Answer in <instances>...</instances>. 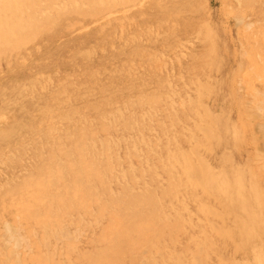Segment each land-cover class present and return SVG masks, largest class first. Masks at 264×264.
<instances>
[{
  "label": "rangeland",
  "instance_id": "1",
  "mask_svg": "<svg viewBox=\"0 0 264 264\" xmlns=\"http://www.w3.org/2000/svg\"><path fill=\"white\" fill-rule=\"evenodd\" d=\"M117 1V2H116ZM140 1V2H138ZM152 1V2H151ZM160 1V2H159ZM236 1V2H235ZM239 1V2H238ZM101 0V6L96 8V4L87 2L85 0H75L77 9H67L63 6V14L60 20L61 28L56 27L50 30V33L38 37L32 41H27L22 44V47L16 51H9L0 57V131H2L0 136V210L3 209V213L0 211V264H264V117L262 115L258 116L260 108L264 107V97H260L258 94H254L260 91L264 94V72H260L258 75L254 74L252 88L249 87L248 77H246L244 70L248 66V61L245 57V53L251 52L254 49H258L259 45L253 41L259 39V44L264 47V0ZM260 1V2H259ZM226 2V3H225ZM228 2V3H227ZM231 2V3H230ZM245 2V3H244ZM249 2V3H248ZM263 2V3H262ZM174 3V4H173ZM240 3V4H239ZM247 3V4H246ZM171 4L173 6H171ZM193 6H192V5ZM203 4V6H201ZM234 4V5H233ZM263 4V5H261ZM133 5V6H132ZM140 5V6H139ZM152 5V6H151ZM240 5V6H239ZM259 5V7H257ZM131 8L130 10L128 8ZM132 6V7H131ZM157 6V7H156ZM183 6V7H182ZM200 6V8H199ZM230 6V9L228 7ZM146 7V8H145ZM205 7V8H204ZM250 7V8H249ZM256 10H254V8ZM57 8H62L61 6ZM193 8V9H192ZM239 8V10H238ZM241 8V9H240ZM67 9V10H66ZM123 9V10H122ZM160 9V10H159ZM194 11H192V10ZM204 9V10H203ZM76 10V12H74ZM116 10V11H115ZM124 10L128 12H123ZM190 10V11H188ZM196 10V11H195ZM247 10V11H246ZM261 10V11H260ZM118 11V12H117ZM174 12V13H173ZM185 12V13H183ZM212 12V13H211ZM248 12V13H246ZM258 12V13H257ZM110 13V14H109ZM113 13V14H112ZM123 13V14H122ZM187 13V15H186ZM193 13V14H191ZM229 13V14H228ZM231 13V14H230ZM237 13V14H236ZM257 13V14H256ZM71 14V15H70ZM107 14V15H106ZM253 14V15H252ZM109 15V16H108ZM114 15V16H113ZM168 15V16H167ZM238 15V16H237ZM258 16V18L256 17ZM64 16V17H63ZM69 18L66 19V17ZM158 16V17H157ZM231 16V17H230ZM78 17V18H77ZM103 17V18H102ZM108 17V18H107ZM111 17V18H110ZM120 17V18H119ZM132 17V18H131ZM143 17V18H142ZM235 19H234V18ZM249 17V18H248ZM156 18V19H155ZM193 18V19H192ZM195 18V19H194ZM263 18V19H262ZM73 19V20H72ZM75 19V20H74ZM88 19V21H87ZM97 22H94V20ZM102 19V21H101ZM110 19V20H109ZM132 19V20H131ZM159 19V20H158ZM169 19V20H168ZM237 19V20H236ZM262 19V20H261ZM88 22H86V21ZM92 21L91 23L89 21ZM95 20V21H96ZM156 20V21H155ZM168 20V21H167ZM239 20V21H238ZM240 20L241 23H240ZM248 20V21H247ZM63 21V23H62ZM99 21V22H98ZM104 21V23H103ZM128 23H127V22ZM166 21V22H165ZM238 21L240 24L238 25ZM255 21V22H254ZM118 22V23H117ZM130 22V23H129ZM132 22V23H131ZM157 24H156V23ZM163 22V23H162ZM205 22V23H204ZM259 22V23H258ZM65 23V25H63ZM84 23V24H83ZM96 23V24H95ZM102 23V24H101ZM125 23V24H122ZM167 23V24H166ZM253 23V24H252ZM59 24V26H60ZM86 24V25H85ZM114 24V25H113ZM121 24V25H120ZM127 24V25H126ZM149 24V25H148ZM206 24V25H204ZM209 24V26L207 25ZM211 24V25H210ZM225 24V25H224ZM237 24V25H236ZM244 24V25H243ZM246 24V25H245ZM85 25V26H84ZM88 25V26H87ZM96 27H94V26ZM112 25V26H111ZM119 25V27H118ZM157 25V26H156ZM160 25V26H159ZM165 25V26H164ZM169 25L171 27H169ZM91 26V27H90ZM105 26V27H104ZM114 26V27H113ZM128 26V27H127ZM80 27V28H79ZM85 27V30H83ZM87 27V29H86ZM108 29H107V28ZM125 27V28H124ZM152 27V28H151ZM168 27V28H167ZM178 27V28H176ZM183 27V28H182ZM207 27V29H206ZM212 27V28H211ZM235 27V28H234ZM245 27V28H244ZM250 27V28H249ZM59 28V29H58ZM83 28V29H82ZM91 28V29H90ZM100 29L98 31L97 29ZM114 28V29H113ZM116 28V29H115ZM128 28V29H127ZM57 29V30H56ZM63 29V30H62ZM80 29V30H78ZM96 29V30H94ZM112 29V30H111ZM137 29V30H136ZM140 29V30H139ZM177 29V30H176ZM216 29V30H215ZM248 29V30H247ZM56 30V31H55ZM61 30V31H60ZM78 30V31H76ZM106 30V31H105ZM121 30V32H120ZM136 30V31H135ZM139 30V31H138ZM199 30V31H198ZM203 30V31H201ZM207 33H206V31ZM214 30V31H213ZM245 30V31H244ZM54 31V32H53ZM73 31V32H71ZM76 31V32H75ZM117 31V32H116ZM124 31V33H123ZM135 31V33H133ZM178 31V32H176ZM184 31V32H182ZM186 31V32H185ZM49 32V31H48ZM58 32V33H57ZM60 32V33H59ZM64 34H63V33ZM78 32V33H77ZM93 32V33H90ZM109 32V34H108ZM111 32V33H110ZM114 32V33H113ZM116 32V33H115ZM119 32V33H118ZM162 32V33H161ZM164 32V33H163ZM176 32V34H175ZM197 32V34H196ZM204 32V33H203ZM67 33V34H66ZM73 33V34H72ZM76 33V34H75ZM85 33V34H84ZM87 33H89L87 35ZM98 33V34H97ZM101 33V34H100ZM144 33V34H143ZM148 33V35H147ZM152 33V34H150ZM167 33V34H166ZM172 33V34H170ZM178 33V34H177ZM191 33V34H190ZM198 33H201L198 35ZM207 35H206V34ZM214 33V34H213ZM51 34V36H49ZM53 34V35H52ZM56 34V35H55ZM60 34V35H59ZM75 34V35H74ZM80 34V36H79ZM108 34V35H107ZM114 34V35H113ZM120 34V37H119ZM143 34V35H142ZM74 35V37H73ZM114 37H112V36ZM127 35V36H126ZM135 35V36H134ZM140 35V37H138ZM160 38H158L159 36ZM170 35V36H169ZM180 35V36H179ZM189 35V37H188ZM216 38H214V36ZM68 36V37H67ZM84 36V37H83ZM92 36V37H91ZM116 36V38H115ZM129 36V37H128ZM132 36V37H131ZM148 36V37H147ZM176 38H175V37ZM205 36H209L207 39ZM57 37V38H56ZM71 37V38H69ZM101 37V38H100ZM105 37V38H104ZM119 37V38H118ZM131 37V38H130ZM134 37V38H133ZM146 37V39H145ZM239 37V38H238ZM43 38V39H42ZM87 38V40L85 39ZM128 38V40H127ZM130 38V39H129ZM140 40H139V39ZM148 38V39H147ZM186 38V39H185ZM219 38V39H218ZM42 39V40H41ZM60 39V40H59ZM68 39V40H67ZM81 39V40H80ZM101 39V40H100ZM122 39V40H121ZM137 39V40H135ZM183 41H181V40ZM209 39V40H208ZM241 39V41H240ZM42 41L41 42H39ZM47 40V41H45ZM50 40V41H48ZM76 40V41H75ZM113 40V42H112ZM165 40V41H164ZM189 40V41H188ZM193 40V41H192ZM197 40V41H196ZM19 41V40H18ZM38 41V42H36ZM45 41V42H44ZM67 41V42H66ZM86 41V42H85ZM96 41V42H95ZM119 41V42H118ZM124 41V42H123ZM127 41V42H126ZM145 41V42H143ZM177 41V42H176ZM52 42V43H51ZM61 42V43H60ZM107 44H106V43ZM110 42V43H109ZM148 42V43H147ZM153 42V43H152ZM244 42V43H242ZM46 43V45H44ZM50 45H49V44ZM68 43V44H67ZM76 43V45H75ZM83 43V44H82ZM99 43V44H98ZM116 43V44H114ZM119 43V44H118ZM152 43V44H151ZM38 44V45H37ZM55 44V45H53ZM57 44V45H56ZM60 44V45H59ZM67 44V45H66ZM113 44V45H111ZM143 44V45H141ZM179 44V45H178ZM181 44V46H180ZM253 44V47H250ZM74 45V46H73ZM81 45V46H80ZM101 47H100V46ZM125 46L122 48V46ZM137 45V47H136ZM148 45V46H147ZM154 45V46H153ZM192 45V47L190 46ZM243 45V46H242ZM33 46V48H32ZM42 46V48H41ZM47 46V47H46ZM51 48H49V47ZM58 46V47H57ZM109 46V47H108ZM127 46V47H126ZM134 46V47H132ZM36 47V49H35ZM40 47V49H39ZM97 47V48H96ZM118 47V49H117ZM186 47V48H184ZM196 47V48H195ZM244 47V48H243ZM249 47V48H248ZM27 48V49H26ZM31 48V49H29ZM54 48V50H53ZM57 48V49H56ZM93 48V49H92ZM108 48V49H107ZM114 48V49H113ZM126 48V49H125ZM128 48V49H127ZM254 48V49H252ZM34 49V50H33ZM42 49V50H41ZM63 49V50H62ZM71 51H70V50ZM123 49H125L123 51ZM167 49V50H166ZM179 49V50H178ZM27 50L26 52H24ZM33 50V51H32ZM49 50V52L47 51ZM54 52H53V51ZM57 50V51H56ZM79 50V51H78ZM92 50V51H91ZM117 50V52L115 51ZM120 50V51H118ZM131 52H130V51ZM142 50V51H141ZM148 50V51H146ZM186 50V51H185ZM29 51V52H28ZM44 51V52H43ZM47 51V52H46ZM56 51V52H55ZM68 51V52H67ZM87 51V52H86ZM109 51V52H108ZM134 51V53H132ZM146 51L147 53H144ZM176 51V53H175ZM178 51V52H177ZM19 52V53H18ZM32 52V53H31ZM36 52V53H34ZM38 52V53H37ZM51 52V53H50ZM54 54H53V53ZM72 52V53H71ZM125 52L127 53L125 55ZM130 52V53H129ZM137 52V53H136ZM143 52V53H138ZM161 52V53H160ZM194 52V53H193ZM40 53V54H39ZM49 53V54H48ZM83 53V54H82ZM169 53V55L167 54ZM190 53V54H189ZM244 53V56H243ZM13 54V55H12ZM16 54V55H15ZM24 54V56L20 55ZM53 54V55H52ZM88 54V55H87ZM100 54V55H99ZM108 54V55H107ZM121 54V55H120ZM124 56H123V55ZM134 54V56H133ZM138 54V55H137ZM159 54V55H158ZM172 54V55H171ZM174 54V55H173ZM8 55L7 59L5 57ZM30 55V56H29ZM35 55V56H34ZM75 55V56H74ZM80 55V56H79ZM83 55V56H82ZM92 55V56H91ZM129 55V56H128ZM184 55V56H183ZM15 56V57H14ZM20 56V57H19ZM43 56V57H42ZM74 56V57H73ZM96 56V57H95ZM116 56V57H115ZM142 56V57H141ZM153 56V57H152ZM159 56V57H158ZM162 56V57H161ZM172 56V57H171ZM190 56V57H189ZM13 59L16 61H12ZM27 57V58H26ZM86 57V58H85ZM104 57V58H103ZM110 57V58H109ZM114 57V58H112ZM134 57V58H131ZM144 57V58H143ZM150 57V58H149ZM157 57V58H156ZM175 57V58H174ZM242 59H241V58ZM23 58V59H19ZM25 58V61H24ZM40 58V60H39ZM61 58V59H60ZM81 58V59H80ZM139 58V59H138ZM163 58V59H161ZM194 58V59H193ZM243 58H245L243 60ZM3 59V60H2ZM19 59V60H18ZM28 59V60H27ZM42 59V61H41ZM46 59V61H45ZM65 59V60H64ZM69 59V60H67ZM119 59V60H117ZM122 59V60H121ZM135 59V60H134ZM166 59V61H164ZM175 59V60H174ZM190 59V60H189ZM9 60V61H8ZM22 60V61H21ZM75 60V61H74ZM110 60V61H109ZM112 60V61H111ZM126 60V61H125ZM145 60V62H144ZM154 60V61H152ZM159 60V61H158ZM161 60V61H160ZM4 61V62H3ZM11 61V63H10ZM27 64L28 67L24 65ZM68 61H70L68 63ZM122 61V62H121ZM141 63H140V62ZM148 65H147V63ZM241 61V62H240ZM3 62V63H2ZM15 62V64H14ZM31 62H36L32 65ZM40 62V63H39ZM131 64H130V63ZM152 62V63H151ZM165 66H164V63ZM243 62V63H242ZM2 63V64H1ZM75 63V64H74ZM123 63V64H122ZM128 63V65H127ZM133 63V64H132ZM157 63V64H156ZM159 63V64H158ZM162 63V64H161ZM264 64V61H262ZM65 64V65H64ZM67 64V65H66ZM126 64V65H125ZM39 65V66H38ZM49 65V66H48ZM77 65V67H76ZM80 65V66H79ZM87 65V66H86ZM109 65V66H108ZM156 65V66H155ZM159 65V66H158ZM175 65V66H174ZM240 65V66H239ZM17 66V67H16ZM67 66V67H66ZM86 66V67H85ZM113 66V68H112ZM125 66V67H124ZM132 66V67H131ZM142 66V68L140 67ZM8 67V68H7ZM22 69H20V68ZM26 67V68H22ZM40 67H43L39 69ZM48 67V68H45ZM72 67V68H70ZM77 69H76V68ZM157 67V68H156ZM241 67V68H240ZM29 68V71H28ZM34 68V69H33ZM52 68V69H51ZM54 68V70H53ZM60 68V69H59ZM79 68V69H78ZM99 68V69H98ZM112 68V69H111ZM123 68V69H122ZM135 68V69H133ZM196 68V69H195ZM240 68V69H239ZM264 68V67H263ZM33 69V70H31ZM36 69V70H35ZM43 69V70H42ZM47 69V71H46ZM51 69V70H50ZM119 69V70H118ZM133 69V70H132ZM157 69V70H156ZM164 69V70H163ZM170 69V70H169ZM181 69V70H180ZM2 70V71H1ZM13 70V71H12ZM39 70L37 73L36 71ZM42 70V71H41ZM49 70V71H48ZM58 70V71H57ZM65 70V71H63ZM74 72H72V71ZM168 70V71H167ZM240 70V71H239ZM45 71V72H43ZM62 71V72H61ZM71 72L69 74V72ZM136 71V72H135ZM53 72V73H52ZM105 74H104V73ZM110 72V74H109ZM134 72V73H133ZM143 72V73H142ZM207 76H206V73ZM17 73V74H16ZM34 74H38L33 75ZM44 73L46 75H44ZM52 73V74H47ZM57 73V74H56ZM63 73V74H62ZM78 73V74H77ZM128 73V74H127ZM131 73V74H130ZM149 75H148V74ZM205 73V74H204ZM42 74V75H41ZM109 74V75H108ZM127 74V75H126ZM133 74V75H132ZM135 74V75H134ZM168 74V75H167ZM190 74V75H189ZM198 74V75H197ZM263 74V75H262ZM19 75V76H18ZM56 75V76H55ZM59 75V76H58ZM64 75V76H63ZM66 75V76H65ZM75 75V76H74ZM81 75V76H80ZM103 75V76H102ZM158 75V76H157ZM167 75V76H166ZM192 75V76H191ZM260 75V76H259ZM35 76V77H34ZM93 76V77H92ZM101 76V77H99ZM173 76V77H172ZM200 78H199V77ZM259 76V77H258ZM50 77V78H49ZM55 77V78H54ZM61 77V78H59ZM88 77V78H87ZM99 77V78H98ZM106 77V78H105ZM116 77V78H115ZM130 77V79H129ZM137 77V78H136ZM153 77V78H152ZM159 79H158V78ZM169 77V78H168ZM176 77V78H175ZM178 77V78H177ZM25 78V79H24ZM29 78V79H28ZM32 78V79H30ZM48 78V79H47ZM54 78V79H53ZM64 78V79H62ZM73 79L70 81L69 79ZM96 78V79H95ZM103 78V79H102ZM115 78V79H114ZM149 78V79H148ZM155 78V79H154ZM240 78V79H239ZM262 78V79H261ZM13 79V80H12ZM38 82H32L34 81ZM53 82L52 84L50 81ZM56 79V80H55ZM67 79V81H66ZM142 79V80H141ZM165 79V80H164ZM172 79V80H171ZM198 79V80H197ZM208 79V80H207ZM29 80V81H28ZM46 80V81H45ZM63 80V81H62ZM99 80V82H98ZM102 80V81H101ZM115 80V81H114ZM144 80V81H143ZM171 80V81H170ZM183 80V81H182ZM263 80V82L261 81ZM24 81V82H23ZM31 81V82H30ZM41 81V82H40ZM61 81V82H59ZM66 81V82H65ZM105 81V82H104ZM169 81V82H168ZM173 81V82H172ZM180 81V82H179ZM192 81V82H191ZM194 81V82H193ZM197 81V82H195ZM19 82V83H18ZM27 82V83H26ZM30 82V83H29ZM59 82V83H57ZM69 84H68V83ZM98 82V83H97ZM104 82V83H102ZM108 82V83H107ZM134 82V83H132ZM171 82V83H170ZM176 84H175V83ZM188 82L195 83L189 84ZM207 82V83H206ZM25 83V84H24ZM37 83V86H36ZM47 83V84H46ZM71 83V84H70ZM111 83V84H110ZM113 83V84H112ZM129 83V84H128ZM132 83V84H131ZM180 83V85L178 84ZM189 85H188V84ZM202 83V84H200ZM259 83V84H258ZM3 84V85H2ZM31 84V85H29ZM33 84V87H32ZM51 84V86H49ZM101 84V85H100ZM115 84V85H114ZM169 84L171 85L169 88ZM174 86H173V85ZM183 86H182V85ZM187 84V85H186ZM242 85V86H239ZM261 84V85H260ZM103 85V89H100ZM193 85V86H192ZM205 85V86H204ZM208 85V86H207ZM4 86V87H3ZM8 86V88H7ZM15 86V87H14ZM21 86V87H20ZM23 86V87H22ZM26 86V87H25ZM35 86V87H34ZM43 86V88H42ZM46 88H45V87ZM51 89L49 91V89ZM67 86V88H65ZM105 86V87H104ZM111 86V87H110ZM115 86V87H112ZM136 86V88H134ZM158 86V87H157ZM210 86V87H209ZM214 86V89H213ZM248 86V87H247ZM17 87V88H16ZM29 87V88H28ZM32 87V88H31ZM58 87V88H57ZM60 87V88H59ZM83 87V88H82ZM109 87V88H108ZM139 87V88H138ZM183 87V88H182ZM256 87V88H255ZM262 87V88H261ZM6 88V89H5ZM16 88V89H14ZM19 88V89H18ZM35 88V89H34ZM37 88V89H36ZM39 88V89H38ZM122 88V89H121ZM132 92L130 94V90ZM158 88V89H157ZM175 88V89H174ZM177 88V89H176ZM195 88V89H193ZM32 89V90H31ZM55 89V90H54ZM72 89V90H71ZM76 89V91H75ZM100 89V90H99ZM105 89V90H104ZM136 89V90H134ZM170 89V90H169ZM189 89V91H188ZM203 89V90H202ZM212 89V92L210 93ZM253 89V90H252ZM5 90V91H4ZM9 90H13L9 92ZM22 92H21V91ZM42 90V92H41ZM48 90V92H47ZM53 90V91H52ZM57 90V91H56ZM63 93H58L59 91ZM79 90V91H78ZM98 90L100 93H98ZM109 90V91H108ZM114 90V91H111ZM126 92H125V91ZM129 90V91H127ZM239 90V91H238ZM241 90V91H240ZM17 91V92H16ZM20 91V92H19ZM29 91H33L29 93ZM44 91V93H43ZM88 91V92H87ZM103 91H107L103 93ZM116 91V92H115ZM173 91V92H172ZM179 91V92H178ZM183 91V92H182ZM205 91V92H204ZM208 91V92H207ZM215 91V92H213ZM19 96L16 95V93ZM25 92V93H23ZM37 92V96L34 94ZM50 92V93H49ZM52 92V93H51ZM56 92V94H55ZM73 95H72V93ZM160 92V93H159ZM169 92V93H168ZM177 92V93H175ZM182 92V93H181ZM198 92V93H197ZM11 95H10V94ZM22 93V95L20 94ZM27 93V94H26ZM49 95H48V94ZM71 93V94H70ZM77 93V95H76ZM119 93L120 96H119ZM129 93V94H128ZM143 96L140 97L139 95ZM156 93V94H155ZM163 93V94H162ZM173 93V94H172ZM179 93V94H178ZM185 93V94H184ZM207 93V94H206ZM218 93V95H217ZM220 93V94H219ZM237 93V95H236ZM37 97L39 100L33 99L32 95ZM39 94V95H38ZM45 94V95H44ZM47 94V95H46ZM52 95V97L50 96ZM101 94V96H100ZM104 94V95H103ZM123 94V96H122ZM125 94V95H124ZM135 94V95H134ZM144 94V95H143ZM148 94V96H147ZM183 94V96H182ZM192 94V95H191ZM215 94V95H212ZM16 95V96H15ZM21 95V96H20ZM28 98H26L27 96ZM43 97H42V96ZM58 95V96H57ZM60 95V96H59ZM62 95V96H61ZM67 95V96H66ZM110 95V96H107ZM130 97H129V96ZM137 95V96H136ZM146 95V96H145ZM188 95V96H187ZM6 96V97H5ZM10 96V97H9ZM15 96V97H14ZM23 96V97H22ZM45 99H42L44 98ZM71 96V97H70ZM74 96V97H73ZM89 96V98L87 97ZM98 96V97H97ZM112 96V97H111ZM128 96V97H125ZM136 96V97H135ZM139 96V97H138ZM150 96V98H149ZM168 96V97H166ZM170 96V97H169ZM172 96V97H171ZM180 96V97H177ZM190 96V97H189ZM204 96V97H203ZM5 97V98H4ZM30 97V98H29ZM32 97V98H31ZM42 97V98H41ZM55 97V99H54ZM63 97V98H62ZM91 97V99H90ZM103 97V99H102ZM107 97V100H106ZM110 97V98H109ZM115 97V98H114ZM163 97V98H162ZM166 97V98H165ZM190 99H189V98ZM256 97V98H255ZM10 98V100H9ZM15 100H13V99ZM24 98V99H23ZM51 98V99H50ZM78 98V99H77ZM83 98V100H82ZM88 98L87 100H85ZM94 101H93V99ZM112 98V100H110ZM128 98V99H126ZM135 98V99H134ZM149 98V99H148ZM153 100H152V99ZM156 98V99H155ZM161 98V99H160ZM174 98V99H173ZM192 98V99H191ZM259 98V99H258ZM12 99V100H11ZM20 101H18V100ZM109 99V100H108ZM120 99V100H119ZM148 99V100H147ZM160 101H157L159 100ZM167 99V100H164ZM184 99V100H183ZM200 99V100H199ZM202 99V100H201ZM9 100V101H8ZM17 100V101H16ZM27 100V101H26ZM30 102H29V101ZM48 100V102H47ZM58 100V101H57ZM65 100V101H64ZM67 100V103H66ZM72 100V101H71ZM86 102H85V101ZM106 100V101H105ZM131 100V101H130ZM139 100V101H138ZM142 100V101H141ZM170 100L171 103H170ZM252 100V101H251ZM258 100V103L256 101ZM14 101V102H13ZM32 101V102H31ZM38 103H35V102ZM44 101V102H43ZM91 103H89V102ZM105 101V102H104ZM109 103H108V102ZM111 101V102H110ZM113 101V102H112ZM128 101V102H127ZM183 103H182V102ZM192 101V102H191ZM200 101V102H199ZM249 101V102H248ZM11 102V103H9ZM25 102V104H24ZM28 102V103H27ZM142 102V106L141 103ZM164 102V104H163ZM180 102V103H179ZM203 102V103H202ZM213 102V103H212ZM245 102V103H244ZM256 102V103H255ZM17 105H16V104ZM27 103V104H26ZM37 106L36 110V105ZM60 103V104H59ZM65 103V104H63ZM69 103L72 105L69 106ZM93 103V104H92ZM108 103V104H106ZM112 103V104H111ZM157 103V104H156ZM162 103V105H161ZM166 103V104H165ZM185 104V105H181ZM188 103L190 105H188ZM222 103V104H221ZM252 103V104H251ZM16 105L17 107L13 106ZM23 104V106H21ZM92 104V105H90ZM101 104V105H100ZM110 104V105H109ZM139 104V105H138ZM152 104V105H151ZM154 104V105H153ZM168 104V105H167ZM178 104V105H177ZM202 104V106H200ZM213 104V105H212ZM259 104V105H257ZM263 104V105H262ZM12 105V106H10ZM27 107H24V106ZM29 105V106H28ZM45 105V106H44ZM47 105V106H46ZM50 105V107H49ZM57 107H56V106ZM60 105V106H59ZM150 107H149V106ZM158 105V106H157ZM161 105V106H160ZM9 108H6V107ZM19 106V108H18ZM64 106V107H61ZM87 108H86V107ZM90 106V107H89ZM99 106V107H98ZM113 106V108H112ZM115 106V107H114ZM151 109V107H153ZM170 106V108H169ZM176 106L177 108L175 109ZM180 108H179V107ZM206 106V107H205ZM213 106V107H212ZM258 106V107H256ZM22 107V109H21ZM24 107V108H23ZM34 107V108H33ZM54 107V108H53ZM73 107V108H72ZM89 107V108H88ZM128 109H126V108ZM202 107V108H201ZM216 107V108H215ZM256 107V108H255ZM4 110H2V109ZM13 108V111H11ZM33 108V109H32ZM49 108V110H48ZM70 108V109H68ZM104 108V110H103ZM146 108V109H145ZM150 108L149 110H147ZM180 110H179V109ZM183 108V109H182ZM190 108V109H189ZM207 108V109H206ZM6 109V110H5ZM11 111L9 112L8 111ZM18 109H20L18 111ZM24 109V110H23ZM53 109V110H52ZM55 109V110H54ZM77 109V110H76ZM81 109V110H80ZM84 109V110H83ZM98 109V110H94ZM126 109V110H124ZM139 109V110H138ZM145 109V110H144ZM163 109V110H162ZM168 109V110H167ZM173 109V110H172ZM182 109V110H181ZM186 109V111H185ZM189 109V110H188ZM197 109V110H196ZM239 109V111H238ZM253 109V110H252ZM256 109V110H254ZM30 110L32 112H30ZM35 110V111H34ZM41 110V111H40ZM51 110V112H49ZM64 110V111H63ZM79 110V111H78ZM86 110V111H85ZM106 110V111H105ZM121 110V111H120ZM134 110V111H133ZM156 110V111H155ZM163 111V114L161 113ZM171 110V112H169ZM176 112H175V111ZM241 110V111H240ZM248 110V111H245ZM6 111V112H4ZM23 111H26L23 117ZM40 112V114L38 112ZM48 111V112H46ZM74 111V113H73ZM119 111V112H118ZM139 113H138V112ZM151 111V112H149ZM158 111V112H157ZM165 111V112H164ZM173 111V112H172ZM182 112V113H179ZM188 111V113H187ZM205 114H204V112ZM257 111V112H256ZM264 111V109H263ZM21 112V113H17ZM30 115H29V113ZM34 112V113H33ZM36 112L38 114H36ZM54 112V113H53ZM76 112V113H75ZM101 114H98V113ZM105 112V113H104ZM146 112V113H145ZM155 112L157 114H155ZM160 112V113H159ZM240 112V113H239ZM256 112V113H255ZM4 113V114H3ZM17 113V114H16ZM32 113V114H31ZM45 113V114H43ZM64 113V114H63ZM85 113H87L85 115ZM92 113V114H91ZM117 113V114H116ZM151 113V114H150ZM167 113H170L167 115ZM173 113V114H172ZM176 113V114H175ZM197 113V114H196ZM242 113V114H241ZM249 113V114H248ZM42 114V115H41ZM47 114V115H46ZM56 114V115H55ZM63 114V115H62ZM95 114V115H93ZM110 114V115H109ZM115 114V115H114ZM123 114V115H122ZM172 114V115H171ZM183 114V116H181ZM189 114V116H187ZM221 114V115H220ZM22 115V116H21ZM30 117H29V116ZM46 115V116H45ZM62 115V116H61ZM68 115V116H66ZM77 115V116H76ZM89 115V116H88ZM101 117H99V116ZM143 115L145 116L143 118ZM148 115V116H146ZM157 115V116H156ZM160 115V116H159ZM163 115V116H162ZM166 115V116H165ZM180 115V116H179ZM198 115V116H197ZM240 115V117H239ZM251 115H256L255 117ZM5 116V117H4ZM20 119V120H15ZM32 116V118H31ZM43 116V117H42ZM56 116V117H55ZM60 116V118H59ZM64 116V117H63ZM103 116V117H102ZM109 116V117H108ZM142 116V118H141ZM159 116V117H158ZM171 116V117H170ZM179 116V117H178ZM184 116H186L184 118ZM251 116V117H250ZM264 116V115H263ZM13 117V118H12ZM34 117H36L34 119ZM42 117V118H41ZM52 117L55 122L52 121ZM67 117V118H66ZM72 117V118H70ZM78 117V118H77ZM85 117V118H84ZM97 117L100 121L97 120ZM140 117V118H139ZM164 117V118H163ZM190 117V118H189ZM250 117V118H248ZM22 118V119H21ZM29 118L31 122L27 123ZM52 120H49V119ZM84 120H82V119ZM88 118V119H87ZM94 118V119H93ZM106 118V121H105ZM153 118V119H152ZM160 118V119H159ZM163 118V119H162ZM172 118V119H171ZM175 118V120H173ZM193 118V119H191ZM32 119H34L32 122ZM43 121H42V120ZM61 119V120H58ZM65 121H64V120ZM71 120L68 122V120ZM87 119V120H86ZM134 119V120H133ZM151 119V120H150ZM159 121H158V120ZM181 119V120H180ZM195 119V120H194ZM210 119V120H209ZM250 119V120H248ZM12 120V122H11ZM15 120V121H14ZM58 120V121H56ZM81 120L82 124L81 125ZM86 120V122H85ZM97 120V121H96ZM110 120V121H109ZM148 120V121H147ZM156 120V121H155ZM163 120V121H162ZM169 120V121H167ZM174 122H173V121ZM181 122H180V121ZM247 122H246V121ZM252 120V121H251ZM255 120V121H253ZM15 123H14V122ZM17 121V122H16ZM73 121V122H72ZM147 121V122H146ZM241 121V122H240ZM21 122V123H20ZM27 125L22 128V124ZM95 122V123H94ZM153 122V123H152ZM157 122V123H156ZM161 122V123H160ZM166 122V123H165ZM173 122V123H172ZM198 122V126L196 124ZM206 122L208 125H206ZM212 122V123H211ZM245 122V123H244ZM259 122V123H258ZM14 123V124H13ZM17 123V126L15 124ZM25 123V124H24ZM27 123V124H26ZM32 123V125H31ZM33 129L28 128V124ZM46 123V124H44ZM48 123V124H47ZM51 123V124H50ZM74 123V124H73ZM94 123V124H93ZM185 123V124H183ZM187 123V124H186ZM194 123V124H193ZM210 123V124H209ZM7 124V125H6ZM12 127H10L11 125ZM54 124V125H52ZM58 124V126H57ZM68 126H67V125ZM80 124V125H79ZM112 124V125H111ZM142 124V125H141ZM147 124V125H146ZM166 124V125H165ZM173 124V125H171ZM184 126H183V125ZM237 124H239L237 126ZM243 124V125H242ZM253 124V125H250ZM259 124V125H258ZM20 131L15 134L18 135L12 137V131ZM48 125V126H46ZM52 125V126H51ZM63 125V126H62ZM72 125V126H70ZM95 125V126H94ZM100 125V126H99ZM102 125V126H101ZM158 125V126H157ZM180 125V126H179ZM190 125V126H189ZM214 125V126H211ZM245 125V126H244ZM21 126V128H17ZM29 126V127H30ZM61 126V128H59ZM65 126L67 128H65ZM77 126L81 129H78ZM97 126V129H96ZM155 128H154V127ZM165 126V127H164ZM167 126V127H166ZM187 126V127H186ZM196 126V128H195ZM203 127L201 130L197 128ZM207 128H206V127ZM211 126V127H210ZM250 126V127H249ZM30 127V128H31ZM54 127V128H53ZM56 127V128H55ZM84 127V128H83ZM89 127V129H88ZM101 128V129H98ZM183 127V128H182ZM193 127V128H191ZM200 127V128H201ZM216 127V128H215ZM240 127V128H239ZM254 127H257V131ZM259 127V128H258ZM3 128V129H2ZM7 128V129H6ZM52 130L54 132H60L52 134L48 131L41 129ZM50 128V129H49ZM52 128V129H51ZM59 128V130H58ZM179 128V129H178ZM246 128V129H245ZM54 129V132H53ZM73 129V131H72ZM95 129V132H94ZM139 129V130H138ZM150 130L148 132V130ZM167 131L164 132L163 131ZM184 129V130H183ZM218 131H216V130ZM7 130V131H5ZM32 132H31V131ZM37 130H40L38 133ZM80 130V131H79ZM83 130V131H82ZM98 130L100 132H98ZM155 132H154V131ZM170 130V131H169ZM191 130V131H190ZM195 130V131H194ZM204 131V133L202 132ZM250 130V132H249ZM4 131V132H3ZM9 131V132H8ZM13 131V132H14ZM37 131V132H36ZM62 131V132H61ZM94 133H93V132ZM176 132L175 135L172 132ZM189 131V132H188ZM194 131V132H193ZM215 131V132H214ZM235 131V132H234ZM242 131V132H241ZM262 131V132H261ZM8 134L6 136V133ZM11 132V134H10ZM25 132V133H24ZM27 132V134H26ZM29 132V133H28ZM33 132H35L33 134ZM91 132V133H90ZM142 132V133H141ZM152 132V133H151ZM158 132V133H157ZM193 132V133H191ZM208 132V133H207ZM210 132V133H209ZM220 132V133H219ZM258 132V133H257ZM260 132V133H259ZM4 133V135L2 134ZM24 133V134H22ZM114 133V134H113ZM126 133V134H125ZM150 133V135H149ZM169 133V134H168ZM190 133V134H189ZM246 133V134H244ZM249 133V134H248ZM252 133V134H251ZM29 134V135H28ZM32 134V135H30ZM37 134V135H36ZM60 134V135H58ZM63 136H62V135ZM74 134V135H73ZM93 134V136L91 135ZM105 134V135H104ZM148 136H146V135ZM155 134V135H154ZM172 134V135H171ZM199 134V136H198ZM209 134V135H208ZM263 134V136H262ZM20 135L21 138H20ZM28 138H27V136ZM39 139L46 140H34L36 137ZM57 137H54V136ZM68 135V136H67ZM82 135V136H81ZM87 135V136H85ZM116 135V136H115ZM140 135V136H139ZM159 135V136H158ZM167 135V136H166ZM175 135V136H174ZM188 135V136H187ZM192 135V136H191ZM197 135V136H196ZM248 135V136H247ZM5 136L8 138H5ZM46 136V137H45ZM50 138H49V137ZM62 136V137H61ZM66 136V137H65ZM71 136V138H69ZM77 138H76V137ZM88 136H91L88 137ZM113 138H111V137ZM128 136V137H127ZM133 136V137H131ZM144 136V137H142ZM190 136V137H189ZM214 136V137H213ZM243 136V137H241ZM12 137V138H11ZM30 137V138H29ZM48 137V138H47ZM65 137V138H64ZM76 139H75V138ZM83 137V139H82ZM88 137V138H86ZM100 137V138H99ZM139 141H138V139ZM161 137V138H160ZM170 137V139H169ZM178 137V138H176ZM198 137V138H197ZM218 137V138H217ZM241 137V138H240ZM246 137V138H245ZM1 138V137H0ZM12 140H11V139ZM33 138V139H32ZM52 138V139H51ZM74 138V139H72ZM79 138L82 140H79ZM117 138V139H116ZM129 138V140H128ZM144 138V139H143ZM147 138V139H146ZM156 138V139H155ZM161 141H160V139ZM167 138V139H166ZM176 138V139H175ZM191 138V139H190ZM217 138V139H216ZM240 138V139H239ZM243 138V139H242ZM249 138V139H248ZM251 138V139H250ZM255 138V139H254ZM262 138V139H261ZM15 139V140H14ZM17 139V140H16ZM19 139L24 142L19 141ZM28 139V140H27ZM31 142H30V140ZM49 139V140H47ZM63 139V140H62ZM149 139V140H148ZM155 142L156 140H158ZM163 139V140H162ZM174 139V140H173ZM189 139V140H188ZM208 139V140H207ZM215 139V140H213ZM242 139V140H241ZM254 139V140H253ZM257 139V141H256ZM35 143H34V141ZM51 140V144L49 141ZM53 140H57L54 143L56 147L52 144ZM74 140V141H73ZM85 140V142L83 141ZM98 140V141H97ZM119 140V141H118ZM155 140V141H154ZM170 140V141H169ZM195 140V141H193ZM246 140V141H245ZM263 142L261 143L260 142ZM8 141V142H7ZM13 141L18 142L14 144ZM27 141H29L28 144ZM33 141V142H32ZM39 141L41 143H39ZM69 141V142H67ZM103 141V142H102ZM110 141V142H109ZM135 141V142H134ZM141 141V142H140ZM216 141V142H215ZM220 141V143H219ZM26 142V143H25ZM37 142V144H36ZM48 142V143H47ZM61 142L62 143L61 145ZM66 142V143H65ZM71 142V144H69ZM78 144H76V143ZM87 142V143H86ZM95 146H94V144ZM102 142V143H101ZM108 142V143H107ZM121 142V143H120ZM152 142V143H151ZM167 142H170L167 143ZM202 142V144H200ZM240 142V143H239ZM249 142V144H248ZM257 142V143H256ZM258 142L261 144L258 145ZM22 143V145H21ZM24 143V144H23ZM45 143V144H43ZM74 145H73V144ZM86 143V144H85ZM92 143V144H90ZM131 143V144H130ZM133 143H136L133 145ZM139 143V144H138ZM146 143V144H145ZM159 143V145H157ZM165 143V144H164ZM177 143V144H175ZM182 143V144H181ZM196 143V144H195ZM199 143V144H198ZM240 145H239V144ZM258 145L255 147L254 145ZM3 144V146H2ZM9 144V145H8ZM11 144V145H10ZM19 147H16V145ZM27 148L25 149L26 145ZM48 144V145H47ZM59 144V146H58ZM82 144V145H81ZM104 144V145H103ZM116 144V145H115ZM151 144V145H150ZM163 144V145H162ZM168 144V147H167ZM185 144V145H184ZM8 145V147H4ZM41 151H40V148ZM44 145V146H43ZM52 145V146H51ZM69 145V146H68ZM93 145V147H92ZM98 145V146H96ZM101 145V146H100ZM148 145V146H147ZM165 145V146H164ZM179 145V146H178ZM200 145H204L203 147ZM217 145V146H215ZM263 145V146H262ZM2 146V148H1ZM13 146V150L12 147ZM38 146L37 150L35 149ZM48 146V147H46ZM76 146V148H75ZM85 146V147H84ZM108 146V147H107ZM110 146V147H109ZM136 146V147H135ZM138 146V147H137ZM143 146V147H142ZM152 148H151V147ZM155 146V147H154ZM158 146V147H157ZM192 146V147H191ZM11 147V148H10ZM21 147V148H20ZM35 147V148H34ZM46 147V148H45ZM54 149H53V148ZM61 147V148H60ZM81 147L84 152L83 161L79 157L77 149ZM83 147V148H82ZM100 147V148H99ZM104 147V148H103ZM117 147V148H116ZM142 147V148H141ZM178 149H177V148ZM188 147V148H187ZM207 147V148H206ZM262 147V148H261ZM43 148V150H42ZM45 148V151H44ZM70 148V149H69ZM88 148V149H87ZM111 148V149H110ZM128 148V149H127ZM130 148V149H129ZM133 151H132V149ZM135 148V149H134ZM140 148V150H139ZM147 148V151H146ZM150 148V149H149ZM156 148V149H154ZM160 148V149H159ZM170 148V149H169ZM175 148V149H174ZM192 150H191V149ZM211 148V149H209ZM217 148V149H216ZM219 148V149H218ZM225 148V149H224ZM236 148V149H235ZM4 149V151H3ZM5 149H7V154ZM11 149V150H10ZM20 149V150H19ZM23 152L25 155L21 153ZM32 149V152H30ZM34 149V150H33ZM72 149V150H71ZM126 149V150H125ZM149 149V151H148ZM154 149V150H153ZM187 150V152L185 151ZM204 149L206 151H204ZM17 152H16V151ZM30 150V151H29ZM37 154L40 152L42 154H36L34 158L33 153ZM39 150V151H38ZM50 150V152H47ZM55 150V151H54ZM68 150V152H67ZM103 150V151H102ZM106 150V151H105ZM109 150V151H108ZM125 150V151H124ZM130 152H129V151ZM153 150V151H151ZM170 150V151H167ZM182 150V151H181ZM213 150V151H211ZM236 150V151H235ZM247 150V151H246ZM251 150V151H250ZM11 152V155L9 153ZM26 151V153H25ZM28 151V152H27ZM59 151V152H58ZM100 151V152H99ZM122 153H120V152ZM126 154H123L124 152ZM136 151V152H134ZM175 151V152H174ZM182 153H181V152ZM184 151V152H183ZM210 151V152H209ZM224 151V152H223ZM227 151V152H226ZM256 151V152H254ZM5 152V154H4ZM45 152V154H44ZM47 152V153H46ZM56 152V153H54ZM64 152V155L63 153ZM70 152V153H69ZM90 152V153H89ZM99 152V153H98ZM110 152V153H109ZM139 152V153H137ZM158 154H157V153ZM170 152V153H169ZM174 152V153H173ZM191 152H194L193 154ZM236 152V153H235ZM262 154H260V153ZM31 153V155H30ZM62 153V154H61ZM103 153V154H102ZM135 155H133V154ZM150 153V154H149ZM156 153V154H154ZM185 153V154H184ZM227 153V154H226ZM231 153V154H230ZM20 154H22V159ZM29 154V155H28ZM76 154V155H75ZM93 154V155H92ZM98 154V155H97ZM107 154V155H106ZM128 154V156H127ZM160 154V155H159ZM174 154V156L172 155ZM179 156H177V155ZM182 154V155H180ZM188 154V155H187ZM226 154V155H225ZM14 155H19L14 156ZM41 155V157H39ZM44 155V156H42ZM46 155V156H45ZM55 155V156H53ZM72 155V156H71ZM103 155V157H102ZM109 155V157H108ZM116 155V156H115ZM131 155V156H130ZM158 155V156H157ZM164 155V157H163ZM176 155V156H175ZM200 155V156H199ZM202 155V156H201ZM230 155V156H229ZM232 155V156H231ZM14 156V157H13ZM26 156V158H24ZM31 156V159H30ZM49 156V157H47ZM53 156V157H52ZM97 156V157H96ZM107 156V157H105ZM129 158H127V157ZM160 158H156V157ZM173 156V157H170ZM183 156V157H182ZM193 159L191 163L196 166L197 169L201 167V164L209 166L211 169L200 168V170L194 169L192 178L185 175L183 162L184 157ZM191 156V157H190ZM196 158H195V157ZM213 156V157H210ZM229 156V157H228ZM249 156V158H248ZM250 156L252 158H250ZM257 156V157H256ZM260 158H259V157ZM20 157V158H19ZM47 159H46V158ZM51 157V159H50ZM66 159H63V158ZM182 157V158H181ZM204 157V158H203ZM223 157V158H222ZM225 157V158H224ZM234 157V158H233ZM254 157V158H253ZM256 157V160H255ZM263 157V158H262ZM7 158V159H6ZM28 158V159H27ZM43 158L45 160H43ZM51 161H46V160ZM59 158V159H58ZM77 158V159H76ZM97 158V160H96ZM99 158V160H98ZM105 158V159H104ZM108 158V159H107ZM125 158V159H124ZM133 158V160L131 159ZM146 158V159H145ZM153 158V159H152ZM155 158V159H154ZM169 160H168V159ZM198 158V159H197ZM206 158V159H205ZM231 158V159H229ZM25 159V160H24ZM34 159L40 160L36 161ZM54 159V160H52ZM56 159V160H55ZM63 159V161H62ZM68 159H70L75 165H68ZM76 159V160H75ZM101 159V160H100ZM110 159H113L112 161ZM137 159H141L140 162ZM152 159V161H151ZM160 159V160H159ZM176 159L178 162H176ZM194 159H196L194 161ZM203 159V160H202ZM220 159V160H219ZM222 159V160H221ZM247 159V160H246ZM260 159V160H259ZM12 162H11V161ZM17 160V161H16ZM28 160V161H27ZM30 160V162H29ZM58 160V161H57ZM60 160V161H59ZM116 160V161H115ZM128 160V162L126 161ZM132 160V162H131ZM136 160V161H135ZM148 160V161H147ZM165 160V161H164ZM205 160V161H204ZM233 160V161H230ZM252 160V161H251ZM9 161V162H8ZM14 161V162H13ZM23 161V163H22ZM65 161V162H64ZM67 161V162H66ZM76 161V162H74ZM107 161V162H105ZM130 161V162H129ZM158 161V162H156ZM197 161H200L197 162ZM230 161V162H229ZM254 161V162H253ZM255 161H257L255 163ZM2 162V163H1ZM19 164H17V163ZM35 163L26 164L25 163ZM39 162V163H37ZM49 162V163H47ZM59 164H58V163ZM63 162V163H61ZM114 164H113V163ZM155 162V163H154ZM174 162V163H171ZM207 162L210 164L207 165ZM220 162V163H218ZM252 162V163H251ZM259 162V163H258ZM262 162V163H261ZM11 163V166H10ZM17 166H15L16 164ZM21 163V164H20ZM45 166H43L44 164ZM55 163V164H54ZM76 163V164H75ZM93 163V164H92ZM97 163V164H96ZM101 163V164H100ZM106 163V165L104 164ZM109 163V164H108ZM117 163V164H116ZM130 163V164H129ZM142 163V164H141ZM163 163V164H162ZM180 163V165L178 164ZM232 163V164H231ZM251 163V164H250ZM8 164V165H7ZM38 164V168L35 167ZM43 164V165H42ZM116 164V165H115ZM122 164V166H121ZM129 164V165H128ZM152 164V165H151ZM174 164V166H173ZM5 165V166H4ZM24 166V168L22 166ZM33 167H30V166ZM35 165V166H34ZM55 167H54V166ZM62 165V166H61ZM67 165V166H66ZM78 165V166H77ZM98 165V166H97ZM111 165V166H110ZM132 165V166H131ZM138 165V166H137ZM141 165V166H140ZM148 167H147V166ZM153 171H152V167ZM155 165V167H154ZM163 165V166H162ZM169 165V167H168ZM171 165V166H170ZM189 165V164H188ZM199 165V166H197ZM233 165V166H232ZM250 165V166H248ZM7 166L8 169L6 168ZM16 168H15V167ZM28 167L25 168V167ZM53 166V167H52ZM59 166V167H58ZM80 166V167H79ZM103 166V167H102ZM105 166V167H104ZM116 166V167H115ZM129 169H127L126 167ZM135 168H134V167ZM143 166V167H142ZM161 166V167H160ZM164 166H166L164 169ZM176 166V167H175ZM180 166V167H179ZM224 168H223V167ZM4 167L6 172H4ZM20 168V169H17ZM42 167H46L44 170ZM49 167V168H47ZM58 167V168H56ZM64 167V168H62ZM66 167V168H65ZM93 167V170H92ZM115 167V168H113ZM123 167V168H122ZM125 167V168H124ZM141 167V169L139 168ZM145 167V168H144ZM150 167V168H149ZM160 169H159V168ZM191 167V166H190ZM232 167V169H231ZM239 167V168H237ZM254 167V168H253ZM14 168V170H13ZM34 168V170H33ZM60 168V169H59ZM69 168V169H68ZM109 170H107V169ZM111 168V169H110ZM113 168V170H112ZM119 168V169H118ZM148 168V169H147ZM172 170H171V169ZM175 168V169H174ZM218 168V169H217ZM230 168V169H229ZM250 168V169H249ZM260 168V169H259ZM23 169V170H22ZM39 169V170H38ZM54 169V170H53ZM137 169H140L138 171ZM145 173H143V170ZM157 169V171L155 170ZM163 169V171H162ZM205 169V170H204ZM228 169V170H227ZM257 169V170H256ZM17 170V171H16ZM19 170H22L20 172ZM26 170V172H24ZM28 170V171H27ZM33 170V171H32ZM50 170H61L57 178H51ZM90 170V171H89ZM115 170V171H114ZM142 170V171H141ZM150 170V171H149ZM164 170L166 172H164ZM179 170V171H176ZM211 170L213 176H211L207 171ZM234 170V172H233ZM251 170V171H250ZM260 170V171H258ZM11 171V172H10ZM35 174L38 176H34ZM41 171V172H40ZM66 171V172H65ZM107 171L109 173H107ZM113 171V172H112ZM124 171V172H123ZM149 171V172H148ZM152 171V173H151ZM167 171L169 172L167 174ZM181 171V176L180 175ZM229 171V172H228ZM262 171V172H261ZM3 172V174H2ZM17 174H15V173ZM33 172V173H32ZM40 172V173H38ZM45 172L44 178L43 174ZM65 172V173H64ZM78 172V173H77ZM95 172V173H94ZM122 172V173H121ZM126 172V173H125ZM135 172V173H133ZM153 172H156L154 175ZM207 172V173H206ZM249 172V173H248ZM4 173L7 174L4 176ZM11 175H10V174ZM14 173V174H13ZM22 175H21V174ZM30 173V174H29ZM72 173V175H71ZM197 173V174H196ZM200 173V174H199ZM204 173V175H203ZM206 173V174H205ZM2 174V175H1ZM26 176L24 177L23 175ZM42 176H41V175ZM74 174V175H73ZM109 174V175H108ZM112 176H111V175ZM125 174L126 176H124ZM140 174V175H139ZM153 174V175H152ZM165 174V176H164ZM171 174V176H167ZM179 174V175H178ZM185 176H183V175ZM202 174V175H201ZM219 174L224 175L222 177L223 182L226 186L223 190L221 186L216 184L214 181L215 176L219 177ZM231 174V176H230ZM234 174V175H233ZM13 175V176H12ZM49 175V176H48ZM107 175V176H106ZM137 175V177H136ZM152 175V176H151ZM159 175V176H158ZM253 175V176H252ZM257 175V176H256ZM14 176H19L14 177ZM20 176H23L20 179ZM64 176V177H63ZM69 176V177H68ZM74 176V177H73ZM95 176V177H94ZM120 176V177H119ZM133 176V177H132ZM145 176V177H144ZM151 178H146L150 177ZM164 176V177H162ZM167 176V177H166ZM76 177V178H75ZM100 177V178H99ZM111 177V178H110ZM127 177V179H126ZM161 177V178H160ZM173 177V179H171ZM177 177V178H176ZM184 177V178H183ZM186 177V178H185ZM233 177V179H232ZM238 177V178H237ZM255 177V181L253 178ZM6 178V179H5ZM12 178V179H9ZM16 180H15V179ZM51 178V179H49ZM72 178V180H71ZM106 180H105V179ZM169 178V179H168ZM180 178H183L180 181ZM195 178V179H194ZM200 178H202L200 180ZM212 178V179H211ZM244 178V179H243ZM251 178V179H250ZM9 179V180H8ZM54 179H57L54 180ZM100 179V180H99ZM119 179V180H118ZM187 179V180H185ZM206 179V180H204ZM235 179V180H234ZM240 179V180H238ZM4 180V182H3ZM8 182H7V181ZM18 183L14 181H17ZM20 180V181H19ZM36 180V181H35ZM48 180V181H47ZM51 180V181H49ZM70 180V181H69ZM74 180V181H73ZM87 180V181H86ZM97 180V181H96ZM99 180V181H98ZM137 180V181H136ZM149 180V182H148ZM155 180V181H153ZM189 180V181H188ZM200 184L199 185V181ZM209 180L210 182L206 184ZM252 182H251V181ZM7 183H6V182ZM13 181L12 183H10ZM22 181V182H21ZM24 181V182H23ZM29 181V182H28ZM35 181V182H33ZM42 181V182H41ZM115 181V183L113 182ZM152 181V182H151ZM165 181V182H163ZM191 181V182H190ZM196 181V182H194ZM226 181V182H225ZM244 181V182H241ZM33 182V183H32ZM41 182V183H40ZM53 182V183H52ZM56 182V183H55ZM59 182L60 184H58ZM63 182V183H61ZM85 182V183H84ZM97 182V183H96ZM102 182V183H101ZM107 182L110 183L107 185ZM174 185L171 186L168 184ZM241 182V183H240ZM6 183V184H5ZM23 183V187L20 185ZM28 183V184H27ZM49 183V184H48ZM55 183V185H54ZM89 183V185H88ZM100 183V185H99ZM131 185H130V184ZM149 183V184H148ZM167 183V184H165ZM187 183V184H186ZM194 183V185H193ZM205 183V184H204ZM241 184V186L239 185ZM243 183V184H242ZM10 184V185H9ZM27 184V185H26ZM36 184V185H35ZM59 186H58V185ZM74 184H78L77 189L74 188ZM80 184V185H79ZM103 184V185H102ZM140 184V185H139ZM156 184V185H155ZM158 184V185H157ZM178 184V185H177ZM180 184V185H179ZM229 184V185H227ZM232 184V186H231ZM236 184V185H235ZM257 184V185H256ZM5 185V188H4ZM7 185V187H6ZM17 185V187H16ZM50 185V187H49ZM61 185V186H60ZM68 185V186H67ZM82 185V186H81ZM118 185V186H117ZM145 185V186H144ZM149 185V186H148ZM176 185V187H175ZM188 185V186H186ZM193 185V186H192ZM196 185V186H195ZM198 185V186H197ZM203 185L202 187H200ZM239 186V189L237 187ZM253 185V186H252ZM256 185V186H255ZM20 186V187H19ZM63 188V193L67 194L65 202L52 201L51 193L53 192L52 187ZM72 188H71V187ZM100 186V187H99ZM116 186V187H115ZM151 186V187H150ZM160 186V187H159ZM180 188H179V187ZM191 186V188H189ZM256 188H255V187ZM9 187V188H8ZM43 187V188H42ZM88 187V188H87ZM123 189H121V188ZM169 187V189L164 188ZM178 187V188H177ZM187 187V188H185ZM194 189H193V188ZM232 187L233 189L229 188ZM260 187V188H259ZM9 190H8V189ZM21 188V189H20ZM37 190H34V189ZM54 188V189H55ZM70 188V190H69ZM87 188V189H86ZM91 188V189H90ZM101 188V189H100ZM119 188V189H118ZM135 188V189H134ZM137 188V189H136ZM141 188V190L139 189ZM146 188V189H145ZM160 188V189H158ZM196 188V189H195ZM203 188H205L203 190ZM258 188V189H257ZM7 189V190H6ZM12 189V190H11ZM15 189V191H14ZM25 189V191L23 190ZM43 189V190H42ZM110 189V190H109ZM115 189V190H114ZM134 189V190H132ZM143 189V190H142ZM157 189V190H156ZM161 189L163 191H161ZM171 189V190H170ZM183 189V190H181ZM222 189V190H221ZM257 189V190H256ZM16 190H19L16 192ZM31 190L32 195L27 193ZM34 190V191H33ZM43 193L45 196L44 205H39L34 202L36 195ZM50 190V191H49ZM68 190V191H67ZM103 190V192H102ZM156 190V191H155ZM165 190V192H164ZM187 190V192H186ZM198 192H197V191ZM239 190V191H238ZM253 192H252V191ZM256 190V191H255ZM5 191H8L5 193ZM14 191V192H13ZM22 191V192H21ZM24 191V192H23ZM39 191V192H38ZM74 191V193H73ZM101 191V193H100ZM168 191V192H167ZM172 191V192H171ZM180 191V192H179ZM208 191V192H207ZM221 191V192H220ZM223 191V193H222ZM228 191V192H227ZM234 191V193H233ZM244 191V192H243ZM20 192V193H19ZM27 194H26V193ZM35 194H34V193ZM47 192V193H46ZM78 192V193H77ZM110 192V193H107ZM146 192V193H144ZM150 192V193H149ZM155 192V194H154ZM179 192V193H177ZM190 192V195H189ZM193 192V193H192ZM201 192V193H200ZM24 193V194H22ZM72 195H71V194ZM90 193V194H89ZM157 193V194H156ZM176 193V194H175ZM192 193V194H191ZM199 193V194H198ZM210 193V195L208 194ZM222 193V194H221ZM228 193V194H226ZM255 193V194H254ZM260 195H258V194ZM262 193V194H261ZM3 194V195H2ZM15 194V195H14ZM20 194V195H18ZM30 196H29V195ZM40 194V196H41ZM70 194V195H69ZM80 196H79V195ZM107 194V195H106ZM112 194V195H111ZM18 195V196H17ZM25 195V196H24ZM50 195V197L48 196ZM77 195V196H76ZM96 195V196H95ZM111 195V196H110ZM142 195V196H141ZM144 195V196H143ZM174 195V196H173ZM178 195V196H177ZM182 195V196H181ZM200 195V197L198 196ZM209 195V196H208ZM213 195V196H212ZM255 195V196H254ZM261 201L259 197H262ZM20 196V197H19ZM31 197L30 200L28 197ZM39 196V197H40ZM100 196V197H99ZM107 196H109L107 198ZM141 196V197H140ZM165 196V197H163ZM171 196V197H170ZM189 196V198H188ZM245 196V197H244ZM254 198H253V197ZM6 197V198H5ZM16 197V198H15ZM22 201H19L18 198ZM24 197V198H22ZM27 197V198H26ZM47 197V198H46ZM71 200V204L67 202V198ZM80 199L79 202L77 198ZM98 199H97V198ZM120 197V201H118ZM162 197V198H161ZM204 197V202H203ZM217 197V198H216ZM12 198V199H11ZM50 198V199H49ZM136 198V199H135ZM171 201H170V199ZM187 198V199H186ZM2 199V201H1ZM4 199V200H3ZM27 199H29V202ZM34 199V201H33ZM39 199V198H37ZM144 199V200H142ZM173 199V200H172ZM189 199V200H188ZM209 199V201L207 200ZM13 200V201H12ZM27 200L26 202H24ZM73 200V201H72ZM100 200V201H98ZM124 200V201H123ZM185 200V201H184ZM192 200V201H191ZM207 200V201H206ZM213 202H212V201ZM218 203H217V201ZM224 200V202H223ZM15 201V202H14ZM19 204H18V202ZM33 201V202H32ZM98 203H97V202ZM110 201V202H109ZM169 201V202H168ZM181 201V202H180ZM183 201V202H182ZM188 201V202H187ZM202 201V202H201ZM236 201V202H235ZM49 202V203H48ZM54 202V204H53ZM83 202V203H82ZM133 202L136 204L133 205ZM140 202V203H139ZM142 202L144 204H142ZM160 202V203H158ZM171 202V203H170ZM192 202V203H191ZM195 202V203H194ZM197 202V203H196ZM203 204H199V203ZM250 202V203H249ZM258 202V203H257ZM262 202V204H261ZM15 206L13 209L11 207ZM17 205H16V204ZM29 204L32 209H35V214L25 213L24 209H21L22 205ZM33 203V204H32ZM35 203V204H34ZM48 203V204H47ZM66 203V204H65ZM105 203V204H103ZM114 203V204H112ZM117 203L119 204L117 206ZM167 203V204H166ZM184 203V204H183ZM209 203V204H208ZM212 203V204H211ZM217 203V204H216ZM223 206H222V204ZM248 203V204H247ZM15 204V205H13ZM21 204V207L19 206ZM52 207H51V205ZM56 204V205H55ZM70 204V205H69ZM74 204V205H73ZM79 204V205H78ZM86 204V205H85ZM141 204L140 206H138ZM183 204V205H182ZM196 204V206H195ZM206 207H204L205 205ZM35 205V206H34ZM55 205V207H53ZM67 205H69L67 207ZM86 207H85V206ZM97 205V206H96ZM112 205V206H111ZM114 205V206H113ZM163 205V206H162ZM167 205V206H166ZM206 213L201 210L200 207ZM215 205V206H214ZM236 210L234 209V207ZM238 205V206H237ZM34 206V207H33ZM37 206V207H36ZM47 208V210L44 208ZM71 206V207H70ZM78 210H77V207ZM84 206V207H83ZM92 206V207H91ZM132 206V207H131ZM137 206V209L134 207ZM142 206V207H141ZM162 209H161V207ZM189 206V207H188ZM226 206V207H225ZM259 206V207H258ZM19 207V208H18ZM39 207V209H38ZM51 207V208H50ZM82 207V208H81ZM111 210H107L108 208ZM134 207V208H133ZM141 207V209H139ZM150 207V208H149ZM172 207V208H170ZM174 207V208H173ZM179 207V208H178ZM181 207V208H180ZM185 207V208H184ZM213 209H212V208ZM5 208V211H4ZM8 208V209H7ZM44 208V210H43ZM50 208V209H49ZM53 208V209H52ZM67 210H63V209ZM73 208V209H72ZM77 210H75V209ZM94 210H93V209ZM98 208V209H97ZM133 208V209H132ZM142 208H144L142 210ZM149 208V209H148ZM187 208V209H186ZM208 208V209H207ZM211 208V209H210ZM223 208V209H221ZM251 208V209H250ZM259 208V211H258ZM262 208V209H261ZM19 209V212L17 210ZM42 209V210H41ZM92 209V210H91ZM105 209V210H104ZM129 209H131L129 211ZM174 209V210H173ZM195 209V210H194ZM217 209V210H216ZM246 209V210H245ZM250 209V210H249ZM7 210V211H6ZM10 210V211H9ZM46 210V211H45ZM49 210V211H48ZM73 211L72 212H70ZM85 210V211H84ZM128 210V211H126ZM152 210V211H151ZM164 212H163V211ZM191 210V212H190ZM197 210V212H196ZM221 210V212H220ZM233 210V211H232ZM238 210V211H237ZM16 212V214H14ZM22 211V212H21ZM27 211V210H26ZM41 211V212H40ZM45 211V212H44ZM48 211V214H47ZM65 211V212H64ZM98 211V213H97ZM106 211V213H105ZM109 211V212H108ZM141 212L142 218L148 223L147 240H140L136 248H129L125 251L116 254H107L108 258L104 257L106 251L112 250L114 247L119 248V236L123 233L124 228L129 225L134 226L137 222L134 220L135 212ZM143 211H145L143 214ZM195 211V212H194ZM201 211L203 213H201ZM212 211V212H211ZM258 211V213H257ZM263 211V212H261ZM11 213V216L9 215ZM45 214H44V213ZM70 212V213H69ZM79 214H78V213ZM90 212V213H89ZM94 212V213H91ZM133 212V213H132ZM156 212V213H155ZM180 212V213H178ZM218 212V213H217ZM223 212V213H222ZM261 212V214H259ZM9 213V214H5ZM24 213V214H23ZM37 213V214H36ZM50 213V215H49ZM54 213V214H53ZM61 213V214H60ZM69 213V214H66ZM87 213V214H86ZM104 216H102V214ZM111 213V214H110ZM127 213V215H126ZM151 213V215H149ZM190 213V214H189ZM218 215H217V214ZM230 213V214H229ZM18 214V215H17ZM47 214V215H46ZM74 214V215H72ZM90 214V215H89ZM95 214V215H94ZM110 216H109V215ZM148 214V215H146ZM159 217H158V215ZM180 214V216H179ZM189 214V216L187 215ZM201 214V215H199ZM205 214V215H204ZM208 214L207 217H204ZM224 214V216L222 215ZM241 214V215H240ZM250 214V215H249ZM3 215V218H1ZM52 215V216H51ZM62 215V216H61ZM66 215V216H65ZM67 215H70L67 217ZM81 217L79 218V216ZM101 215V216H100ZM131 215V217H130ZM165 215V216H164ZM194 215V216H193ZM227 215V216H226ZM8 216V217H7ZM18 216V217H17ZM21 216V217H19ZM39 216V217H38ZM42 216V217H41ZM46 216V217H45ZM64 216V217H63ZM93 216V217H90ZM108 216V217H107ZM127 216V217H126ZM152 216V217H151ZM161 216V217H160ZM185 216V217H184ZM197 216V217H196ZM247 216V217H246ZM262 216V217H261ZM7 217V218H6ZM11 217V219H10ZM14 220H13V218ZM51 217V218H50ZM58 217V218H57ZM63 217V218H62ZM71 217V218H70ZM78 217V218H77ZM103 217V219H102ZM154 217V218H153ZM164 217V218H163ZM168 217V219H167ZM171 217V218H170ZM178 217V218H177ZM184 217V218H183ZM203 217V219H202ZM221 217V221L220 218ZM228 217V218H227ZM236 217V218H235ZM23 218L21 221L20 219ZM44 218V219H43ZM47 218V219H46ZM166 218V219H165ZM183 218V220L181 219ZM191 218V219H190ZM193 218V220H192ZM225 218V219H224ZM233 218V219H232ZM4 222L7 224H4ZM19 219V220H18ZM25 219V220H24ZM43 219V220H42ZM49 219V220H48ZM65 219V220H64ZM83 219V221H82ZM87 219V220H86ZM104 219L106 221H104ZM110 219V220H109ZM165 219L164 221H162ZM178 219V220H177ZM181 219V220H179ZM188 219L192 220L189 221ZM200 219V220H199ZM207 221H206V220ZM231 219V221H230ZM257 219V220H256ZM17 220V221H16ZM54 220V222H53ZM59 220V221H58ZM62 220V221H61ZM72 220V222H71ZM85 220V222H84ZM97 220V221H96ZM99 220V221H98ZM130 220V221H129ZM160 222H159V221ZM177 220V221H176ZM202 220V221H201ZM210 220V221H209ZM223 220V221H222ZM233 220V221H232ZM11 221V222H8ZM39 223H38V222ZM43 221V222H42ZM46 221V222H45ZM52 221V222H51ZM79 221V222H77ZM89 221V222H88ZM93 223H92V222ZM95 221V222H94ZM171 221V222H170ZM175 223H173V222ZM183 221V222H182ZM186 221V223H185ZM188 221V222H187ZM194 221V222H193ZM254 221V222H253ZM260 221V222H259ZM2 222V223H1ZM18 222V223H17ZM26 224H24V223ZM28 222V223H27ZM34 222V223H32ZM51 222V223H50ZM64 222V223H63ZM71 224H70V223ZM81 222V223H80ZM98 222V223H97ZM107 222V223H106ZM151 222V223H150ZM158 222V223H157ZM163 222V223H162ZM171 223L170 226L167 225ZM192 222V223H191ZM203 222L207 224H203ZM232 222V224H231ZM31 223V224H29ZM48 225H47V224ZM68 226H67V224ZM87 223V224H86ZM91 223V226L90 224ZM105 223V224H104ZM129 223V224H128ZM150 223V224H149ZM156 223V224H155ZM180 223V224H178ZM216 223V224H215ZM220 225H219V224ZM239 223V224H238ZM2 224V225H1ZM16 226H15V225ZM29 224V225H27ZM41 224V225H40ZM78 224V226H76ZM83 224V225H82ZM101 227L96 228V225ZM112 224V225H111ZM114 224V225H113ZM178 224V225H176ZM183 224V225H182ZM191 224V225H190ZM198 224V226H197ZM218 224V225H217ZM230 224V225H229ZM242 224L244 226H242ZM4 225V226H3ZM19 225V226H18ZM21 225V226H20ZM56 225V226H55ZM70 225V226H69ZM75 225V226H74ZM85 225V226H84ZM87 225V226H86ZM185 225V226H184ZM206 228H204L203 227ZM229 225V226H227ZM233 225V226H232ZM3 226V227H2ZM19 228H18V227ZM41 226V227H40ZM54 226V227H53ZM59 226V227H58ZM67 226V228H66ZM73 226V227H72ZM95 228H94V227ZM154 226V227H153ZM210 226V229H209ZM212 226V227H211ZM228 228H227V227ZM253 229H252V227ZM262 226V227H261ZM40 227V228H39ZM45 227V228H43ZM78 227V228H76ZM81 227V229H79ZM84 227V228H83ZM173 227V228H172ZM177 227V228H176ZM194 227V228H193ZM196 227V228H195ZM201 227V228H200ZM219 227V228H218ZM230 227V228H229ZM238 227V229H237ZM245 227V228H244ZM250 227V228H249ZM2 228V229H1ZM11 228L23 237L22 245L19 249L12 242L9 243V233L7 230ZM27 228V229H26ZM37 228V229H36ZM54 228V229H53ZM64 228V229H63ZM90 228V230H89ZM118 228V229H117ZM153 228V229H152ZM176 228V229H175ZM185 228V229H184ZM192 228V229H191ZM208 228V229H207ZM216 228V229H215ZM223 228V229H222ZM225 228V229H224ZM262 228V229H261ZM21 229V230H15ZM47 229V230H46ZM50 230V232L48 231ZM57 230L54 231V230ZM71 229V230H70ZM77 229L78 232H77ZM87 229V230H86ZM96 229V230H95ZM98 229V230H97ZM100 229V230H99ZM103 229V231H102ZM110 229L112 231H110ZM117 229V230H116ZM172 229V230H171ZM212 229V230H211ZM231 229V231H230ZM234 231H233V230ZM240 229V230H239ZM249 229V230H248ZM5 232H4V231ZM46 230V231H44ZM61 230V232H60ZM68 230L67 232H62ZM75 230V231H74ZM116 230V232H115ZM170 230V231H169ZM185 230V231H184ZM204 230V231H203ZM237 230L241 233H238ZM34 231V233L32 232ZM39 231V232H38ZM52 231V232H51ZM58 231L60 233H58ZM71 231V232H70ZM73 231V232H72ZM84 231V232H82ZM92 231V232H91ZM94 231V232H93ZM100 231V232H99ZM102 231V233H101ZM107 231H110V235L107 236ZM183 231V232H182ZM193 231V232H192ZM198 231V233H197ZM227 231V232H226ZM247 233H246V232ZM250 231V232H249ZM256 231V232H255ZM4 232V233H2ZM21 232V233H20ZM28 232V233H26ZM32 232V233H31ZM38 232V233H37ZM47 232V233H45ZM80 232V234H79ZM82 232V233H81ZM91 234H90V233ZM99 232V233H98ZM155 232V233H154ZM173 232V233H172ZM221 232V233H219ZM229 232V233H228ZM231 232V233H230ZM255 232V233H254ZM8 233V234H7ZM44 233V235H43ZM52 233V234H51ZM54 233V235H53ZM68 233V234H67ZM76 233V234H75ZM115 233V234H114ZM117 233V234H116ZM119 233V234H118ZM166 233H168L166 235ZM187 233V234H186ZM208 233V235H207ZM214 233V234H213ZM251 233V234H250ZM260 235H258V234ZM5 234V235H3ZM33 234V235H32ZM39 234V236H38ZM47 234V235H46ZM66 236L63 237L60 236ZM74 234V237L72 236ZM99 234V236H98ZM157 234V235H156ZM171 234V235H170ZM177 234V235H176ZM199 236H198V235ZM206 234V235H205ZM226 234V235H225ZM237 234V235H236ZM240 234V235H239ZM255 234V235H254ZM3 235V236H2ZM46 235V237H45ZM58 235V236H57ZM80 235V236H79ZM103 235V236H102ZM113 235L115 237H113ZM152 235V236H151ZM170 235V236H169ZM195 237H194V236ZM201 235V237H200ZM230 238H229V236ZM249 235V236H248ZM257 235V236H256ZM8 236V237H7ZM34 236V237H33ZM55 238H53V237ZM69 237H73L69 240ZM76 236L78 238H76ZM90 238H89V237ZM98 236V237H97ZM207 236V237H206ZM216 236V237H215ZM222 236V237H221ZM255 236V237H254ZM259 236V237H258ZM45 237V238H44ZM48 237V238H47ZM58 237V238H56ZM104 237L103 239H101ZM204 237V238H203ZM228 239H227V238ZM241 237V238H240ZM4 240H2V239ZM40 238V239H39ZM53 238V240H52ZM67 238V239H65ZM75 238V239H74ZM93 238V239H92ZM99 238V239H98ZM193 238V239H192ZM208 238V239H207ZM212 241H210L211 239ZM217 238V239H216ZM258 238V239H256ZM25 239V240H24ZM27 239V241H26ZM30 239V240H29ZM38 242H36L37 240ZM43 239L45 243L43 242ZM56 239V241H55ZM58 239V240H57ZM74 239V240H73ZM80 239V240H78ZM113 241H112V240ZM118 239V240H117ZM166 239V240H165ZM176 239V240H175ZM192 239V240H191ZM205 239V241H204ZM230 239V240H229ZM262 239V240H261ZM29 240V241H28ZM48 240V241H47ZM49 240H52L51 243ZM78 240V241H77ZM84 240V241H83ZM89 244H88V241ZM103 240V241H102ZM105 240V241H104ZM116 242H115V241ZM199 240V241H198ZM201 240V241H200ZM242 240V241H241ZM255 240V241H254ZM5 243H4V242ZM24 241V242H23ZM58 241V242H57ZM70 241V243H69ZM76 241V242H75ZM98 241V243H97ZM102 241V242H101ZM178 241V242H177ZM180 241V242H179ZM215 241V242H214ZM220 241V242H219ZM231 241V242H230ZM244 241V242H243ZM248 241V243H247ZM250 241V242H249ZM15 242V241H14ZM29 244H27V243ZM50 244H49V243ZM56 242V244H55ZM66 242V247L64 243ZM78 242V243H77ZM80 242V243H79ZM93 242V243H92ZM101 242V243H99ZM166 242V243H165ZM177 242V243H176ZM190 242V243H189ZM202 242V243H201ZM205 242V243H203ZM242 242V244H241ZM26 246H24L25 244ZM39 243V244H37ZM43 243V244H42ZM49 245H48V244ZM87 243V245H86ZM95 243V244H94ZM107 243V244H106ZM117 243V244H115ZM143 245H142V244ZM181 243V244H180ZM193 243V247L192 246ZM198 244V246L196 244ZM55 244V245H54ZM62 244V245H61ZM70 244L72 246H70ZM76 244V245H75ZM81 244V245H80ZM83 244V245H82ZM215 244V245H214ZM218 244V245H217ZM241 244V246H240ZM252 244V245H251ZM6 245V246H4ZM41 245V246H40ZM44 245V246H43ZM48 247L50 248H47ZM86 245V246H85ZM102 245V247H100ZM110 245V246H109ZM145 245V246H144ZM154 247H153V246ZM162 245V246H161ZM203 245H205L203 247ZM211 245V246H210ZM221 245V246H220ZM3 246V247H2ZM28 246L30 248H28ZM54 246V248L52 247ZM56 246V247H55ZM79 248H77V247ZM98 246V247H96ZM107 247V248H104ZM161 246V247H160ZM169 246V247H168ZM202 246L203 250L198 247ZM213 246V247H212ZM215 246V247H214ZM217 246V247H216ZM237 246V247H236ZM243 246V248H242ZM246 246V247H245ZM252 246V247H251ZM6 247V248H5ZM12 247V251L11 248ZM14 247V249H13ZM27 249H24L26 248ZM34 247V248H33ZM36 247V248H35ZM40 247V248H39ZM46 247V248H44ZM61 247V248H60ZM144 247V248H143ZM174 247V248H173ZM206 247V248H205ZM210 247V248H208ZM221 247V248H220ZM229 247V248H228ZM2 248H5L4 250ZM22 248V249H21ZM42 248V249H41ZM44 248V249H43ZM63 248V249H62ZM95 248V250H94ZM99 248V249H96ZM102 250H101V249ZM137 248L139 250H137ZM169 248V249H168ZM217 248V249H216ZM220 248V249H219ZM228 248V249H227ZM231 248V249H230ZM247 248V249H246ZM252 248V249H251ZM2 249V250H1ZM40 249V250H39ZM45 249H48L45 250ZM51 249V250H50ZM75 249V250H74ZM77 249V250H76ZM85 249V250H84ZM105 249V250H104ZM124 249V248H123ZM132 249V250H131ZM143 249V250H142ZM146 249V250H144ZM167 249V250H166ZM192 249V250H191ZM198 249V250H197ZM240 249V250H239ZM6 250V251H5ZM21 250H25L24 252ZM55 250L54 254L53 251ZM58 250V251H57ZM69 250V251H68ZM80 250L83 252H80ZM88 250V251H87ZM93 250V251H91ZM142 250V251H141ZM176 250V251H175ZM184 250V252H183ZM207 250V251H206ZM214 250V251H213ZM232 250V251H231ZM245 250V252H244ZM14 251V252H13ZM40 251V252H39ZM48 252V253H45ZM62 251V253H61ZM70 251H72L70 253ZM141 251V252H139ZM171 253H169V252ZM189 251V252H188ZM193 251V253H192ZM194 251L196 253H194ZM199 251V252H198ZM200 251L203 255H200ZM224 251V252H223ZM228 251V252H227ZM239 251V252H238ZM241 251V252H240ZM243 251V252H242ZM254 251V252H253ZM33 252V253H32ZM36 252V253H35ZM38 252V253H37ZM78 252V253H77ZM89 252V253H88ZM208 252V255L207 253ZM215 252V253H214ZM221 252V253H220ZM237 252V253H236ZM10 253V255H9ZM20 253V254H19ZM51 253V254H50ZM56 253V254H55ZM74 253V255H72ZM103 253V257L101 256ZM159 253V255H158ZM176 253V254H175ZM205 253V254H204ZM210 253V254H209ZM217 253V254H216ZM2 254V255H1ZM6 254V255H5ZM44 254V255H43ZM90 254V255H88ZM97 254V256H96ZM113 254V255H112ZM130 254V255H128ZM132 254V255H131ZM134 254V255H133ZM163 254V255H162ZM166 254V255H165ZM193 254V255H192ZM197 255V256H194ZM214 254V255H213ZM219 254V255H218ZM9 255V257H8ZM52 255V256H51ZM62 260H59L57 258ZM63 255V257H62ZM70 255V257H69ZM72 255V256H71ZM79 255V257H78ZM94 257H93V256ZM136 255V256H135ZM156 255V256H155ZM162 255V256H161ZM200 255V258H199ZM216 255V256H215ZM230 255V256H228ZM260 255V257H259ZM6 256V257H4ZM15 256V257H14ZM24 256V257H23ZM28 256V257H27ZM42 256V257H41ZM54 256V257H53ZM68 256V257H67ZM77 256V257H76ZM83 256V257H82ZM164 256V257H163ZM172 256V257H171ZM180 256V257H179ZM191 256V257H190ZM211 256V257H210ZM226 256V257H225ZM26 257V258H25ZM35 257V258H34ZM52 257V260H51ZM74 257V258H73ZM113 257V258H112ZM160 257V258H159ZM185 257V258H183ZM195 257L196 261L192 262L191 259ZM219 257V258H217ZM231 257V258H230ZM6 258V259H5ZM12 258V259H11ZM54 258V259H53ZM65 258V259H64ZM87 262H85L86 260ZM112 258V259H110ZM158 258V259H157ZM172 258V259H171ZM209 258V259H207ZM212 258V259H211ZM215 260H214V259ZM224 258V259H222ZM2 259V260H1ZM5 259V260H4ZM17 262H15L14 261ZM18 259V260H16ZM28 259V260H26ZM58 259V260H57ZM102 259V260H101ZM145 259V260H144ZM152 259V260H151ZM163 259V260H162ZM172 261H171V260ZM176 259V260H175ZM201 259V260H200ZM55 260V261H54ZM68 260V261H67ZM83 260V261H82ZM92 260V262H91ZM106 260V261H105ZM134 260V261H133ZM178 260V261H177ZM187 260V261H186ZM212 260V261H210ZM220 260V261H219ZM222 260V261H221ZM247 260V261H246ZM13 261V262H12ZM46 261V262H45ZM59 261V262H58ZM62 261V262H61ZM82 261V262H81ZM143 261V262H142ZM156 261V262H155ZM163 261V262H162ZM184 261V262H183ZM198 261V262H197ZM231 261V262H230ZM246 261V263H244ZM263 261V262H262ZM29 262V263H28ZM32 262V263H31ZM182 262V263H181ZM201 262V263H200ZM215 262V263H214ZM218 262V263H217ZM224 262V263H222ZM227 262V263H225ZM254 262V263H253Z\"/></svg>",
  "mask_w": 264,
  "mask_h": 264
},
{
  "label": "bare ground",
  "instance_id": "2",
  "mask_svg": "<svg viewBox=\"0 0 264 264\" xmlns=\"http://www.w3.org/2000/svg\"><path fill=\"white\" fill-rule=\"evenodd\" d=\"M85 1H87L88 3L91 2L92 4H96V8H98V9H99V7L101 6V0H85ZM147 1H148V0H147ZM203 1H204V0H203ZM207 1H208V0H207ZM224 1H225V0H224ZM230 1H231V0H230ZM237 1H238V0H237ZM242 1H243V0H242ZM116 2H117V1H116ZM138 2H140V1H138ZM151 2H152V1H151ZM159 2H160V1H159ZM235 2H236V1H235ZM238 2H239V1H238ZM259 2H260V1H259ZM263 2H264V1H263ZM263 2H262V3H263ZM225 3H226V2H225ZM227 3H228V2H227ZM230 3H231V2H230ZM244 3H245V2H244ZM248 3H249V2H248ZM173 4H174V3H173ZM239 4H240V3H239ZM246 4H247V3H246ZM191 5H192V4H191ZM233 5H234V4H233ZM261 5H263V4H261ZM58 6H59V7L61 6L62 8H61V9H60V8H57ZM63 6H64L65 8H67V9H73V10H74V9H77V10H78V8H77V6H76V2H75V0H0V57H1L2 55L6 54V53L9 52V51H16V50L20 49V48L22 47V44L26 43L27 41L30 42V41H32V40H34V39H37L38 37L43 36V35H45L44 38H46V34H47V33H50V30L55 29L56 27H60V28H61V24H60L61 22H60V20H61V18H62V14H63V12H64V10H63ZM132 6H133V5H132ZM132 6H131V7H132ZM139 6H140V5H139ZM151 6H152V5H151ZM171 6H173V5L171 4ZM192 6H193V5H192ZM201 6H203V4H202ZM239 6H240V5H239ZM263 6H264V5H263ZM156 7H157V6H156ZM182 7H183V6H182ZM257 7H259V5H258ZM257 7H255L254 10H256ZM128 8H129V6H128ZM145 8H146V7H145ZM199 8H200V6H199ZM204 8H205V7H204ZM249 8H250V7H249ZM259 8H260V7H259ZM67 9H66V10H67ZM130 9H131V8H129V9H127V10H130ZM192 9H193V8H192ZM192 9H191V10H192ZM228 9H230V6L228 7ZM240 9H241V8H240ZM122 10H123V9H122ZM159 10H160V9H159ZM203 10H204V9H203ZM238 10H239V8H238ZM115 11H116V10H115ZM188 11H190V10H188ZM192 11H193V10H192ZM195 11H196V10H195ZM246 11H247V10H246ZM260 11H261V10H260ZM74 12H76V10H75ZM117 12H118V11H117ZM123 12L125 13V12H128V11L124 10ZM193 12H194V11H193ZM173 13H174V12H173ZM183 13H185V12H183ZM211 13H212V12H211ZM246 13H248V12H246ZM257 13H258V12H257ZM257 13H256V14H257ZM109 14H110V13H109ZM112 14H113V13H112ZM122 14H123V13H122ZM191 14H193V13H191ZM228 14H229V13H228ZM230 14H231V13H230ZM236 14H237V13H236ZM70 15H71V14H70ZM106 15H107V14H106ZM186 15H187V13H186ZM252 15H253V14H252ZM108 16H109V15H108ZM113 16H114V15H113ZM167 16H168V15H167ZM237 16H238V15H237ZM263 16H264V15H263ZM63 17H64V16H63ZM65 17H66V16H65ZM157 17H158V16H157ZM230 17H231V16H230ZM256 17L258 18L257 15H256ZM68 18H69V17H68ZM68 18L66 17V19H68ZM77 18H78V17H77ZM102 18H103V17H102ZM107 18H108V17H107ZM110 18H111V17H110ZM119 18H120V17H119ZM131 18H132V17H131ZM142 18H143V17H142ZM233 18H234V17H233ZM248 18H249V17H248ZM155 19H156V18H155ZM192 19H193V18H192ZM194 19H195V18H194ZM234 19H235V18H234ZM262 19H263V18H262ZM262 19H261V20H262ZM69 20H70V18H69ZM72 20H73V19H72ZM74 20H75V19H74ZM95 20H96V19H95ZM95 20H94V22H97V20H96V21H95ZM109 20H110V19H109ZM131 20H132V19H131ZM158 20H159V19H158ZM168 20H169V19H168ZM168 20H167V21H168ZM236 20H237V19H236ZM85 21H86V20H85ZM87 21H88V19H87ZM87 21H86V22H87ZM101 21H102V19H101ZM155 21H156V20H155ZM238 21H239V20H238ZM238 21H236V22H238ZM241 21H242V20H240V23H241ZM247 21H248V20H247ZM89 22L91 23L92 21L90 20ZM98 22H99V21H98ZM126 22H127V21H126ZM165 22H166V21H165ZM242 22H243V21H242ZM254 22H255V21H254ZM62 23H63V21H62ZM87 23H88V22H87ZM103 23H104V21H103ZM117 23H118V22H117ZM127 23H128V22H127ZM129 23H130V22H129ZM131 23H132V22H131ZM155 23H156V22H155ZM162 23H163V22H162ZM204 23H205V22H204ZM240 23L238 22V25H239ZM258 23H259V22H258ZM59 24H60V26H59ZM83 24H84V23H83ZM95 24H96V23H95ZM101 24H102V23H101ZM122 24H125V23H122ZM156 24H157V23H156ZM166 24H167V23H166ZM252 24H253V23H252ZM63 25H65V23H64ZM85 25H86V24H85ZM85 25H84V26H85ZM113 25H114V24H113ZM120 25H121V24H120ZM126 25H127V24H126ZM148 25H149V24H148ZM204 25H206V24H204ZM207 25L209 26V24H207ZM210 25H211V24H210ZM224 25H225V24H224ZM236 25H237V24H236ZM243 25H244V24H243ZM245 25H246V24H245ZM87 26H88V25H87ZM93 26H94V25H93ZM111 26H112V25H111ZM156 26H157V25H156ZM159 26H160V25H159ZM164 26H165V25H164ZM90 27H91V26H90ZM94 27H95V26H94ZM104 27H105V26H104ZM113 27H114V26H113ZM118 27H119V25H118ZM127 27H128V26H127ZM169 27H171V26L169 25ZM79 28H80V27H79ZM95 28H96V27H95ZM106 28H107V27H106ZM124 28H125V27H124ZM151 28H152V27H151ZM167 28H168V27H167ZM176 28H178V27H176ZM182 28H183V27H182ZM211 28H212V27H211ZM234 28H235V27H234ZM244 28H245V27H244ZM249 28H250V27H249ZM58 29H59V28H58ZM82 29H83V28H82ZM86 29H87V27H86ZM90 29H91V28H90ZM100 29H101V28H99V29H97V30L100 31ZM107 29H108V28H107ZM113 29H114V28H113ZM115 29H116V28H115ZM127 29H128V28H127ZM206 29H207V27H206ZM56 30H57V29H56ZM56 30H55V31H56ZM62 30H63V29H62ZM78 30H80V29H78ZM78 30H76V31H78ZM83 30H85V27H84ZM94 30H96V29H94ZM97 30H96V31H97ZM111 30H112V29H111ZM136 30H137V29H136ZM136 30H135V31H136ZM139 30H140V29H139ZM139 30H138V31H139ZM176 30H177V29H176ZM215 30H216V29H215ZM247 30H248V29H247ZM48 31H49V32H48ZM60 31H61V30H60ZM76 31H75V32H76ZM105 31H106V30H105ZM135 31H134L133 33H135ZM198 31H199V30H198ZM201 31H203V30H201ZM205 31H206V30H205ZM213 31H214V30H213ZM244 31H245V30H244ZM53 32H54V31H53ZM71 32H73V31H71ZM78 32H79V31H78ZM78 32H77V33H78ZM80 32H81V30H80ZM116 32H117V31H116ZM116 32H115V33H116ZM120 32H121V30H120ZM176 32H178V31H176ZM176 32H175V34H176ZM182 32H184V31H182ZM185 32H186V31H185ZM57 33H58V32H57ZM59 33H60V32H59ZM62 33H63V32H62ZM90 33H93V32H90ZM110 33H111V32H110ZM113 33H114V32H113ZM118 33H119V32H118ZM123 33H124V31H123ZM161 33H162V32H161ZM163 33H164V32H163ZM203 33H204V32H203ZM206 33H207V31H206ZM206 33H205V34H206ZM63 34H64V33H63ZM66 34H67V33H66ZM72 34H73V33H72ZM75 34H76V33H75ZM75 34H74V35H75ZM81 34H82V32H81ZM84 34H85V33H84ZM88 34H89V33H87V35H88ZM97 34H98V33H97ZM100 34H101V33H100ZM108 34H109V32H108ZM108 34H107V35H108ZM124 34H125V33H124ZM143 34H144V33H143ZM143 34H142V35H143ZM150 34H152V33H150ZM166 34H167V33H166ZM170 34H172V33H170ZM177 34H178V33H177ZM190 34H191V33H190ZM196 34H197V32H196ZM199 34H201V33H198V35H199ZM213 34H214V33H213ZM263 34H264V33H263ZM52 35H53V34H52ZM55 35H56V34H55ZM59 35H60V34H59ZM74 35H73V37H74ZM113 35H114V34H113ZM147 35H148V33H147ZM201 35H202V34H201ZM206 35H207V34H206ZM49 36H51V34H50ZM79 36H80V34H79ZM111 36H112V35H111ZM126 36H127V35H126ZM134 36H135V35H134ZM158 36H159V35H158ZM169 36H170V35H169ZM172 36H173V34H172ZM179 36H180V35H179ZM213 36H214V35H213ZM216 36H217V35H216ZM216 36H214V38H216ZM67 37H68V36H67ZM83 37H84V36H83ZM91 37H92V36H91ZM112 37H113V36H112ZM119 37H120V34H119ZM119 37H118V38H119ZM128 37H129V36H128ZM131 37H132V36H131ZM131 37H130V38H131ZM138 37H140V35H139ZM147 37H148V36H147ZM174 37H175V36H174ZM188 37H189V35H188ZM205 37H206V39H207L209 36H208V37L205 36ZM47 38H48V37H47ZM47 38H46V39H47ZM56 38H57V37H56ZM69 38H71V37H69ZM100 38H101V37H100ZM104 38H105V37H104ZM113 38H114V37H113ZM115 38H116V36H115ZM130 38H129V39H130ZM133 38H134V37H133ZM158 38H160V36H159ZM175 38H176V37H175ZM238 38H239V37H238ZM42 39H43V38H42ZM42 39H41V40H42ZM48 39H49V38H48ZM85 39L87 40V38H85ZM138 39H139V38H138ZM145 39H146V37H145ZM147 39H148V38H147ZM185 39H186V38H185ZM218 39H219V38H218ZM18 40H19V41H18ZM59 40H60V39H59ZM67 40H68V39H67ZM80 40H81V39H80ZM100 40H101V39H100ZM121 40H122V39H121ZM127 40H128V38H127ZM135 40H137V39H135ZM139 40H140V39H139ZM180 40H181V39H180ZM208 40H209V39H208ZM45 41H47V40H45ZM45 41H44V42H45ZM48 41H50V40H48ZM75 41H76V40H75ZM164 41H165V40H164ZM181 41H183V40H181ZM188 41H189V40H188ZM192 41H193V40H192ZM196 41H197V40H196ZM240 41H241V39H240ZM259 41H260L259 39H256V40L253 41L254 43H256V44L259 45L258 49H254V48H252V49H254L253 51L248 52V53H245V57H246V59H247V61H248V66L245 68L244 73H245L246 77H248V79H250V81H249V87H250V88H252L253 81H254V82L258 81V79H257V80H256V79H255V80H252L254 77H256V76H254V74H257V75H258L260 72H264V68H263V67H264V64L262 63V61H264V47H261V46H260ZM36 42H38V41H36ZM39 42L42 43V41H40V40H39ZM66 42H67V41H66ZM85 42H86V41H85ZM87 42H88V40H87ZM95 42H96V41H95ZM112 42H113V40H112ZM118 42H119V41H118ZM123 42H124V41H123ZM126 42H127V41H126ZM143 42H145V41H143ZM176 42H177V41H176ZM51 43H52V42H51ZM60 43H61V42H60ZM105 43H106V42H105ZM109 43H110V42H109ZM147 43H148V42H147ZM152 43H153V42H152ZM152 43H151V44H152ZM242 43H244V42H242ZM48 44H49V43H48ZM67 44H68V43H67ZM67 44H66V45H67ZM82 44H83V43H82ZM98 44H99V43H98ZM106 44H107V43H106ZM114 44H116V43H114ZM118 44H119V43H118ZM37 45H38V44H37ZM44 45H46V43H44ZM49 45H50V44H49ZM53 45H55V44H53ZM56 45H57V44H56ZM59 45H60V44H59ZM75 45H76V43H75ZM111 45H113V44H111ZM141 45H143V44H141ZM178 45H179V44H178ZM73 46H74V45H73ZM80 46H81V45H80ZM99 46H100V45H99ZM147 46H148V45H147ZM153 46H154V45H153ZM180 46H181V44H180ZM190 46L192 47V45H190ZM242 46H243V45H242ZM46 47H47V46H46ZM48 47H49V46H48ZM50 47H51V46H50ZM50 47H49V48H50ZM57 47H58V46H57ZM100 47H101V46H100ZM108 47H109V46H108ZM124 47H125V46L123 45L122 48H124ZM126 47H127V46H126ZM132 47H134V46H132ZM136 47H137V45H136ZM250 47H253V44H252ZM32 48H33V46H32ZM41 48H42V46H41ZM96 48H97V47H96ZM184 48H186V47H184ZM195 48H196V47H195ZM243 48H244V47H243ZM248 48H249V47H248ZM26 49H27V48H26ZM29 49H31V48H29ZM35 49H36V47H35ZM39 49H40V47H39ZM50 49H51V48H50ZM56 49H57V48H56ZM92 49H93V48H92ZM107 49H108V48H107ZM113 49H114V48H113ZM117 49H118V47H117ZM125 49H126V48H125ZM125 49H123V51H124ZM127 49H128V48H127ZM33 50H34V49H33ZM33 50H32V51H33ZM41 50H42V49H41ZM53 50H54V48H53ZM53 50H52V51H53ZM62 50H63V49H62ZM69 50H70V49H69ZM166 50H167V49H166ZM178 50H179V49H178ZM26 51H27V50H25L24 52H26ZM47 51L49 52V50H47ZM47 51H46V52H47ZM56 51H57V50H56ZM56 51H55V52H56ZM70 51H71V50H70ZM78 51H79V50H78ZM91 51H92V50H91ZM115 51L117 52V50H115ZM118 51H120V50H118ZM125 51H126V50H125ZM129 51H130V50H129ZM141 51H142V50H141ZM146 51H148V50H146ZM146 51H145V52L143 51V52H144V53H147ZM185 51H186V50H185ZM28 52H29V51H28ZM43 52H44V51H43ZM53 52H54V51H53ZM53 52H52V53H53ZM67 52H68V51H67ZM86 52H87V51H86ZM108 52H109V51H108ZM130 52H131V51H130ZM130 52H129V53H130ZM143 52H141V53H143ZM177 52H178V51H177ZM18 53H19V52H18ZM31 53H32V52H31ZM34 53H36V52H34ZM37 53H38V52H37ZM50 53H51V52H50ZM71 53H72V52H71ZM132 53H134V51H133ZM136 53H137V52H136ZM138 53H140V52H138ZM141 53H140V54H141ZM160 53H161V52H160ZM175 53H176V51H175ZM193 53H194V52H193ZM26 54H27V52H26ZM39 54H40V53H39ZM48 54H49V53H48ZM53 54H54V53H53ZM53 54H52V55H53ZM82 54H83V53H82ZM126 54H127V53L125 52V55H126ZM167 54L169 55V53H167ZM189 54H190V53H189ZM12 55H13V54H12ZM15 55H16V54H15ZM20 55H21V56H22V55L24 56V54H20ZM87 55H88V54H87ZM99 55H100V54H99ZM107 55H108V54H107ZM120 55H121V54H120ZM122 55H123V54H122ZM137 55H138V54H137ZM158 55H159V54H158ZM171 55H172V54H171ZM173 55H174V54H173ZM27 56H28V54H27ZM29 56H30V55H29ZM34 56H35V55H34ZM74 56H75V55H74ZM74 56H73V57H74ZM79 56H80V55H79ZM82 56H83V55H82ZM91 56H92V55H91ZM123 56H124V55H123ZM128 56H129V55H128ZM133 56H134V54H133ZM183 56H184V55H183ZM243 56H244V53H243ZM7 57H8V55L5 57V59H7ZM14 57H15V56H14ZM14 57H12V59H13ZM19 57H20V56H19ZM42 57H43V56H42ZM95 57H96V56H95ZM115 57H116V56H115ZM141 57H142V56H141ZM152 57H153V56H152ZM158 57H159V56H158ZM161 57H162V56H161ZM171 57H172V56H171ZM189 57H190V56H189ZM26 58H27V57H26ZM85 58H86V57H85ZM103 58H104V57H103ZM109 58H110V57H109ZM112 58H114V57H112ZM131 58H134V57H131ZM143 58H144V57H143ZM149 58H150V57H149ZM156 58H157V57H156ZM174 58H175V57H174ZM240 58H241V57H240ZM19 59H23V58H19ZM19 59H18V60H19ZM60 59H61V58H60ZM80 59H81V58H80ZM114 59H115V58H114ZM138 59H139V58H138ZM161 59H163V58H161ZM193 59H194V58H193ZM241 59H242V58H241ZM244 59H245V58H243V60H244ZM246 59H245V60H246ZM2 60H3V59H2ZM27 60H28V59H27ZM39 60H40V58H39ZM64 60H65V59H64ZM67 60H69V59H67ZM117 60H119V59H117ZM121 60H122V59H121ZM134 60H135V59H134ZM174 60H175V59H174ZM189 60H190V59H189ZM8 61H9V60H8ZM12 61H15V60L13 59ZM16 61H17V60H16ZM16 61H15V62H16ZM21 61H22V60H21ZM24 61H25V58H24ZM24 61H23V63H24ZM41 61H42V59H41ZM45 61H46V59H45ZM74 61H75V60H74ZM109 61H110V60H109ZM111 61H112V60H111ZM125 61H126V60H125ZM152 61H154V60H152ZM158 61H159V60H158ZM160 61H161V60H160ZM164 61H166V59H165ZM3 62H4V61H3ZM3 62H2V63H3ZM15 62H14V64H15ZM69 62H70V61H68V63H69ZM121 62H122V61H121ZM139 62H140V61H139ZM144 62H145V60H144ZM240 62H241V61H240ZM2 63H1V64H2ZM10 63H11V61H10ZM31 63H32V65H33L34 63L36 64V62H34V63L31 62ZM39 63H40V62H39ZM129 63H130V62H129ZM140 63H141V62H140ZM146 63H147V61H146ZM151 63H152V62H151ZM162 63H164V62H162ZM162 63H161V64H162ZM242 63H243V62H242ZM27 64H28V63H27ZM27 64L25 65V63H24V65H25L26 67H28ZM69 64H70V63H69ZM74 64H75V63H74ZM122 64H123V63H122ZM130 64H131V63H130ZM132 64H133V63H132ZM156 64H157V63H156ZM158 64H159V63H158ZM165 64H166V63H164V66H165ZM28 65H30V64H28ZM64 65H65V64H64ZM66 65H67V64H66ZM125 65H126V64H125ZM127 65H128V63H127ZM147 65H148V63H147ZM38 66H39V65H38ZM48 66H49V65H48ZM79 66H80V65H79ZM86 66H87V65H86ZM86 66H85V67H86ZM108 66H109V65H108ZM155 66H156V65H155ZM158 66H159V65H158ZM174 66H175V65H174ZM239 66H240V65H239ZM16 67H17V66H16ZM26 67H22V68H26ZM66 67H67V66H66ZM76 67H77V65H76ZM76 67H75V68H76ZM124 67H125V66H124ZM131 67H132V66H131ZM140 67L142 68V66H140ZM7 68H8V67H7ZM19 68H20V67H19ZM41 68H43V67H40L39 69H41ZM45 68H48V67H45ZM70 68H72V67H70ZM112 68H113V66H112ZM112 68H111V69H112ZM156 68H157V67H156ZM240 68H241V67H240ZM240 68H239V69H240ZM20 69H21V68H20ZM33 69H34V68H33ZM33 69H31V70H33ZM43 69H44V68H43ZM43 69H42V70H43ZM51 69H52V68H51ZM51 69H50V70H51ZM59 69H60V68H59ZM76 69H77V68H76ZM78 69H79V68H78ZM98 69H99V68H98ZM122 69H123V68H122ZM133 69H135V68H133ZM133 69H132V70H133ZM195 69H196V68H195ZM21 70H22V69H21ZM35 70H36V69H35ZM42 70H41V71H42ZM53 70H54V68H53ZM118 70H119V69H118ZM156 70H157V69H156ZM163 70H164V69H163ZM169 70H170V69H169ZM180 70H181V69H180ZM1 71H2V70H1ZM12 71H13V70H12ZM28 71H29V68H28ZM38 71H39V70H37L36 72L39 73ZM46 71H47V69H46ZM48 71H49V70H48ZM57 71H58V70H57ZM63 71H65V70H63ZM71 71H72V70H71ZM167 71H168V70H167ZM239 71H240V70H239ZM43 72H45V71H43ZM61 72H62V71H61ZM68 72H69V71H68ZM72 72H73V71H72ZM135 72H136V71H135ZM52 73H53V72H52ZM52 73H47V74H52ZM70 73H71V72H69V74H70ZM73 73H74V72H73ZM103 73H104V72H103ZM133 73H134V72H133ZM142 73H143V72H142ZM205 73H206V72H205ZM205 73H204V74H205ZM207 73H208V72H207ZM207 73H206V76H207ZM16 74H17V73H16ZM39 74H40V73H39ZM56 74H57V73H56ZM62 74H63V73H62ZM77 74H78V73H77ZM104 74H105V73H104ZM109 74H110V72H109ZM109 74H108V75H109ZM127 74H128V73H127ZM127 74H126V75H127ZM130 74H131V73H130ZM147 74H148V73H147ZM33 75H36V74L33 73ZM37 75H38V74H37ZM37 75H36V76H37ZM41 75H42V74H41ZM44 75H46V74L44 73ZM132 75H133V74H132ZM134 75H135V74H134ZM148 75H149V74H148ZM167 75H168V74H167ZM167 75H166V76H167ZM189 75H190V74H189ZM197 75H198V74H197ZM262 75H263V74H262ZM18 76H19V75H18ZM55 76H56V75H55ZM58 76H59V75H58ZM63 76H64V75H63ZM65 76H66V75H65ZM74 76H75V75H74ZM80 76H81V75H80ZM102 76H103V75H102ZM157 76H158V75H157ZM191 76H192V75H191ZM259 76H260V75H259ZM259 76H258V77H259ZM34 77H35V76H34ZM92 77H93V76H92ZM99 77H101V76H99ZM99 77H98V78H99ZM172 77H173V76H172ZM198 77H199V76H198ZM263 77H264V75H263ZM49 78H50V77H49ZM54 78H55V77H54ZM54 78H53V79H54ZM59 78H61V77H59ZM87 78H88V77H87ZM105 78H106V77H105ZM115 78H116V77H115ZM115 78H114V79H115ZM136 78H137V77H136ZM152 78H153V77H152ZM157 78H158V77H157ZM159 78H160V77H159ZM159 78H158V79H159ZM168 78H169V77H168ZM175 78H176V77H175ZM177 78H178V77H177ZM199 78H200V77H199ZM24 79H25V78H24ZM28 79H29V78H28ZM30 79H32V78H30ZM47 79H48V78H47ZM62 79H64V78H62ZM95 79H96V78H95ZM102 79H103V78H102ZM129 79H130V77H129ZM148 79H149V78H148ZM154 79H155V78H154ZM160 79H161V78H160ZM239 79H240V78H239ZM261 79H262V78H261ZM12 80H13V79H12ZM32 80H33V79H32ZM35 80H36V79H34V81H32V82H38V81H35ZM55 80H56V79H55ZM64 80H65V79H64ZM69 80L72 81L73 79L71 78V79H69ZM141 80H142V79H141ZM164 80H165V79H164ZM171 80H172V79H171ZM171 80H170V81H171ZM197 80H198V79H197ZM207 80H208V79H207ZM263 80H264V79H263ZM263 80H261V81L263 82ZM28 81H29V80H28ZM45 81H46V80H45ZM48 81H50L51 84L53 83V82H51L50 79H49ZM62 81H63V80H62ZM66 81H67V79H66ZM66 81H65V82H66ZM101 81H102V80H101ZM114 81H115V80H114ZM143 81H144V80H143ZM182 81H183V80H182ZM23 82H24V81H23ZM30 82H31V81H30ZM30 82H29V83H30ZM40 82H41V81H40ZM59 82H61V81H59ZM59 82H57V83H59ZM72 82H73V81H72ZM98 82H99V80H98ZM98 82H97V83H98ZM104 82H105V81H104ZM104 82H102V83H104ZM168 82H169V81H168ZM172 82H173V81H172ZM179 82H180V81H179ZM191 82H192V81H191ZM191 82H188V83L190 84ZM193 82H194V81H193ZM195 82H197V81H195ZM18 83H19V82H18ZM26 83H27V82H26ZM38 83H39V82H38ZM67 83H68V82H67ZM99 83H100V82H99ZM107 83H108V82H107ZM132 83H134V82H132ZM132 83H131V84H132ZM170 83H171V82H170ZM174 83H175V82H174ZM188 83H187V84H188ZM206 83H207V82H206ZM263 83H264V82H263ZM24 84H25V83H24ZM46 84H47V83H46ZM51 84H50L49 86H51ZM68 84H69V83H68ZM70 84H71V83H70ZM110 84H111V83H110ZM112 84H113V83H112ZM128 84H129V83H128ZM175 84H176V83H175ZM178 84L180 85V83H178ZM187 84H186V85H187ZM189 84H188V85H189ZM191 84H195V83H191ZM200 84H202V83H200ZM258 84H259V83H258ZM2 85H3V84H2ZM29 85H31V84H29ZM100 85H101V84H100ZM114 85H115V84H114ZM172 85H173V84H172ZM181 85H182V84H181ZM195 85H196V84H195ZM260 85H261V84H260ZM36 86H37V83H36ZM38 86H39V85H38ZM38 86H37V87H38ZM173 86H174V85H173ZM182 86H183V85H182ZM192 86H193V85H192ZM204 86H205V85H204ZM207 86H208V85H207ZM239 86H242V85L239 84ZM3 87H4V86H3ZM14 87H15V86H14ZM20 87H21V86H20ZM22 87H23V86H22ZM25 87H26V86H25ZM32 87H33V84H32ZM32 87H31V88H32ZM34 87H35V86H34ZM44 87H45V86H44ZM104 87H105V86H104ZM110 87H111V86H110ZM112 87H115V86H112ZM157 87H158V86H157ZM170 87H171V85L169 84V88H170ZM209 87H210V86H209ZM247 87H248V86H247ZM7 88H8V86H7ZM16 88H17V87H16ZM16 88H14V89H16ZM28 88H29V87H28ZM42 88H43V86H42ZM45 88H46V87H45ZM47 88H48V86H47ZM49 88H51V87H49ZM49 88H48V89H49ZM57 88H58V87H57ZM59 88H60V87H59ZM65 88H67V86H66ZM82 88H83V87H82ZM108 88H109V87H108ZM134 88H136V86H135ZM138 88H139V87H138ZM182 88H183V87H182ZM255 88H256V87H255ZM261 88H262V87H261ZM5 89H6V88H5ZM18 89H19V88H18ZM34 89H35V88H34ZM36 89H37V88H36ZM38 89H39V88H38ZM51 89H52V88H51ZM51 89H49V91H50ZM100 89H103V85H102V87H101ZM100 89H99V90H100ZM121 89H122V88H121ZM128 89H129V88H128ZM157 89H158V88H157ZM170 89L172 90V88H170ZM170 89H169V90H170ZM174 89H175V88H174ZM176 89H177V88H176ZM193 89H195V88H193ZM213 89H214V86H213ZM16 90H17V89H16ZM31 90H32V89H31ZM54 90H55V89H54ZM67 90H68V88H67ZM71 90H72V89H71ZM99 90H98V93H100ZM104 90H105V89H104ZM129 90H130V89H129ZM129 90H127V91H129ZM134 90H136V89H134ZM202 90H203V89H202ZM252 90H253V89H252ZM257 90H258V88H257ZM257 90H255L256 92H255L254 94H258L260 97H264V94H262L260 91H257ZM263 90H264V88H263ZM4 91H5V90H4ZM11 91H13V90H9V92H11ZM17 91H18V90H17ZM17 91H16V92H17ZM20 91H21V90H20ZM20 91H19V92H20ZM52 91H53V90H52ZM56 91H57V90H56ZM58 91H59V90H58ZM75 91H76V89H75ZM78 91H79V90H78ZM108 91H109V90H108ZM111 91H114V90H111ZM124 91H125V90H124ZM131 91H132V89L130 90V94H131L132 92H134V91H132V92H131ZM136 91H137V90H136ZM188 91H189V89H188ZM238 91H239V90H238ZM240 91H241V90H240ZM16 92H15V93H16ZM21 92H22V91H21ZM32 92H33V91H32ZM32 92L29 91V93H32ZM41 92H42V90H41ZM47 92H48V90H47ZM87 92H88V91H87ZM105 92H107V91H103V93H105ZM115 92H116V91H115ZM125 92H126V91H125ZM172 92H173V91H172ZM178 92H179V91H178ZM182 92H183V91H182ZM182 92H181V93H182ZM204 92H205V91H204ZM207 92H208V91H207ZM211 92H212V89H211L210 93H211ZM213 92H215V91H213ZM11 93H12V92H11ZM23 93H25V92H23ZM43 93H44V91H43ZM49 93H50V92H49ZM51 93H52V92H51ZM58 93H62V92L59 91ZM71 93H72V92H71ZM71 93H70V94H71ZM134 93H135V92H134ZM159 93H160V92H159ZM168 93H169V92H168ZM175 93H177V92H175ZM197 93H198V92H197ZM9 94H10V93H9ZM20 94L22 95V93H20ZM26 94H27V93H26ZM36 94H37V92H36L34 95L37 96ZM47 94H48V93H47ZM47 94H46V95H47ZM55 94H56V92H55ZM120 94H121V93H119V96H120ZM128 94H129V93H128ZM155 94H156V93H155ZM162 94H163V93H162ZM172 94H173V93H172ZM178 94H179V93H178ZM184 94H185V93H184ZM206 94H207V93H206ZM219 94H220V93H219ZM0 95H1V93H0ZM10 95H11V94H10ZM16 95L19 96L18 93H16ZM16 95H15V96H16ZM21 95H20V96H21ZM38 95H39V94H38ZM44 95H45V94H44ZM48 95H49V94H48ZM52 95H53V94H52ZM52 95L50 94L51 97H52ZM62 95H63V93H62ZM62 95H61V96H62ZM72 95H73V93H72ZM76 95H77V93H76ZM103 95H104V94H103ZM124 95H125V94H124ZM134 95H135V94H134ZM138 95H139V93H138ZM143 95H144V94H143ZM191 95H192V94H191ZM212 95H215V94H212ZM217 95H218V93H217ZM236 95H237V93H236ZM15 96H14V97H15ZM25 96H27V95H25ZM30 96H33V94L30 95ZM35 96H33V98L31 97L32 100L35 99V98H36V99L39 98V96H38V98L35 97ZM41 96H42V95H41ZM57 96H58V95H57ZM59 96H60V95H59ZM66 96H67V95H66ZM100 96H101V94H100ZM107 96H110V95H107ZM122 96H123V94H122ZM128 96H129V95H128ZM128 96H125V97H128ZM136 96H137V95H136ZM136 96H135V97H136ZM139 96H140V97H143V96H141V95H139ZM139 96H138V97H139ZM145 96H146V95H145ZM147 96H148V94H147ZM182 96H183V94H182ZM187 96H188V95H187ZM5 97H6V96H5ZM5 97H4V98H5ZM9 97H10V96H9ZM22 97H23V96H22ZM34 97H35V98H34ZM42 97H43V96H42ZM42 97H41V98H42ZM70 97H71V96H70ZM73 97H74V96H73ZM87 97L89 98V96H87ZM97 97H98V96H97ZM111 97H112V96H111ZM129 97H130V96H129ZM166 97H168V96H166ZM166 97H165V98H166ZM169 97H170V96H169ZM171 97H172V96H171ZM176 97H177V96H176ZM178 97H180V96H178ZM178 97H177V98H178ZM189 97H190V96H189ZM189 97H188V98H189ZM203 97H204V96H203ZM26 98H28V96H27ZM29 98H30V97H29ZM52 98H53V97H52ZM62 98H63V97H62ZM88 98H86L85 100H87ZM109 98H110V97H109ZM114 98H115V97H114ZM149 98H150V96H149ZM149 98H148V99H149ZM162 98H163V97H162ZM180 98H181V97H180ZM255 98H256V97H255ZM12 99H13V98H12ZM12 99H11V100H12ZM23 99H24V98H23ZM36 99H35V100H36ZM39 99H40V98H39ZM39 99H38V100H39ZM42 99H45V96H44V98H42ZM50 99H51V98H50ZM54 99H55V97H54ZM77 99H78V98H77ZM90 99H91V97H90ZM92 99H93V98H92ZM94 99H95V98H94ZM94 99H93V101H94ZM102 99H103V97H102ZM126 99H128V98H126ZM134 99H135V98H134ZM143 99H144V97H143ZM148 99H147V100H148ZM151 99H152V98H151ZM153 99H154V98H153ZM153 99H152V100H153ZM155 99H156V98H155ZM160 99H161V98H160ZM160 99L157 100V101H160ZM173 99H174V98H173ZM189 99H190V98H189ZM191 99H192V98H191ZM258 99H259V98H258ZM9 100H10V98H9ZM9 100H8V101H9ZM13 100H15V99H13ZM17 100H18V99H17ZM17 100H16V101H17ZM20 100H21V99H20ZM20 100H18V101H20ZM82 100H83V98H82ZM85 100H84V101H85ZM106 100H107V97H106ZM106 100H105V101H106ZM108 100H109V99H108ZM110 100H112V98H111ZM119 100H120V99H119ZM144 100H145V99H144ZM164 100H167V99H164ZM183 100H184V99H183ZM199 100H200V99H199ZM201 100H202V99H201ZM0 101H1V100H0ZM26 101H27V100H26ZM28 101H29V100H28ZM57 101H58V100H57ZM64 101H65V100H64ZM71 101H72V100H71ZM105 101H104V102H105ZM130 101H131V100H130ZM138 101H139V100H138ZM141 101H142V100H141ZM171 101H172V100H170V103H171ZM251 101H252V100H251ZM255 101H256V100H255ZM263 101H264V98H263ZM13 102H14V101H13ZM20 102H21V101H20ZM29 102H30V101H29ZM31 102H32V101H31ZM38 102H39V101H38ZM38 102L36 101L35 103H38ZM43 102H44V101H43ZM47 102H48V100H47ZM85 102H86V101H85ZM88 102H89V101H88ZM107 102H108V101H107ZM110 102H111V101H110ZM112 102H113V101H112ZM127 102H128V101H127ZM145 102H146V100H145ZM181 102H182V101H181ZM191 102H192V101H191ZM199 102H200V101H199ZM248 102H249V101H248ZM256 102L258 103V100H257ZM256 102H255V103H256ZM9 103H11V102H9ZM27 103H28V102H27ZM27 103H26V104H27ZM35 103H34V107H35V105H36V110H37V106H38L39 104H35ZM66 103H67V100H66ZM89 103H91V102H89ZM108 103H109V102H108ZM108 103H106V104H108ZM179 103H180V102H179ZM182 103H183V102H182ZM182 103H181V105H185V104H182ZM202 103H203V102H202ZM212 103H213V102H212ZM244 103H245V102H244ZM15 104H16V103H15ZM24 104H25V102H24ZM59 104H60V103H59ZM63 104H65V103H63ZM67 104H68V103H67ZM92 104H93V103H92ZM92 104H90V105H92ZM111 104H112V103H111ZM140 104H141V106H142V102H141ZM156 104H157V103H156ZM163 104H164V102H163ZM165 104H166V103H165ZM171 104H172V103H171ZM221 104H222V103H221ZM251 104H252V103H251ZM12 105H13V104H12ZM12 105H10V106H12ZM16 105H17V104H16ZM16 105H13V106L17 107ZM70 105H71V104L69 103V106H67V107H70ZM100 105H101V104H100ZM109 105H110V104H109ZM138 105H139V104H138ZM151 105H152V104H151ZM153 105H154V104H153ZM161 105H162V103H161ZM161 105H160V106H161ZM167 105H168V104H167ZM177 105H178V104H177ZM188 105H190V104L188 103ZM212 105H213V104H212ZM257 105H259V104H257ZM262 105H263V104H262ZM21 106H23V104H22ZM28 106H29V105H28ZM44 106H45V105H44ZM46 106H47V105H46ZM55 106H56V105H55ZM59 106H60V105H59ZM71 106H72V105H71ZM148 106H149V105H148ZM157 106H158V105H157ZM200 106H202V104H201ZM24 107H27V106L25 105ZM24 107H23V108H24ZM34 107H33V108H34ZM49 107H50V105H49ZM56 107H57V106H56ZM61 107H64V106H61ZM85 107H86V106H85ZM89 107H90V106H89ZM89 107H88V108H89ZM98 107H99V106H98ZM114 107H115V106H114ZM149 107H150V106H149ZM174 107H175V109L177 108L176 106H174ZM178 107H179V106H178ZM205 107H206V106H205ZM212 107H213V106H212ZM256 107H258V106H256ZM256 107H255V108H256ZM6 108H9V107L7 106ZM18 108H19V106H18ZM27 108H28V107H27ZM33 108H32V109H33ZM53 108H54V107H53ZM72 108H73V107H72ZM86 108H87V107H86ZM112 108H113V106H112ZM125 108H126V107H125ZM152 108H154V106L151 107V109H152ZM169 108H170V106H169ZM179 108H180V107H179ZM179 108H178V109H179ZM201 108H202V107H201ZM215 108H216V107H215ZM258 108H259V111H260V112H259V113H256V112H257V111H256L255 113H256L258 116H260L261 113H262V114L264 113V111H263L264 107H263V109H262V108H260V105H259ZM1 109H2V108H1ZM11 109H12L11 111H13V108H11ZM21 109H22V107H21ZM68 109H70V108H68ZM126 109H127V108H126ZM126 109H124V110H126ZM145 109H146V108H145ZM145 109H144V110H145ZM149 109H150V108H148L147 110H149ZM182 109H183V108H182ZM182 109H181V110H182ZM189 109H190V108H189ZM189 109H188V110H189ZM206 109H207V108H206ZM2 110H4V109H2ZM5 110H6V109H5ZM19 110H20V109H18V111H19ZM23 110H24V109H23ZM48 110H49V108H48ZM52 110H53V109H52ZM54 110H55V109H54ZM76 110H77V109H76ZM80 110H81V109H80ZM83 110H84V109H83ZM94 110H98V109H94ZM103 110H104V108H103ZM127 110H128V109H127ZM138 110H139V109H138ZM162 110H163V109H162ZM162 110H161V111H162ZM167 110H168V109H167ZM172 110H173V109H172ZM179 110H180V109H179ZM196 110H197V109H196ZM252 110H253V109H252ZM254 110H256V109H254ZM8 111H9V109H8ZM11 111H9V112H11ZM20 111H21V110H20ZM34 111H35V110H34ZM40 111H41V110H40ZM63 111H64V110H63ZM78 111H79V110H78ZM85 111H86V110H85ZM105 111H106V110H105ZM120 111H121V110H120ZM133 111H134V110H133ZM155 111H156V110H155ZM174 111H175V110H174ZM176 111H177V110H176ZM176 111H175V112H176ZM185 111H186V109H185ZM238 111H239V109H238ZM240 111H241V110H240ZM245 111H248V110H245ZM4 112H6V111H4ZM23 112H24V113H23V117H24V115H25L27 112H26V111H23ZM25 112H26V113H25ZM30 112H32V111L30 110ZM37 112H38V111H37ZM37 112H36V114H38V113L40 114V112H38V113H37ZM46 112H48V111H46ZM49 112H51V110H50ZM49 112H48V113H49ZM118 112H119V111H118ZM137 112H138V111H137ZM149 112H151V111H149ZM157 112H158V111H157ZM164 112H165V111H164ZM169 112H171V110H170ZM172 112H173V111H172ZM182 112H183V111H182ZM182 112L179 111V113H182ZM203 112H204V111H203ZM17 113H21V112H17ZM17 113H16V114H17ZM28 113H29V112H28ZM33 113H34V112H33ZM51 113H52V112H51ZM53 113H54V112H53ZM73 113H74V111H73ZM75 113H76V112H75ZM97 113H98V112H97ZM101 113H102V112H101ZM101 113H98V114H101ZM104 113H105V112H104ZM138 113H139V112H138ZM145 113H146V112H145ZM159 113H160V112H159ZM161 113L163 114V111H162ZM187 113H188V111H187ZM239 113H240V112H239ZM3 114H4V113H3ZM31 114H32V113H31ZM43 114H45V113H43ZM63 114H64V113H63ZM63 114H62V115H63ZM86 114H87V113H85V115H86ZM91 114H92V113H91ZM116 114H117V113H116ZM150 114H151V113H150ZM155 114H157V113L155 112ZM168 114H170V113H167V115H168ZM172 114H173V113H172ZM172 114H171V115H172ZM175 114H176V113H175ZM196 114H197V113H196ZM204 114H205V112H204ZM241 114H242V113H241ZM248 114H249V113H248ZM29 115H30V113H29ZM29 115H28V116H29ZM41 115H42V114H41ZM46 115H47V114H46ZM46 115H45V116H46ZM55 115H56V114H55ZM62 115H61V116H62ZM93 115H95V114H93ZM101 115H102V114H101ZM109 115H110V114H109ZM114 115H115V114H114ZM122 115H123V114H122ZM220 115H221V114H220ZM263 115H264V114H263ZM263 115H262V118L264 117ZM0 116H1V115H0ZM21 116H22V115H21ZM66 116H68V115H66ZM76 116H77V115H76ZM88 116H89V115H88ZM98 116H99V115H98ZM146 116H148V115H146ZM156 116H157V115H156ZM159 116H160V115H159ZM159 116H158V117H159ZM162 116H163V115H162ZM165 116H166V115H165ZM179 116H180V115H179ZM179 116H178V117H179ZM181 116H183V114H182ZM187 116H189V114H188ZM197 116H198V115H197ZM251 116H253V115H251ZM251 116H250V117H251ZM255 116H256V115H254L253 117H255ZM4 117H5V116H4ZM13 117H14V116H13ZM13 117H12V118H13ZM29 117H30V116H29ZM42 117H43V116H42ZM42 117H41V118H42ZM55 117H56V116H55ZM55 117H52L53 120H52V119H49V118H48V119L54 121V118H55ZM63 117H64V116H63ZM99 117H101V116H99ZM102 117H103V116H102ZM108 117H109V116H108ZM144 117H145V116L143 115V118H144ZM170 117H171V116H170ZM185 117H186V116H184V118H185ZM239 117H240V115H239ZM250 117H248V118H250ZM14 118H15V117H14ZM31 118H32V116H31ZM31 118H29V121L31 120ZM35 118H36V117H34V119H35ZM59 118H60V116H59ZM66 118H67V117H66ZM70 118H72V117H70ZM77 118H78V117H77ZM84 118H85V117H84ZM139 118H140V117H139ZM141 118H142V116H141ZM163 118H164V117H163ZM163 118H162V119H163ZM189 118H190V117H189ZM240 118H241V117H240ZM260 118H261V116H260ZM21 119H22V118H21ZM23 119H24V118H23ZM25 119H26V118H25ZM25 119H24V120H25ZM34 119H32V122H34V121H33ZM80 119H82V118H80ZM87 119H88V118H87ZM87 119H86V120H87ZM93 119H94V118H93ZM152 119H153V118H152ZM159 119H160V118H159ZM171 119H172V118H171ZM191 119H193V118H191ZM15 120H20V119H19V118H18V119L15 118ZM15 120H14V121H15ZM41 120H42V119H41ZM58 120H61V119H58ZM58 120H56V121H58ZM63 120H64V119H63ZM71 120H72V119H71ZM71 120L69 119L68 122L71 121ZM82 120H84V119H82ZM82 120H81V125L83 124V123H82ZM86 120H85V122H86ZM97 120L100 121V120L98 119V117H97ZM97 120H96V121H97ZM133 120H134V119H133ZM150 120H151V119H150ZM157 120H158V119H157ZM173 120H175V118H173ZM173 120H172V121H173ZM180 120H181V119H180ZM180 120H179V121H180ZM194 120H195V119H194ZM209 120H210V119H209ZM248 120H250V119H248ZM14 121H13V122H14ZM25 121H28V120H25ZM29 121H28L27 123H30V122H31V121H30V122H29ZM42 121H43V120H42ZM64 121H65V120H64ZM105 121H106V118H105ZM109 121H110V120H109ZM147 121H148V120H147ZM147 121H146V122H147ZM155 121H156V120H155ZM158 121H159V120H158ZM162 121H163V120H162ZM167 121H169V120H167ZM245 121H246V120H245ZM251 121H252V120H251ZM253 121H255V120H253ZM11 122H12V120H11ZM16 122H17V121H16ZM72 122H73V121H72ZM173 122H174V121H173ZM173 122H172V123H173ZM180 122H181V121H180ZM240 122H241V121H240ZM246 122H247V121H246ZM14 123H15V122H14ZM14 123H13V124H14ZM20 123H21V122H20ZM27 123H26V124H27ZM54 123H58V122H55V121H54ZM94 123H95V122H94ZM94 123H93V124H94ZM152 123H153V122H152ZM156 123H157V122H156ZM160 123H161V122H160ZM165 123H166V122H165ZM197 123H198V122H196V124H197ZM211 123H212V122H211ZM244 123H245V122H244ZM258 123H259V122H258ZM263 123H264V122H263ZM24 124H25V123H24ZM44 124H46V123H44ZM47 124H48V123H47ZM50 124H51V123H50ZM73 124H74V123H73ZM183 124H185V123H183ZM183 124H182V125H183ZM186 124H187V123H186ZM193 124H194V123H193ZM209 124H210V123H209ZM6 125H7V124H6ZM10 125H11V124H10ZM18 125H23V122H22V124H19V123H18ZM31 125H32V123H31ZM52 125H54V124H52ZM52 125H51V126H52ZM66 125H67V124H66ZM79 125H80V124H79ZM83 125H84V124H83ZM83 125H82V126H83ZM111 125H112V124H111ZM141 125H142V124H141ZM146 125H147V124H146ZM165 125H166V124H165ZM171 125H173V124H171ZM206 125H208L207 122H206ZM238 125H239V124H237V126H238ZM242 125H243V124H242ZM250 125H253V124H250ZM258 125H259V124H258ZM12 126H13V125H11L10 127H12ZM15 126H17V123L15 124ZM24 126H25V125H23L22 128H25L27 125H26L25 127H24ZM29 126H30V124H28V128H29V129H33V130H36V129H37V128L35 127L36 125L34 126V123H33L34 128H32L31 126H30V127H31V128H30ZM46 126H48V125H46ZM54 126H55V125H54ZM57 126H58V124H57ZM62 126H63V125H62ZM67 126H68V125H67ZM70 126H72V125H70ZM94 126H95V125H94ZM99 126H100V125H99ZM101 126H102V125H101ZM157 126H158V125H157ZM179 126H180V125H179ZM183 126H184V125H183ZM189 126H190V125H189ZM197 126H198V124H197ZM211 126H214V125H211ZM211 126H210V127H211ZM244 126H245V125H244ZM19 127L21 128V126H18L17 128H19ZM153 127H154V126H153ZM164 127H165V126H164ZM166 127H167V126H166ZM186 127H187V126H186ZM200 127H201V126H200ZM200 127L197 128V130H198V129L201 130V129L203 128V127H201V128H200ZM205 127H206V126H205ZM249 127H250V126H249ZM261 127H264V126H261ZM7 128L9 129V125H8ZM7 128H6V129H7ZM35 128H36V129H35ZM53 128H54V127H53ZM55 128H56V127H55ZM59 128H61V126H59ZM59 128H58V130H59ZM65 128H67V127L65 126ZM77 128H78V129H81V128H79L78 126H77ZM83 128H84V127H83ZM154 128H155V127H154ZM182 128H183V127H182ZM191 128H193V127H191ZM195 128H196V126H195ZM206 128H207V127H206ZM215 128H216V127H215ZM239 128H240V127H239ZM254 128H255V130L257 131V129H256L257 127H254ZM258 128H259V127H258ZM2 129H3V128H2ZM49 129H50V128H49ZM51 129H52V128H51ZM88 129H89V127H88ZM96 129H97V126H96ZM98 129H101V128L98 127ZM178 129H179V128H178ZM245 129H246V128H245ZM9 130L12 131L11 129H9ZM14 130H15V128H14ZM14 130H13V131H14ZM22 130H23V129L19 130V132L22 131ZM41 130L44 131L45 128H44V129H41ZM46 130H47V129H46ZM46 130H45V131H46ZM138 130H139V129H138ZM147 130H148V129H147ZM183 130H184V129H183ZM215 130H216V129H215ZM5 131H7V130H5ZM13 131H12V133L15 134L16 131H14V132H13ZM23 131H24V130H23ZM30 131H31V130H30ZM37 131H38V133H39L40 130H37ZM37 131H36V132H37ZM47 131H48V130H47ZM50 131H51V133H52V130H49V131L47 132V133H48L47 135H49V132H50ZM72 131H73V129H72ZM79 131H80V130H79ZM82 131H83V130H82ZM149 131H150V130H148V132H149ZM153 131H154V130H153ZM163 131H164V129H163ZM169 131H170V130H169ZM190 131H191V130H190ZM194 131H195V130H194ZM194 131H193V132H194ZM216 131H218V130H216ZM1 132H2V131H0V133H1ZM3 132H4V131H3ZM8 132H9V131H8ZM8 132L6 133V136L9 135ZM19 132L17 131L16 134L19 133ZM31 132H32V131H31ZM53 132H54V129H53ZM56 132H57V131H56ZM56 132H54V133H52V134H55ZM61 132H62V131H61ZM92 132H93V131H92ZM94 132H95V129H94ZM94 132H93V133H94ZM98 132H100V131L98 130ZM154 132H155V131H154ZM164 132L167 133L166 129H165ZM171 132H172V131H171ZM188 132H189V131H188ZM193 132H191V133H193ZM202 132L204 133L203 130H202ZM214 132H215V131H214ZM234 132H235V131H234ZM241 132H242V131H241ZM249 132H250V130H249ZM261 132H262V131H261ZM24 133H25V132H24ZM24 133H22V134H24ZM28 133H29V132H28ZM34 133H35V132H33V134H34ZM51 133H50V135H51ZM57 133H60V132H57ZM57 133H56V134H57ZM90 133H91V132H90ZM141 133H142V132H141ZM151 133H152V132H151ZM157 133H158V132H157ZM172 133H174L175 135L177 134L176 132H172ZM207 133H208V132H207ZM209 133H210V132H209ZM219 133H220V132H219ZM257 133H258V132H257ZM259 133H260V132H259ZM263 133H264V132H263ZM2 134L4 135V133H2ZM10 134H11V132H10ZM16 134L13 135L12 137H15V138H16V136L19 135V134H18V135H16ZM26 134H27V132H26ZM113 134H114V133H113ZM125 134H126V133H125ZM168 134H169V133H168ZM189 134H190V133H189ZM204 134H205V133H204ZM244 134H246V133H244ZM248 134H249V133H248ZM251 134H252V133H251ZM0 135H1V134H0ZM24 135H25V134H24ZM28 135H29V134H28ZM30 135H32V134H30ZM36 135H37V134H36ZM36 135H34V136L36 137ZM40 135L42 136L41 131H40ZM50 135H49V136H50ZM58 135H60V134H58ZM61 135H62V134H61ZM73 135H74V134H73ZM91 135L93 136V134H91ZM104 135H105V134H104ZM145 135H146V134H145ZM149 135H150V133H149ZM149 135H148V136H149ZM154 135H155V134H154ZM171 135H172V134H171ZM175 135H174V136H175ZM208 135H209V134H208ZM6 136H5V138H7ZM21 136H22V135H20V138H21ZM26 136H27V135H26ZM32 136H33V135H32ZM49 136H48V137H49ZM51 136H53V135H51ZM62 136H63V135H62ZM62 136H61V137H62ZM67 136H68V135H67ZM81 136H82V135H81ZM85 136H87V135H85ZM115 136H116V135H115ZM139 136H140V135H139ZM146 136H147V135H146ZM148 136H147V137H148ZM158 136H159V135H158ZM166 136H167V135H166ZM187 136H188V135H187ZM191 136H192V135H191ZM196 136H197V135H196ZM198 136H199V134H198ZM247 136H248V135H247ZM262 136H263V134H262ZM0 137H1L0 139H2V143H3V142H4V141H3V138H4V137H3V138H2V136H0ZM9 137H10V135H9ZM12 137H11V138H12ZM18 137H19V136H18ZM22 137H23V136H22ZM45 137H46V136H45ZM48 137H47V138H48ZM54 137H57V136L55 135ZM65 137H66V136H65ZM65 137H64V138H65ZM75 137H76V136H75ZM75 137H74V138H75ZM88 137L91 138V136H88ZM88 137H86V138H88ZM110 137H111V136H110ZM127 137H128V136H127ZM131 137H133V136H131ZM142 137H144V136H142ZM189 137H190V136H189ZM213 137H214V136H213ZM241 137H243V136H241ZM241 137H240V138H241ZM11 138H10V139H11ZM23 138H25V137H23ZM27 138H28V136H27ZM29 138H30V137H29ZM37 138L39 139L40 137H36V139L34 138V140H35V141H36V140L38 141ZM49 138H50V137H49ZM69 138H71V136H70ZM74 138H72V139H74ZM76 138H77V137H76ZM76 138H75V139H76ZM99 138H100V137H99ZM111 138H112V137H111ZM160 138H161V137H160ZM160 138H159V139H160ZM176 138H178V137H176ZM176 138H175V139H176ZM197 138H198V137H197ZM217 138H218V137H217ZM217 138H216V139H217ZM240 138H239V139H240ZM245 138H246V137H245ZM25 139H26V138H25ZM32 139H33V138H32ZM41 139H42V138H41ZM41 139H39V140H41ZM43 139H44V138H43ZM43 139H42V140H43ZM51 139H52V138H51ZM82 139H83V137H82ZM112 139H113V138H112ZM116 139H117V138H116ZM137 139H138V137H137ZM143 139H144V138H143ZM146 139H147V138H146ZM155 139H156V138H155ZM159 139L156 140V141L154 140V141L157 142V141H159ZM166 139H167V138H166ZM169 139H170V137H169ZM190 139H191V138H190ZM242 139H243V138H242ZM242 139H241V140H242ZM248 139H249V138H248ZM250 139H251V138H250ZM254 139H255V138H254ZM254 139H253V140H254ZM261 139H262V138H261ZM7 140H8V138H7ZM11 140H12V139H11ZM14 140H15V139H14ZM16 140H17V139H16ZM27 140H28V139H27ZM29 140H30V139H29ZM34 140H33V141H34ZM42 140H41V141H42ZM44 140H46V139H44ZM47 140H49V139H47ZM62 140H63V139H62ZM79 140H81V139L79 138ZM128 140H129V138H128ZM148 140H149V139H148ZM162 140H163V139H162ZM173 140H174V139H173ZM188 140H189V139H188ZM207 140H208V139H207ZM213 140H215V139H213ZM19 141H21V140L19 139ZM22 141L24 142V140H22ZM22 141H21V142H22ZM33 141H32V142H33ZM35 141H34V143H35ZM54 141H55V140H53V142H52L53 145H54L55 142H57V140H56L55 142H54ZM73 141H74V140H73ZM81 141H82V140H81ZM83 141L85 142V140H83ZM97 141H98V140H97ZM118 141H119V140H118ZM138 141H139V139H138ZM160 141H161V139H160ZM169 141H170V140H169ZM193 141H195V140H193ZM245 141H246V140H245ZM256 141H257V139H256ZM7 142H8V141H7ZM14 142H15V141H13L12 143L14 144ZM28 142H29V141H27V143H28ZM30 142H31V140H30ZM50 142H51V140L49 141V143H50ZM67 142H69V141H67ZM102 142H103V141H102ZM102 142H101V143H102ZM109 142H110V141H109ZM134 142H135V141H134ZM140 142H141V141H140ZM215 142H216V141H215ZM260 142H261V140H260ZM4 143H5V142H4ZM15 143H18V142H15ZM25 143H26V142H25ZM39 143H41V142L39 141ZM47 143H48V142H47ZM62 143H64V142H61V145H62ZM65 143H66V142H65ZM75 143H76V142H75ZM75 143H74V144H75ZM86 143H87V142H86ZM86 143H85V144H86ZM107 143H108V142H107ZM120 143H121V142H120ZM151 143H152V142H151ZM167 143L170 144V142H167ZM219 143H220V141H219ZM239 143H240V142H239ZM239 143H238V144H239ZM256 143H257V142H256ZM261 143H263V142H261ZM0 144H1V142H0ZM5 144H7V143H5ZM18 144H20V143H18ZM23 144H24V143H23ZM28 144H30V143H28ZM28 144H27V145H28ZM36 144H37V142H36ZM43 144H45V143H43ZM50 144H51V143H50ZM55 144H56V143H55ZM69 144H71V142H70ZM72 144H73V143H72ZM74 144H73V145H74ZM76 144H78V143H76ZM90 144H92V143H90ZM93 144H94V142H93ZM130 144H131V143H130ZM134 144H136V143H133V145H134ZM138 144H139V143H138ZM145 144H146V143H145ZM164 144H165V143H164ZM175 144H177V143H175ZM181 144H182V143H181ZM195 144H196V143H195ZM198 144H199V143H198ZM200 144H202V142H201ZM248 144H249V142H248ZM259 144H260V143L258 142V145H259ZM8 145H9V144H8ZM8 145H7V146L4 145V147L6 148V147H8ZM10 145H11V144H10ZM15 145H16V144H15ZM21 145H22V143H21ZM25 145H26V144H25ZM27 145H26L25 149L27 148ZM45 145H46V144H45ZM47 145H48V144H47ZM78 145H79V144H78ZM81 145H82V144H81ZM103 145H104V144H103ZM115 145H116V144H115ZM150 145H151V144H150ZM157 145H159V143H158ZM162 145H163V144H162ZM170 145H171V144H170ZM184 145H185V144H184ZM239 145H240V144H239ZM252 145H254V143H253ZM258 145H256V146L254 145V146L257 147ZM260 145H261V144H260ZM2 146H3V144H2ZM2 146H1V148H2ZM28 146H30V145H28ZM43 146H44V145H43ZM51 146H52V145H51ZM54 146L56 147V145H54ZM58 146H59V144H58ZM68 146H69V145H68ZM94 146H95V144H94ZM96 146H98V145H96ZM100 146H101V145H100ZM147 146H148V145H147ZM164 146H165V145H164ZM178 146H179V145H178ZM200 146H202V145H200ZM203 146H204V145H203ZM203 146H202V147H203ZM215 146H217V145H215ZM262 146H263V145H262ZM11 147H12V150H13V146H11ZM11 147H10V148H11ZM16 147H19V146L16 145ZM32 147H33V146H30L29 148H32ZM37 147H38V146H36V148H35V147H34V148L37 150V149H38ZM46 147H48V146H46ZM46 147H45V148H46ZM55 147H54V148H55ZM84 147H85V146H84ZM92 147H93V145H92ZM107 147H108V146H107ZM109 147H110V146H109ZM135 147H136V146H135ZM137 147H138V146H137ZM142 147H143V146H142ZM142 147H141V148H142ZM150 147H151V146H150ZM154 147H155V146H154ZM157 147H158V146H157ZM167 147H168V144H167ZM171 147H172V145H171ZM191 147H192V146H191ZM20 148H21V147H20ZM39 148H40V145H39ZM45 148H44V151H45ZM52 148H53V147H52ZM54 148H53V149H54ZM60 148H61V147H60ZM75 148H76V146H75ZM78 148H79V147H78ZM82 148H83V147H82ZM99 148H100V147H99ZM103 148H104V147H103ZM116 148H117V147H116ZM151 148H152V147H151ZM176 148H177V147H176ZM187 148H188V147H187ZM206 148H207V147H206ZM261 148H262V147H261ZM69 149H70V148H69ZM87 149H88V148H87ZM110 149H111V148H110ZM127 149H128V148H127ZM129 149H130V148H129ZM131 149H132V148H131ZM134 149H135V148H134ZM149 149H150V148H149ZM149 149H148V151H149ZM154 149H156V148H154ZM154 149H153V150H154ZM159 149H160V148H159ZM169 149H170V148H169ZM174 149H175V148H174ZM177 149H178V148H177ZM190 149H191V148H190ZM209 149H211V148H209ZM216 149H217V148H216ZM218 149H219V148H218ZM224 149H225V148H224ZM235 149H236V148H235ZM0 150H1V149H0ZM10 150H11V149H10ZM19 150H20V149H19ZM33 150H34V149H33ZM36 150H35V154L33 153L34 158L36 157V154H37ZM42 150H43V148H42ZM71 150H72V149H71ZM82 150H83V149H81V147H80L79 149H77V151H75V153L78 152L79 157L81 158V162L84 163V161H83L84 152H83ZM125 150H126V149H125ZM125 150H124V151H125ZM139 150H140V148H139ZM153 150H151V151H153ZM191 150H192V149H191ZM3 151H4V149H3ZM5 151H6V154H7V151H8V150L5 149ZM15 151H16V150H15ZM29 151H30V150H29ZM38 151H39V150H38ZM40 151H41V148H40ZM46 151H47V150H46ZM54 151H55V150H54ZM102 151H103V150H102ZM105 151H106V150H105ZM108 151H109V150H108ZM124 151H123V152H124ZM128 151H129V150H128ZM132 151H133V149H132ZM140 151H141V150H140ZM146 151H147V148H146ZM167 151H170V150H167ZM181 151H182V150H181ZM181 151H180V152H181ZM185 151L187 152L186 149H185ZM204 151H206V150L204 149ZM211 151H213V150H211ZM235 151H236V150H235ZM246 151H247V150H246ZM250 151H251V150H250ZM0 152L2 153V151H0ZM16 152H17V151H16ZM22 152H23V149H22L21 153H22ZM27 152H28V151H27ZM30 152H32V149H31ZM41 152H42V151H41ZM47 152H50V150H48ZM47 152H46V153H47ZM58 152H59V151H58ZM67 152H68V150H67ZM99 152H100V151H99ZM99 152H98V153H99ZM119 152H120V151H119ZM129 152H130V151H129ZM134 152H136V151H134ZM170 152H172V151H170ZM170 152H169V153H170ZM174 152H175V151H174ZM174 152H173V153H174ZM183 152H184V151H183ZM209 152H210V151H209ZM223 152H224V151H223ZM226 152H227V151H226ZM254 152H256V151H254ZM9 153H10V155H11V152H10V151H9ZM25 153H26V151H25ZM39 153H40V152H39ZM39 153H38V154H39ZM54 153H56V152H54ZM62 153H63V155H64V152H62ZM62 153H61V154H62ZM69 153H70V152H69ZM89 153H90V152H89ZM109 153H110V152H109ZM120 153H121V152H120ZM137 153H139V152H137ZM156 153H157V152H156ZM156 153H154V154H156ZM181 153H182V152H181ZM187 153H188V152H187ZM191 153L193 154L194 152H191ZM235 153H236V152H235ZM256 153H257V152H256ZM259 153H260V152H259ZM4 154H5V152H4ZM22 154L25 155L24 153H22ZM22 154H20V156H21ZM26 154H27V153H26ZM38 154H37V155H38ZM40 154H42V153H40ZM44 154H45V152H44ZM102 154H103V153H102ZM121 154H122V153H121ZM123 154H126V153L124 152ZM132 154H133V153H132ZM149 154H150V153H149ZM157 154H158V153H157ZM184 154H185V153H184ZM194 154H195V153H194ZM226 154H227V153H226ZM226 154H225V155H226ZM230 154H231V153H230ZM260 154H262V153H260ZM28 155H29V154H28ZM30 155H31V153H30ZM75 155H76V154H75ZM92 155H93V154H92ZM97 155H98V154H97ZM106 155H107V154H106ZM133 155H135V154H133ZM159 155H160V154H159ZM172 155L174 156V154H172ZM176 155H177V154H176ZM176 155H175V156H176ZM180 155H182V154H180ZM187 155H188V154H187ZM14 156H16V158H17V156H19V155H14ZM14 156H13V157H14ZM42 156H44V155H42ZM45 156H46V155H45ZM53 156H55V155H53ZM53 156H52V157H53ZM71 156H72V155H71ZM115 156H116V155H115ZM127 156H128V154H127ZM127 156H126V157H127ZM130 156H131V155H130ZM157 156H158V155H157ZM173 156H170V157H173ZM177 156H179V155H177ZM199 156H200V155H199ZM201 156H202V155H201ZM229 156H230V155H229ZM229 156H228V157H229ZM231 156H232V155H231ZM39 157H41V155H40ZM47 157H49V156H47ZM96 157H97V156H96ZM102 157H103V155H102ZM105 157H107V156H105ZM108 157H109V155H108ZM155 157H156V156H155ZM160 157H161V156H160ZM160 157H156V158H160ZM163 157H164V155H163ZM182 157H183V156H182ZM182 157H181V158H182ZM190 157H191V156H190ZM194 157H195V156H194ZM210 157H213V156H210ZM256 157H257V156H256ZM256 157H255V160H256ZM258 157H259V156H258ZM19 158H20V157H19ZM24 158H26V156H25ZM45 158H46V157H45ZM62 158H63V157H62ZM127 158H129V157H127ZM195 158H196V157H195ZM203 158H204V157H203ZM222 158H223V157H222ZM224 158H225V157H224ZM233 158H234V157H233ZM248 158H249V156H248ZM250 158H252V157L250 156ZM253 158H254V157H253ZM259 158H260V157H259ZM262 158H263V157H262ZM6 159H7V158H6ZM21 159H22V156H21ZM27 159H28V158H27ZM30 159H31V156H30ZM46 159H47V158H46ZM50 159H51V157H50ZM58 159H59V158H58ZM63 159H66V158H63ZM63 159H62V161H63ZM76 159H77V158H76ZM76 159H75V160H76ZM104 159H105V158H104ZM107 159H108V158H107ZM124 159H125V158H124ZM131 159L133 160V158H131ZM145 159H146V158H145ZM152 159H153V158H152ZM152 159H151V161H152ZM154 159H155V158H154ZM167 159H168V158H167ZM197 159H198V158H197ZM205 159H206V158H205ZM229 159H231V158H229ZM0 160H1V159H0ZM24 160H25V159H24ZM34 160H36V161H40V160H37V159H34ZM43 160H45V159L43 158ZM52 160H54V159H52ZM55 160H56V159H55ZM69 160H70V159H68V162L71 161V160H70V161H69ZM96 160H97V158H96ZM98 160H99V158H98ZM100 160H101V159H100ZM110 160L112 161L113 159H110ZM132 160H131V162H132ZM137 160H139V159H137ZM140 160H141V159H140ZM140 160H139V162H140ZM159 160H160V159H159ZM168 160H169V159H168ZM174 160H175L176 162L180 161V160L177 161L176 159H174ZM192 160H193V159L188 158L187 156H185L184 159H183V162L185 163V165H184V166H181L182 168H184L185 175H186V176H189L188 179H189V178H192V175H193L194 172H197V171L194 170V169L196 168V166L192 165L194 162L191 163ZM195 160H196V159H194V161H195ZM202 160H203V159H202ZM219 160H220V159H219ZM221 160H222V159H221ZM246 160H247V159H246ZM259 160H260V159H259ZM1 161H2V160H1ZM10 161H11V160H10ZM16 161H17V160H16ZM27 161H28V160H27ZM46 161H50L49 158H48V160H46ZM57 161H58V160H57ZM59 161H60V160H59ZM115 161H116V160H115ZM126 161L128 162V160H126ZM135 161H136V160H135ZM147 161H148V160H147ZM164 161H165V160H164ZM204 161H205V160H204ZM230 161H233V160H230ZM230 161H229V162H230ZM251 161H252V160H251ZM8 162H9V161H8ZM11 162H12V161H11ZM13 162H14V161H13ZM29 162H30V160H29ZM50 162H51V161H50ZM64 162H65V161H64ZM66 162H67V161H66ZM74 162H76V161H74ZM105 162H107V161H105ZM129 162H130V161H129ZM156 162H158V161H156ZM197 162L200 163V161H197ZM253 162H254V161H253ZM256 162H257V161H255V163H256ZM1 163H2V162H1ZM16 163H17V162H16ZM16 163H15V164H16ZM22 163H23V161H22ZM24 163H25V162H24ZM37 163H39V162H37ZM40 163H41V161H40ZM47 163H49V162H47ZM57 163H58V162H57ZM59 163H60V162H59ZM59 163H58V164H59ZM61 163H63V162H61ZM72 163H73V162L71 161V163H68V165H69V164L72 165ZM112 163H113V162H112ZM154 163H155V162H154ZM171 163H174V162H171ZM201 163H202V162H201ZM201 163H200V164H201ZM218 163H220V162H218ZM251 163H252V162H251ZM251 163H250V164H251ZM258 163H259V162H258ZM261 163H262V162H261ZM263 163H264V162H263ZM17 164H19V163H17ZM17 164H16L15 166H17ZM20 164H21V163H20ZM26 164H28V165L32 164V165H33V164H35V163H32V162H31V163L29 164V163L26 162L25 165H26ZM43 164H44V163H43ZM43 164H42V165H43ZM54 164H55V163H54ZM75 164H76V163H75ZM92 164H93V163H92ZM96 164H97V163H96ZM100 164H101V163H100ZM103 164H104V163H103ZM108 164H109V163H108ZM113 164H114V163H113ZM116 164H117V163H116ZM116 164H115V165H116ZM129 164H130V163H129ZM129 164H128V165H129ZM141 164H142V163H141ZM162 164H163V163H162ZM178 164L180 165V163H178ZM188 164H189V165H188ZM208 164H210V163L207 162V165H208ZM231 164H232V163H231ZM7 165H8V164H7ZM13 165H14V164H13ZM13 165H12V166H13ZM32 165H31L30 167H33ZM45 165H46V164H44L43 166H45ZM104 165H106V163H105ZM151 165H152V164H151ZM151 165H150V166H151ZM210 165H211V164H210ZM4 166H5V165H4ZM10 166H11V163H10ZM10 166H7L6 168L8 169V167H10ZM12 166H11V168H12ZM15 166H14V167H15ZM19 166H22V165H19ZM34 166H35V165H34ZM37 166H38V164H36L35 167H37ZM46 166H47V165H46ZM53 166H54V165H53ZM53 166H52V167H53ZM61 166H62V165H61ZM66 166H67V165H66ZM77 166H78V165H77ZM97 166H98V165H97ZM110 166H111V165H110ZM121 166H122V164H121ZM131 166H132V165H131ZM137 166H138V165H137ZM140 166H141V165H140ZM146 166H147V165H146ZM162 166H163V165H162ZM170 166H171V165H170ZM173 166H174V164H173ZM190 166H191V167H190ZM197 166H199V165H197ZM232 166H233V165H232ZM248 166H250V165H248ZM0 167H1V166H0ZM2 167H3V166H2ZM2 167H1V168H2ZM22 167L24 168V166H22ZM28 167H29V166H28ZM28 167L26 166L25 168L28 169ZM30 167H29V168H30ZM54 167H55V166H54ZM58 167H59V166H58ZM58 167H56V168H58ZM72 167L75 168V165L73 164ZM79 167H80V166H79ZM102 167H103V166H102ZM104 167H105V166H104ZM106 167H107V165H106ZM115 167H116V166H115ZM115 167H113V168H115ZM125 167H126V166H125ZM125 167H124V168H125ZM133 167H134V166H133ZM142 167H143V166H142ZM147 167H148V166H147ZM151 167H152V166H151ZM154 167H155V165H154ZM160 167H161V166H160ZM165 167H166V166H164V169H166ZM168 167H169V165H168ZM175 167H176V166H175ZM179 167H180V166H179ZM203 167H204L205 169H208V168H209V166H205L204 164H201V167H200V168H203ZM222 167H223V166H222ZM224 167H225V166H224ZM224 167H223V168H224ZM261 167L263 168V167H264V164H263V166H261ZM1 168H0V170L2 171ZM6 168L4 167V170H5ZM15 168H16V167H15ZM37 168H38V167H37ZM40 168H41V167H40ZM42 168H43L44 170L46 169V167H42ZM42 168H41V169H42ZM47 168H49V167H47ZM62 168H64V167H62ZM65 168H66V167H65ZM107 168H108V167H107ZM107 168H106V169H107ZM113 168H112V170H113ZM122 168H123V167H122ZM126 168H127V167H126ZM131 168H132V167H131ZM131 168H129V169H131ZM134 168H135V167H134ZM139 168L141 169V167H139ZM144 168H145V167H144ZM149 168H150V167H149ZM158 168H159V167H158ZM197 168H198V167H197ZM197 168H196V169H197ZM200 168L197 169V170H200ZM225 168H226V167H225ZM237 168H239V167H237ZM253 168H254V167H253ZM17 169H20V168L17 167ZM59 169H60V168H59ZM68 169H69V168H68ZM110 169H111V168H110ZM118 169H119V168H118ZM127 169H128V168H127ZM129 169H128V170H129ZM140 169H137V170L140 171ZM147 169H148V168H147ZM159 169H160V168H159ZM170 169H171V168H170ZM174 169H175V168H174ZM205 169H204V170H205ZM209 169H211V168H209ZM217 169H218V168H217ZM229 169H230V168H229ZM231 169H232V167H231ZM249 169H250V168H249ZM259 169H260V168H259ZM8 170H9V169H8ZM13 170H14V168H13ZM22 170H23V169H22ZM22 170H19V171L22 172ZM28 170H29V169H28ZM28 170H27V171H28ZM33 170H34V168H33ZM33 170H32V171H33ZM38 170H39V169H38ZM53 170H54V169H53ZM53 170H50V171L47 170V172H49V173L51 174V176H50L51 178H54V177L57 178L56 176L59 175V173H60L61 170H60V171H59V170H55V171H53ZM92 170H93V167H92ZM107 170H108V169H107ZM131 170H132V169H131ZM142 170H143V169H142ZM142 170H141V171H142ZM153 170H154V169H153V167H152V171H153ZM155 170L157 171V169H155ZM171 170H172V169H171ZM211 170H212V169H211ZM211 170H208L207 172H208L211 176H213L214 174H213V172H212ZM227 170H228V169H227ZM256 170H257V169H256ZM16 171H17V170H16ZM89 171H90V170H89ZM93 171H94V170H93ZM108 171H109V170H108ZM108 171H107V173H109ZM114 171H115V170H114ZM149 171H150V170H149ZM149 171H148V172H149ZM152 171H151V173H152ZM162 171H163V169H162ZM176 171H179V170H176ZM250 171H251V170H250ZM258 171H260V170H258ZM4 172H6V170H5ZM10 172H11V171H10ZM24 172H26V170H24ZM35 172H36V171H34V176H38V174L36 175ZM40 172H41V171H40ZM40 172H38V173H40ZM61 172H63V171H61ZM65 172H66V171H65ZM65 172H64V173H65ZM112 172H113V171H112ZM123 172H124V171H123ZM164 172H166V171L164 170ZM207 172H206V173H207ZM228 172H229V171H228ZM233 172H234V170H233ZM261 172H262V171H261ZM0 173H1V172H0ZM6 173H7V172H6ZM14 173H15V172H14ZM14 173H13V174H14ZM17 173H18V172H17ZM17 173H15V174H17ZM22 173H23V172H22ZM32 173H33V172H32ZM77 173H78V172H77ZM94 173H95V172H94ZM121 173H122V172H121ZM125 173H126V172H125ZM133 173H135V172H133ZM143 173H145L144 170H143ZM155 173H156V172H153L154 175H156ZM168 173H169V172L167 171V174H168ZM206 173H205V174H206ZM248 173H249V172H248ZM2 174H3V172H2ZM2 174H1V175H2ZM9 174H10V173H9ZM20 174H21V173H20ZM29 174H30V173H29ZM153 174H152V175H153ZM196 174H197V173H196ZM199 174H200V173H199ZM263 174H264V173H263ZM5 175H6V177H7V174L4 173V176H5ZM10 175H11V174H10ZM21 175H22V174H21ZM40 175H41V174H40ZM44 175H45V172H44V174H43V178H44ZM71 175H72V173H71ZM73 175H74V174H73ZM108 175H109V174H108ZM110 175H111V174H110ZM123 175L126 176L125 174H123ZM139 175H140V174H139ZM152 175H151V176H152ZM178 175H179V174H178ZM182 175H183V174H182ZM185 175H183V176H185ZM201 175H202V174H201ZM203 175H204V173H203ZM233 175H234V174H233ZM2 176H3V175H2ZM2 176H1V177H2ZM12 176H13V175H12ZM23 176L25 177L26 174L23 175ZM23 176H20V179H21ZM41 176H42V175H41ZM48 176H49V175H48ZM106 176H107V175H106ZM111 176H112V175H111ZM151 176H150V177H146V178H151ZM158 176H159V175H158ZM164 176H165V174H164ZM164 176H162V177H164ZM167 176H171V174H169V175H167ZM167 176H166V177H167ZM180 176H181V171H180V175H179L178 177H180ZM230 176H231V174H230ZM252 176H253V175H252ZM256 176H257V175H256ZM1 177H0V178H1ZM8 177H10V176H8ZM8 177H7V178H8ZM14 177H17V178H18L19 176H14ZM63 177H64V176H63ZM68 177H69V176H68ZM73 177H74V176H73ZM94 177H95V176H94ZM119 177H120V176H119ZM132 177H133V176H132ZM136 177H137V175H136ZM144 177H145V176H144ZM222 177H224V175L219 174V177H216V176H215L214 181L216 182V184L218 183V184L221 186V188L224 190V189L226 188L225 184H226L227 182L225 181L226 183L224 184ZM51 178H49V179H51ZM75 178H76V177H75ZM99 178H100V177H99ZM110 178H111V177H110ZM160 178H161V177H160ZM176 178H177V177H176ZM183 178H184V177H183ZM183 178H180V181H181ZM185 178H186V177H185ZM237 178H238V177H237ZM1 179H2V178H1ZM1 179H0V180H1ZM5 179H6V178H5ZM9 179H12V178H9ZM9 179H8V180H9ZM14 179H15V178H14ZM18 179H19V178H18ZM44 179H45V178H44ZM104 179H105V178H104ZM126 179H127V177H126ZM151 179H152V178H151ZM168 179H169V178H168ZM171 179H173V177H171ZM194 179H195V178H194ZM201 179H202V178H200V180H201ZM211 179H212V178H211ZM232 179H233V177H232ZM243 179H244V178H243ZM250 179H251V178H250ZM254 179H255V177L253 178V180H254ZM15 180H16V179H15ZM21 180H22V179H21ZM54 180L57 181V179H54ZM71 180H72V178H71ZM99 180H100V179H99ZM99 180H98V181H99ZM105 180H106V179H105ZM118 180H119V179H118ZM173 180H175V179H173ZM185 180H187V179H185ZM204 180H206V179H204ZM234 180H235V179H234ZM238 180H240V179H238ZM6 181H7V180H6ZM6 181H5V182H6ZM19 181H20V180H19ZM35 181H36V180H35ZM35 181H33V182H35ZM47 181H48V180H47ZM49 181H51V180H49ZM69 181H70V180H69ZM73 181H74V180H73ZM86 181H87V180H86ZM96 181H97V180H96ZM136 181H137V180H136ZM153 181H155V180H153ZM182 181H183V180H182ZM188 181H189V180H188ZM198 181H199V180H198ZM201 181H202V180H201ZM250 181H251V180H250ZM254 181H255V180H254ZM3 182H4V180H3ZM7 182H8V181H7ZM7 182H6V183H7ZM12 182H13V181H11L10 183H12ZM15 182L18 183V180H17V181H14V185H15ZM21 182H22V181H21ZM23 182H24V181H23ZM28 182H29V181H28ZM33 182H32V183H33ZM41 182H42V181H41ZM41 182H40V183H41ZM113 182L115 183V181H113ZM148 182H149V180H148ZM151 182H152V181H151ZM155 182H156V181H155ZM163 182H165V181H163ZM190 182H191V181H190ZM194 182H196V181H194ZM204 182H206V184H208L210 181L207 180V181H204ZM241 182H244V181H241ZM241 182H240V183H241ZM251 182H252V181H251ZM263 182H264V181H263ZM6 183H5V184H6ZM52 183H53V182H52ZM55 183H56V182H55ZM55 183H54V185H55ZM57 183L60 184L59 182H57ZM61 183H63V182H61ZM84 183H85V182H84ZM96 183H97V182H96ZM101 183H102V182H101ZM169 183H170V184H168V186H169V185H171V186L174 185V183H173V185L171 184V182H169ZM198 183H199V185L202 184V183H200V181H199ZM240 183H239V185L241 186ZM1 184H2V182L0 183V185H1ZM27 184H28V183H27ZM27 184H26V185H27ZM48 184H49V183H48ZM58 184H57V185H58ZM109 184H110V183L107 182V185H109ZM129 184H130V183H129ZM148 184H149V183H148ZM165 184H167V183H165ZM186 184H187V183H186ZM204 184H205V183H204ZM218 184H217V185H218ZM242 184H243V183H242ZM9 185H10V184H9ZM18 185H19V183H18ZM20 185L23 187L25 184L23 185V183H22V184H20ZM35 185H36V184H35ZM79 185H80V184H79ZM88 185H89V183H88ZM99 185H100V183H99ZM102 185H103V184H102ZM130 185H131V184H130ZM139 185H140V184H139ZM155 185H156V184H155ZM157 185H158V184H157ZM177 185H178V184H177ZM179 185H180V184H179ZM193 185H194V183H193ZM193 185H192V186H193ZM227 185H229V184H227ZM235 185H236V184H235ZM256 185H257V184H256ZM256 185H255V186H256ZM58 186H59V185H58ZM60 186H61V185H60ZM67 186H68V185H67ZM73 186H74L75 189H77L78 184H74ZM81 186H82V185H81ZM109 186H110V185H109ZM117 186H118V185H117ZM144 186H145V185H144ZM148 186H149V185H148ZM186 186H188V185H186ZM195 186H196V185H195ZM197 186H198V185H197ZM202 186H203V185H201L200 187H202ZM231 186H232V184H231ZM252 186H253V185H252ZM255 186H254V187H255ZM6 187H7V185H6ZM16 187H17V185H16ZM19 187H20V186H19ZM49 187H50V185H49ZM51 187H52V186H51ZM70 187H71V186H70ZM99 187H100V186H99ZM115 187H116V186H115ZM150 187H151V186H150ZM159 187H160V186H159ZM175 187H176V185H175ZM178 187H179V186H178ZM178 187H177V188H178ZM237 187H238V189H239V186H238V185H237ZM4 188H5V185H4ZM8 188H9V187H8ZM8 188H7V189H8ZM42 188H43V187H42ZM54 188H55V187H52V189H53V192L51 193V199H52V201H54V202L57 201V202H61V203H62V202H65V198H66L67 194H65V192L63 193V190H64V189H63V188H55V189H54ZM71 188H72V187H71ZM87 188H88V187H87ZM87 188H86V189H87ZM120 188H121V187H120ZM164 188H166V187H164ZM167 188L169 189V187H167ZM167 188H166V189H167ZM179 188H180V187H179ZM185 188H187V187H185ZM189 188H191V186H190ZM192 188H193V187H192ZM229 188L233 189L232 187H229ZM255 188H256V187H255ZM259 188H260V187H259ZM7 189H6V190H7ZM20 189H21V188H20ZM33 189H34V188H33ZM90 189H91V188H90ZM100 189H101V188H100ZM118 189H119V188H118ZM121 189H122V188H121ZM134 189H135V188H134ZM134 189H132V190H134ZM136 189H137V188H136ZM139 189L141 190V188H139ZM145 189H146V188H145ZM158 189H160V188H158ZM193 189H194V188H193ZM195 189H196V188H195ZM204 189H205V188H203V190H204ZM222 189H221V190H222ZM257 189H258V188H257ZM257 189H256V190H257ZM0 190H1V189H0ZM8 190H9V189H8ZM11 190H12V189H11ZM23 190L25 191V189H23ZM34 190H36V189H34ZM34 190H33V191H34ZM42 190H43V189H42ZM69 190H70V188H69ZM109 190H110V189H109ZM114 190H115V189H114ZM122 190H123V189H122ZM142 190H143V189H142ZM156 190H157V189H156ZM156 190H155V191H156ZM170 190H171V189H170ZM181 190H183V189H181ZM225 190H228V189H225ZM239 190H240V189H239ZM239 190H238V191H239ZM256 190H255V191H256ZM263 190H264V189H263ZM14 191H15V189H14ZM14 191H13V192H14ZM17 191H19V190H16V192H17ZM24 191H23V192H24ZM49 191H50V190H49ZM67 191H68V190H67ZM161 191H163V190L161 189ZM183 191H184V190H183ZM196 191H197V190H196ZM228 191H229V190H228ZM228 191H227V192H228ZM240 191H242V190H240ZM251 191H252V190H251ZM253 191H254V190H253ZM253 191H252V192H253ZM6 192H8V191H5V193H6ZM21 192H22V191H21ZM30 192H32V191H31V190H29V192L27 191V193H29V194L32 195V193H30ZM36 192H37V190H36ZM38 192H39V191H38ZM102 192H103V190H102ZM164 192H165V190H164ZM167 192H168V191H167ZM171 192H172V191H171ZM179 192H180V191H179ZM179 192H177V193H179ZM186 192H187V190H186ZM197 192H198V191H197ZM207 192H208V191H207ZM220 192H221V191H220ZM229 192H230V191H229ZM243 192H244V191H243ZM17 193H18V192H17ZM19 193H20V192H19ZM25 193H26V192H25ZM27 193H26V194H27ZM33 193H34V192H33ZM39 193L41 194V190H40ZM43 193H44V192H43ZM43 193L41 194V196H40V194H38V196L36 195V196H35V197H36V198H35V199H36L35 201H34V199H33V201L37 204V206H39V205H44L45 201H47V200H45V198H44L46 195L44 196ZM46 193H47V192H46ZM73 193H74V191H73ZM77 193H78V192H77ZM100 193H101V191H100ZM107 193H110V192H107ZM144 193H146V192H144ZM149 193H150V192H149ZM192 193H193V192H192ZM192 193H191V194H192ZM200 193H201V192H200ZM222 193H223V191H222ZM222 193H221V194H222ZM233 193H234V191H233ZM263 193H264V192H263ZM22 194H24V193H22ZM29 194H28V195H29ZM34 194H35V193H34ZM70 194H71V193H70ZM70 194H69V195H70ZM89 194H90V193H89ZM154 194H155V192H154ZM156 194H157V193H156ZM175 194H176V193H175ZM198 194H199V193H198ZM208 194L210 195V193H208ZM226 194H228V193H226ZM254 194H255V193H254ZM257 194H258V193H257ZM261 194H262V193H261ZM0 195H1V194H0ZM2 195H3V194H2ZM14 195H15V194H14ZM18 195H20V194H18ZM18 195H17V196H18ZM71 195H72V194H71ZM78 195H79V194H78ZM106 195H107V194H106ZM111 195H112V194H111ZM111 195H110V196H111ZM189 195H190V192H189ZM209 195H208V196H209ZM228 195H229V194H228ZM258 195H260V194H258ZM24 196H25V195H24ZM29 196H30V195H29ZM39 196H40V197H39ZM48 196L50 197V195H48ZM76 196H77V195H76ZM79 196H80V195H79ZM95 196H96V195H95ZM141 196H142V195H141ZM141 196H140V197H141ZM143 196H144V195H143ZM173 196H174V195H173ZM177 196H178V195H177ZM181 196H182V195H181ZM198 196L200 197V195H198ZM210 196H211V195H210ZM212 196H213V195H212ZM254 196H255V195H254ZM19 197H20V196H19ZM27 197H28V196H27ZM27 197H26V198H27ZM31 197H32V196H31ZM31 197H28V198L30 199ZM99 197H100V196H99ZM108 197H109V196H107V198H108ZM163 197H165V196H163ZM170 197H171V196H170ZM244 197H245V196H244ZM252 197H253V196H252ZM5 198H6V197H5ZM15 198H16V197H15ZM17 198H18V197H17ZM22 198H24V197H22ZM37 198H39V199H37ZM46 198H47V197H46ZM76 198H77V197H76ZM96 198H97V197H96ZM161 198H162V197H161ZM188 198H189V196H188ZM216 198H217V197H216ZM253 198H254V197H253ZM261 198H263V195H262V197H259L260 201H261ZM11 199H12V198H11ZM18 199H19V201H22L20 198H18ZM24 199H25V198H24ZM29 199H27V200L29 201ZM49 199H50V198H49ZM97 199H98V198H97ZM135 199H136V198H135ZM169 199H170V198H169ZM186 199H187V198H186ZM3 200H4V199H3ZM27 200H25L24 202H26ZM30 200H32V198H31ZM66 200H67L68 203H70V204L72 203L71 200H69V197H68ZM77 200H78V201H76V202H79L80 199L77 198ZM142 200H144V199H142ZM172 200H173V199H172ZM188 200H189V199H188ZM202 200H203V202H204V197H203ZM207 200L209 201V199H207ZM207 200H206V201H207ZM1 201H2V199H1ZM12 201H13V200H12ZM33 201H32V202H33ZM72 201H73V200H72ZM98 201H100V200H98ZM118 201H120V197H118ZM123 201H124V200H123ZM144 201H145V200H144ZM170 201H171V199H170ZM184 201H185V200H184ZM191 201H192V200H191ZM211 201H212V200H211ZM216 201H217V200H216ZM14 202H15V201H14ZM17 202H18V201H17ZM22 202H23V201H22ZM29 202H30V201H29ZM54 202H53V204H54ZM57 202H56V204L59 205ZM96 202H97V201H96ZM109 202H110V201H109ZM168 202H169V201H168ZM180 202H181V201H180ZM182 202H183V201H182ZM187 202H188V201H187ZM201 202H202V201H201ZM212 202H213V201H212ZM223 202H224V200H223ZM235 202H236V201H235ZM30 203H31V202H30ZM30 203H29V204H24V203H23L22 207H21V204H20L19 206L21 207V209H24V210H25V211H23V212H25V213H30L31 215H34V214H35V209H34V208L32 209V207L30 206ZM35 203H34V204H35ZM48 203H49V202H48ZM48 203H47V204H48ZM82 203H83V202H82ZM97 203H98V202H97ZM139 203H140V202H139ZM158 203H160V202H158ZM170 203H171V202H170ZM191 203H192V202H191ZM194 203H195V202H194ZM196 203H197V202H196ZM198 203H199V202H198ZM204 203H205V202H204ZM217 203H218V201H217ZM217 203H216V204H217ZM249 203H250V202H249ZM257 203H258V202H257ZM0 204H2V203H0ZM4 204H5V203H4ZM10 204H11V203H10ZM10 204H8V205H10ZM15 204H16V203H15ZM15 204H13V205H15ZM18 204H19V202H18ZM32 204H33V203H32ZM45 204H46V203H45ZM53 204H52V205H53ZM56 204H55V205H56ZM65 204H66V203H65ZM70 204H69V205H70ZM103 204H105V203H103ZM112 204H114V203H112ZM134 204H136V203L133 202V205H134ZM142 204H144V203L142 202ZM166 204H167V203H166ZM183 204H184V203H183ZM183 204H182V205H183ZM199 204H201V203H199ZM208 204H209V203H208ZM211 204H212V203H211ZM221 204H222V203H221ZM247 204H248V203H247ZM261 204H262V202H261ZM8 205L6 206V204H5V207H8ZM16 205H17V204H16ZM50 205H51V204H50ZM52 205H51V207H52ZM55 205H54L53 207H55ZM69 205H67V207H68ZM71 205H72V204H71ZM73 205H74V204H73ZM78 205H79V204H78ZM85 205H86V204H85ZM85 205H84V206H85ZM118 205H119V204L117 203V206H118ZM140 205H141V204H139L138 206H140ZM201 205H203V204H201ZM204 205H205V204H204ZM263 205H264V203H263ZM34 206H35V205H34ZM34 206H33V207H34ZM37 206H36V207H37ZM84 206H83V207H84ZM96 206H97V205H96ZM111 206H112V205H111ZM113 206H114V205H113ZM162 206H163V205H162ZM166 206H167V205H166ZM195 206H196V204H195ZM214 206H215V205H214ZM222 206H223V204H222ZM232 206H233V205H232ZM237 206H238V205H237ZM9 207H11L10 209H13L15 206H9ZM9 207H8V208H9ZM12 207H13V208H12ZM39 207H41V206H39ZM39 207H38V209H39ZM43 207H44V206H43ZM51 207H50V208H51ZM56 207H57V206H56ZM56 207H55V210H56ZM70 207H71V206H70ZM76 207H77V206H76ZM85 207H86V206H85ZM91 207H92V206H91ZM131 207H132V206H131ZM134 207L137 209V206H134ZM134 207H133V208H134ZM141 207H142V206H141ZM141 207H139V209H141ZM160 207H161V206H160ZM188 207H189V206H188ZM198 207H200V206L198 205ZM201 207H203V206H201ZM201 207H200V208H201ZM204 207H206V205H205ZM225 207H226V206H225ZM233 207H234V206H233ZM258 207H259V206H258ZM2 208H3V207H2ZM2 208H1V210L3 211ZM8 208H7V209H8ZM18 208H19V207H18ZM44 208H45V207H44ZM44 208H43V210H44ZM50 208H49V209H50ZM68 208H69V207H68ZM81 208H82V207H81ZM107 208H108V207H107ZM133 208H132V209H133ZM149 208H150V207H149ZM149 208H148V209H149ZM170 208H172V207H170ZM173 208H174V207H173ZM178 208H179V207H178ZM180 208H181V207H180ZM184 208H185V207H184ZM211 208H212V207H211ZM211 208H210V209H211ZM45 209L47 210V208H45ZM52 209H53V208H52ZM72 209H73V208H72ZM74 209H75V208H74ZM92 209H93V208H92ZM92 209H91V210H92ZM94 209H95V208H94ZM94 209H93V210H94ZM97 209H98V208H97ZM143 209H144V208H142V210H143ZM161 209H162V207H161ZM186 209H187V208H186ZM203 209H205V208H203ZM203 209L201 208V210H203ZM207 209H208V208H207ZM212 209H213V208H212ZM221 209H223V208H221ZM234 209L236 210L235 207H234ZM250 209H251V208H250ZM250 209H249V210H250ZM261 209H262V208H261ZM1 210H0V211H1ZM16 210H17V209H16ZM26 210H27V211H26ZM41 210H42V209H41ZM46 210H45V211H46ZM63 210H67V209L64 208ZM75 210H76V209H75ZM77 210H78V207H77ZM77 210H76V211H77ZM104 210H105V209H104ZM107 210H111V209L108 208ZM130 210H131V209H129V211H130ZM173 210H174V209H173ZM194 210H195V209H194ZM216 210H217V209H216ZM245 210H246V209H245ZM2 211H1V212H2ZM4 211H5V208H4ZM6 211H7V210H6ZM9 211H10V210H9ZM17 211L19 212V209H18ZM17 211H15L14 214H16ZM45 211H44V212H45ZM48 211H49V210H48ZM48 211H47V214H48ZM78 211H79V210H78ZM84 211H85V210H84ZM126 211H128V210H126ZM151 211H152V210H151ZM162 211H163V210H162ZM232 211H233V210H232ZM237 211H238V210H237ZM258 211H259V208H258ZM258 211H257V213H258ZM21 212H22V211H21ZM40 212H41V211H40ZM44 212H43V213H44ZM64 212H65V211H64ZM70 212L73 213V211H71V210H70ZM70 212H69V213H70ZM108 212H109V211H108ZM130 212H131V211H130ZM144 212H145V211H143V214H145ZM163 212H164V211H163ZM190 212H191V210H190ZM194 212H195V211H194ZM196 212H197V210H196ZM203 212H204V210H203ZM203 212L201 211V213H203ZM206 212H207V211H205L204 213H206ZM211 212H212V211H211ZM220 212H221V210H220ZM261 212H263V211H261ZM261 212H260L259 214H261ZM2 213H3V212H2ZM9 213H10V212H9ZM9 213H5V214H9ZM69 213H66V214H69ZM77 213H78V212H77ZM89 213H90V212H89ZM91 213H94V212H91ZM97 213H98V211H97ZM105 213H106V211H105ZM105 213H103L102 216H104ZM132 213H133V212H132ZM135 213H136V214L134 215V217H135L134 220H135L137 223H136L134 226L129 225L128 227L124 228V230L122 231L123 233L119 236V240L117 239L118 242H119L118 244H119L120 247H119V248L114 247V248H113L112 250H110V251L103 252L105 258H108V257H107V254L109 255V254H111L112 252L115 253V255H116V254H119V253L125 251L126 249L129 250V248H133V250H134V248H136V247L138 246L140 240H142V241H143V240H147V236H146L147 234H145V233L149 230V229H148V223H147V222L142 218V216L140 215L141 212L136 211ZM155 213H156V212H155ZM178 213H180V212H178ZM217 213H218V212H217ZM217 213H216V214H217ZM222 213H223V212H222ZM0 214H1V213H0ZM23 214H24V213H23ZM36 214H37V213H36ZM44 214H45V213H44ZM47 214H46V215H47ZM53 214H54V213H53ZM60 214H61V213H60ZM78 214H79V213H78ZM86 214H87V213H86ZM110 214H111V213H110ZM189 214H190V213H189ZM189 214H187V215L189 216ZM229 214H230V213H229ZM9 215L11 216V213H10ZM17 215H18V214H17ZM49 215H50V213H49ZM72 215H74V214H72ZM89 215H90V214H89ZM94 215H95V214H94ZM108 215H109V214H108ZM126 215H127V213H126ZM146 215H148V214H146ZM149 215H151V213H150ZM157 215H158V214H157ZM199 215H201V214H199ZM204 215H205V214H204ZM217 215H218V214H217ZM221 215H222V214H221ZM240 215H241V214H240ZM249 215H250V214H249ZM261 215H263V214H261ZM51 216H52V215H51ZM61 216H62V215H61ZM65 216H66V215H65ZM69 216H70V215H67V217H69ZM100 216H101V215H100ZM109 216H110V215H109ZM164 216H165V215H164ZM179 216H180V214H179ZM193 216H194V215H193ZM207 216H208V214H207L206 216H204V217H207ZM222 216H224V214H223ZM226 216H227V215H226ZM7 217H8V216H7ZM7 217H6V218H7ZM17 217H18V216H17ZM19 217H21V216H19ZM38 217H39V216H38ZM41 217H42V216H41ZM45 217H46V216H45ZM63 217H64V216H63ZM63 217H62V218H63ZM80 217H81V215L79 216V218H80ZM90 217H93V216H90ZM107 217H108V216H107ZM126 217H127V216H126ZM130 217H131V215H130ZM151 217H152V216H151ZM158 217H159V215H158ZM160 217H161V216H160ZM184 217H185V216H184ZM184 217H183V218H184ZM196 217H197V216H196ZM224 217H225V216H224ZM246 217H247V216H246ZM261 217H262V216H261ZM1 218H3V215H2ZM12 218H13V217H12ZM50 218H51V217H50ZM57 218H58V217H57ZM70 218H71V217H70ZM77 218H78V217H77ZM81 218H82V217H81ZM153 218H154V217H153ZM163 218H164V217H163ZM170 218H171V217H170ZM177 218H178V217H177ZM183 218H181V219L183 220ZM227 218H228V217H227ZM235 218H236V217H235ZM10 219H11V217H10ZM22 219H23V218H21L20 221H21ZM43 219H44V218H43ZM43 219H42V220H43ZM46 219H47V218H46ZM102 219H103V217H102ZM165 219H166V218H165ZM165 219H163L162 221H164ZM167 219H168V217H167ZM181 219H179V220H181ZM190 219H191V218H190ZM190 219H188V220H189V221H192V220H193V218H192V220H190ZM202 219H203V217H202ZM219 219H220V221H221V217H220ZM224 219H225V218H224ZM232 219H233V218H232ZM1 220H3V219H1ZM4 220H5V219H4ZM4 220H3V222H4ZM13 220H14V218H13ZM18 220H19V219H18ZM24 220H25V219H24ZM48 220H49V219H48ZM64 220H65V219H64ZM86 220H87V219H86ZM109 220H110V219H109ZM177 220H178V219H177ZM177 220H176V221H177ZM199 220H200V219H199ZM205 220H206V219H205ZM256 220H257V219H256ZM16 221H17V220H16ZM58 221H59V220H58ZM61 221H62V220H61ZM82 221H83V219H82ZM96 221H97V220H96ZM98 221H99V220H98ZM104 221H106V220L104 219ZM129 221H130V220H129ZM158 221H159V220H158ZM176 221H175V222H176ZM201 221H202V220H201ZM206 221H207V220H206ZM209 221H210V220H209ZM222 221H223V220H222ZM230 221H231V219H230ZM232 221H233V220H232ZM8 222H11V221H8ZM37 222H38V221H37ZM42 222H43V221H42ZM45 222H46V221H45ZM51 222H52V221H51ZM51 222H50V223H51ZM53 222H54V220H53ZM71 222H72V220H71ZM77 222H79V221H77ZM84 222H85V220H84ZM88 222H89V221H88ZM91 222H92V221H91ZM94 222H95V221H94ZM159 222H160V221H159ZM170 222H171V221H170ZM170 222H169V224L167 223V225L170 226V224H171ZM172 222H173V221H172ZM175 222H173V223H175ZM182 222H183V221H182ZM187 222H188V221H187ZM193 222H194V221H193ZM253 222H254V221H253ZM259 222H260V221H259ZM1 223H2V222H1ZM17 223H18V222H17ZM23 223H24V222H23ZM27 223H28V222H27ZM32 223H34V222H32ZM38 223H39V222H38ZM63 223H64V222H63ZM69 223H70V222H69ZM80 223H81V222H80ZM92 223H93V222H92ZM97 223H98V222H97ZM106 223H107V222H106ZM150 223H151V222H150ZM150 223H149V224H150ZM157 223H158V222H157ZM162 223H163V222H162ZM185 223H186V221H185ZM191 223H192V222H191ZM204 223H205V222H203V224H204ZM4 224H7V223L4 222ZM24 224H25V223H24ZM29 224H31V223H29ZM29 224H27V225H29ZM34 224H35V223H34ZM46 224H47V223H46ZM48 224H49V223H48ZM48 224H47V225H48ZM66 224H67V223H66ZM70 224H71V223H70ZM86 224H87V223H86ZM89 224H90V226H91V223H89ZM104 224H105V223H104ZM128 224H129V223H128ZM155 224H156V223H155ZM178 224H180V223H178ZM178 224H176V225H178ZM205 224H207V223H205ZM205 224H204V225H205ZM215 224H216V223H215ZM218 224H219V223H218ZM218 224H217V225H218ZM231 224H232V222H231ZM238 224H239V223H238ZM1 225H2V224H1ZM14 225H15V224H14ZM25 225H26V224H25ZM40 225H41V224H40ZM82 225H83V224H82ZM94 225H96V224H94ZM111 225H112V224H111ZM113 225H114V224H113ZM182 225H183V224H182ZM190 225H191V224H190ZM204 225H203V227H204ZM219 225H220V224H219ZM229 225H230V224H229ZM229 225H227V226H229ZM3 226H4V225H3ZM3 226H2V227H3ZM15 226H16V225H15ZM18 226H19V225H18ZM18 226H17V227H18ZM20 226H21V225H20ZM55 226H56V225H55ZM67 226H68V224H67ZM67 226H66V228H67ZM69 226H70V225H69ZM74 226H75V225H74ZM76 226H78V224H77ZM84 226H85V225H84ZM86 226H87V225H86ZM97 226H98V227H101V226H99V225H96V228H97ZM178 226H179V225H178ZM184 226H185V225H184ZM197 226H198V224H197ZM227 226H226V227H227ZM232 226H233V225H232ZM242 226H244V225L242 224ZM40 227H41V226H40ZM40 227H39V228H40ZM53 227H54V226H53ZM58 227H59V226H58ZM72 227H73V226H72ZM93 227H94V226H93ZM153 227H154V226H153ZM211 227H212V226H211ZM251 227H252V226H251ZM261 227H262V226H261ZM18 228H19V227H18ZM43 228H45V227H43ZM76 228H78V227H76ZM83 228H84V227H83ZM94 228H95V227H94ZM172 228H173V227H172ZM176 228H177V227H176ZM176 228H175V229H176ZM193 228H194V227H193ZM195 228H196V227H195ZM200 228H201V227H200ZM204 228H205V227H204ZM218 228H219V227H218ZM227 228H228V227H227ZM229 228H230V227H229ZM244 228H245V227H244ZM249 228H250V227H249ZM1 229H2V228H1ZM26 229H27V228H26ZM36 229H37V228H36ZM53 229H54V228H53ZM63 229H64V228H63ZM79 229H81V227H80ZM79 229H77V232H78ZM117 229H118V228H117ZM117 229H116V230H117ZM152 229H153V228H152ZM184 229H185V228H184ZM191 229H192V228H191ZM205 229H206V228H205ZM207 229H208V228H207ZM209 229H210V226H209ZM215 229H216V228H215ZM222 229H223V228H222ZM224 229H225V228H224ZM237 229H238V227H237ZM252 229H253V227H252ZM261 229H262V228H261ZM15 230H18V229H15ZM19 230H21V229H19ZM19 230H18V231H19ZM46 230H47V229H46ZM46 230H44V231H46ZM57 230H58V229H57ZM57 230L55 229L54 231L57 232ZM70 230H71V229H70ZM86 230H87V229H86ZM89 230H90V228H89ZM95 230H96V229H95ZM97 230H98V229H97ZM99 230H100V229H99ZM116 230H115V232H116ZM171 230H172V229H171ZM211 230H212V229H211ZM232 230H233V229H232ZM239 230H240V229H239ZM248 230H249V229H248ZM3 231H4V230H3ZM5 231H6V230H5ZM5 231H4V232H5ZM21 231H22V230H21ZM48 231L50 232L49 229H48ZM67 231H68V230H66V231H63V230H62V232H67ZM74 231H75V230H74ZM102 231H103V229H102ZM102 231H101V233H102ZM110 231H112V230L110 229ZM110 231H107V232H108V233H107V236L110 235V233H111ZM169 231H170V230H169ZM184 231H185V230H184ZM203 231H204V230H203ZM230 231H231V229H230ZM233 231H234V230H233ZM4 232H2V233H4ZM7 232L9 233V239H8L9 243L12 242V243H13L14 245H16V247L19 249V246L22 245V238H23V237L18 236V235H21L22 233L20 232L21 234H18V232L16 233V231H14V230L11 229V228H9V229L7 230ZM22 232H23V231H22ZM24 232H25V231H24ZM24 232H23V233H24ZM32 232L34 233V231H32ZM32 232H31V233H32ZM38 232H39V231H38ZM38 232H37V233H38ZM51 232H52V231H51ZM60 232H61V230H60ZM60 232L58 231V233H60ZM68 232H69V231H68ZM70 232H71V231H70ZM72 232H73V231H72ZM82 232H84V231H82ZM82 232H81V233H82ZM91 232H92V231H91ZM93 232H94V231H93ZM99 232H100V231H99ZM99 232H98V233H99ZM103 232H104V231H103ZM182 232H183V231H182ZM192 232H193V231H192ZM226 232H227V231H226ZM231 232H232V231H231ZM231 232H230V233H231ZM237 232L240 233L238 230H237ZM245 232H246V231H245ZM249 232H250V231H249ZM255 232H256V231H255ZM255 232H254V233H255ZM8 233H7V234H8ZM26 233H28V232H26ZM45 233H47V232H45ZM89 233H90V232H89ZM154 233H155V232H154ZM172 233H173V232H172ZM197 233H198V231H197ZM219 233H221V232H219ZM228 233H229V232H228ZM246 233H247V232H246ZM0 234H1V233H0ZM51 234H52V233H51ZM67 234H68V233H67ZM75 234H76V233H75ZM79 234H80V232H79ZM90 234H91V233H90ZM114 234H115V233H114ZM116 234H117V233H116ZM118 234H119V233H118ZM167 234H168V233H166V235H167ZM186 234H187V233H186ZM198 234H199V233H198ZM198 234H197V235H198ZM213 234H214V233H213ZM240 234H241V233H240ZM240 234H239V235H240ZM250 234H251V233H250ZM257 234H258V233H257ZM3 235H5V234H3ZM3 235H2V236H3ZM22 235H24V234H22ZM32 235H33V234H32ZM43 235H44V233H43ZM46 235H47V234H46ZM46 235H45V237H46ZM53 235H54V233H53ZM59 235H60V234H59ZM62 235H64V234H62ZM62 235H60V236H62ZM156 235H157V234H156ZM170 235H171V234H170ZM170 235H169V236H170ZM176 235H177V234H176ZM205 235H206V234H205ZM207 235H208V233H207ZM225 235H226V234H225ZM236 235H237V234H236ZM254 235H255V234H254ZM258 235H259V234H258ZM38 236H39V234H38ZM57 236H58V235H57ZM72 236L74 237V234H72ZM79 236H80V235H79ZM98 236H99V234H98ZM98 236H97V237H98ZM102 236H103V235H102ZM151 236H152V235H151ZM193 236H194V235H193ZM198 236H199V235H198ZM208 236H209V235H208ZM228 236H229V235H228ZM230 236H231V235H230ZM230 236H229V238H230ZM248 236H249V235H248ZM256 236H257V235H256ZM259 236H260V235H259ZM259 236H258V237H259ZM263 236H264V235H263ZM7 237H8V236H7ZM24 237H25V235H24ZM33 237H34V236H33ZM45 237H44V238H45ZM52 237H53V236H52ZM63 237H66V236H62V238H63ZM73 237H69V236H68L69 240H70L71 238H73ZM88 237H89V236H88ZM113 237H115V236L113 235ZM194 237H195V236H194ZM200 237H201V235H200ZM206 237H207V236H206ZM215 237H216V236H215ZM221 237H222V236H221ZM254 237H255V236H254ZM47 238H48V237H47ZM53 238H55V237H53ZM53 238H52V240H53ZM56 238H58V237H56ZM76 238H78V237L76 236ZM89 238H90V237H89ZM103 238H104V237H102L101 239H103ZM203 238H204V237H203ZM226 238H227V237H226ZM231 238H232V237H231ZM231 238H230V239H231ZM240 238H241V237H240ZM1 239H2V238H1ZM39 239H40V238H39ZM58 239H59V238H58ZM58 239H57V240H58ZM63 239H64V238H63ZM65 239H67V238H65ZM74 239H75V238H74ZM74 239H73V240H74ZM92 239H93V238H92ZM98 239H99V238H98ZM192 239H193V238H192ZM192 239H191V240H192ZM207 239H208V238H207ZM210 239H211V238H210ZM216 239H217V238H216ZM227 239H228V238H227ZM230 239H229V240H230ZM256 239H258V238H256ZM2 240H4V239H2ZM24 240H25V239H24ZM29 240H30V239H29ZM29 240H28V241H29ZM36 240H37V239H36ZM41 240H43V239H41ZM52 240H49L50 243H51ZM59 240H60V239H59ZM78 240H80V239H78ZM78 240H77V241H78ZM111 240H112V239H111ZM165 240H166V239H165ZM175 240H176V239H175ZM261 240H262V239H261ZM4 241H5V240H4ZM4 241H3V242H4ZM14 241H15V242H14ZM26 241H27V239H26ZM38 241H39V240H37L36 242H38ZM47 241H48V240H47ZM55 241H56V239H55ZM60 241H61V240H60ZM83 241H84V240H83ZM87 241H88V240H87ZM89 241H91V240H89ZM89 241H88V244H89ZM102 241H103V240H102ZM102 241H101V242H102ZM104 241H105V240H104ZM112 241H113V240H112ZM114 241H115V240H114ZM198 241H199V240H198ZM200 241H201V240H200ZM204 241H205V239H204ZM210 241H212V239H211ZM241 241H242V240H241ZM254 241H255V240H254ZM23 242H24V241H23ZM39 242H40V241H39ZM43 242L45 243L44 240H43ZM57 242H58V241H57ZM61 242H62V241H61ZM75 242H76V241H75ZM101 242H99V243H101ZM115 242H116V241H115ZM177 242H178V241H177ZM177 242H176V243H177ZM179 242H180V241H179ZM212 242H213V241H212ZM214 242H215V241H214ZM219 242H220V241H219ZM230 242H231V241H230ZM243 242H244V241H243ZM249 242H250V241H249ZM4 243H5V242H4ZM25 243H27V242H25ZM25 243H23V244H25ZM48 243H49V242H48ZM48 243H47V244H48ZM50 243H49V244H50ZM69 243H70V241H69ZM77 243H78V242H77ZM79 243H80V242H79ZM92 243H93V242H92ZM97 243H98V241H97ZM165 243H166V242H165ZM189 243H190V242H189ZM201 243H202V242H201ZM203 243H205V242H203ZM247 243H248V241H247ZM27 244H29V243H27ZM37 244H39V243H37ZM42 244H43V243H42ZM49 244H48V245H49ZM55 244H56V242H55ZM55 244H54V245H55ZM94 244H95V243H94ZM106 244H107V243H106ZM115 244H117V243H115ZM118 244H117V245H118ZM141 244H142V243H141ZM143 244H144V243H143ZM143 244H142V245H143ZM180 244H181V243H180ZM195 244H196V243H195ZM198 244H199V243H198ZM198 244H196V245L198 246ZM241 244H242V242H241ZM241 244H240V246H241ZM48 245H47V248H50V247H48ZM56 245H57V244H56ZM61 245H62V244H61ZM64 245H65V247L67 246V245H66V242L64 243ZM72 245H73V244H72ZM72 245L70 244V246H72ZM75 245H76V244H75ZM80 245H81V244H80ZM82 245H83V244H82ZM86 245H87V243H86ZM86 245H85V246H86ZM205 245H206V243H205ZM205 245H203V247H204ZM214 245H215V244H214ZM217 245H218V244H217ZM251 245H252V244H251ZM0 246H1V245H0ZM4 246H6V245H4ZM24 246H26V244H25ZM40 246H41V245H40ZM43 246H44V245H43ZM109 246H110V245H109ZM144 246H145V245H144ZM152 246H153V245H152ZM154 246H155V245H154ZM154 246H153V247H154ZM161 246H162V245H161ZM161 246H160V247H161ZM192 246H193V243H192ZM210 246H211V245H210ZM220 246H221V245H220ZM2 247H3V246H2ZM30 247H31V246H30ZM30 247L28 246V248H30ZM52 247L54 248V246H52ZM55 247H56V246H55ZM72 247H74V246H72ZM76 247H77V246H76ZM96 247H98V246H96ZM100 247H102V245H101ZM107 247H108V246H107ZM107 247L104 246V248H107ZM168 247H169V246H168ZM193 247H195V246H193ZM203 247H202V246H199L198 249L200 248L201 251H202V250H203V249H202ZM212 247H213V246H212ZM214 247H215V246H214ZM216 247H217V246H216ZM236 247H237V246H236ZM245 247H246V246H245ZM251 247H252V246H251ZM5 248H6V247H5ZM5 248H2V249L4 250ZM33 248H34V247H33ZM35 248H36V247H35ZM39 248H40V247H39ZM44 248H46V247H44ZM44 248H43V249H44ZM60 248H61V247H60ZM77 248H79V247H77ZM102 248H103V247H102ZM123 248H124V249H123ZM138 248H140V247L138 246ZM138 248H137V250H139ZM143 248H144V247H143ZM173 248H174V247H173ZM205 248H206V247H205ZM208 248H210V247H208ZM220 248H221V247H220ZM220 248H219V249H220ZM228 248H229V247H228ZM228 248H227V249H228ZM242 248H243V246H242ZM2 249H1V250H2ZM10 249H11V251H12V247H11ZM13 249H14V247H13ZM21 249H22V248H21ZM24 249H27V247L24 248ZM41 249H42V248H41ZM62 249H63V248H62ZM96 249H99V248H96ZM100 249H101V248H100ZM168 249H169V248H168ZM198 249H197V250H198ZM216 249H217V248H216ZM230 249H231V248H230ZM246 249H247V248H246ZM251 249H252V248H251ZM14 250H15V249H14ZM39 250H40V249H39ZM45 250L48 251V249H45ZM50 250H51V249H50ZM74 250H75V249H74ZM76 250H77V249H76ZM84 250H85V249H84ZM94 250H95V248H94ZM101 250H102V249H101ZM104 250H105V249H104ZM131 250H132V249H131ZM142 250H143V249H142ZM142 250H141V251H142ZM144 250H146V249H144ZM166 250H167V249H166ZM191 250H192V249H191ZM210 250H211V248H210ZM239 250H240V249H239ZM5 251H6V250H5ZM21 251H22V253H23L25 250H24V251L21 250ZM57 251H58V250H57ZM66 251H67V247H66ZM68 251H69V250H68ZM87 251H88V250H87ZM91 251H93V250H91ZM141 251H139V252H141ZM175 251H176V250H175ZM201 251H200V255L204 256V255H203V252H201ZM206 251H207V250H206ZM211 251H212V250H211ZM213 251H214V250H213ZM231 251H232V250H231ZM13 252H14V251H13ZM39 252H40V251H39ZM54 252H55V250L53 251V254H54ZM71 252H72V251H70V253H71ZM80 252H82V251L80 250ZM83 252H85V251H83ZM83 252H82V253H83ZM93 252H94V251H93ZM168 252H169V251H168ZM183 252H184V250H183ZM188 252H189V251H188ZM198 252H199V251H198ZM223 252H224V251H223ZM227 252H228V251H227ZM238 252H239V251H238ZM240 252H241V251H240ZM242 252H243V251H242ZM244 252H245V250H244ZM253 252H254V251H253ZM24 253H25V252H24ZM32 253H33V252H32ZM35 253H36V252H35ZM37 253H38V252H37ZM45 253H48V252L45 251ZM61 253H62V251H61ZM77 253H78V252H77ZM88 253H89V252H88ZM103 253H101V256L103 255ZM125 253H126V251H125ZM169 253H171V252H169ZM184 253H185V252H184ZM192 253H193V251H192ZM194 253H196V252L194 251ZM206 253H207V255H208V252H206ZM214 253H215V252H214ZM220 253H221V252H220ZM236 253H237V252H236ZM19 254H20V253H19ZM50 254H51V253H50ZM55 254H56V253H55ZM83 254H84V253H83ZM85 254H87V253L85 252ZM126 254H127V253H126ZM175 254H176V253H175ZM204 254H205V253H204ZM209 254H210V253H209ZM216 254H217V253H216ZM1 255H2V254H1ZM5 255H6V254H5ZM9 255H10V253H9ZM9 255H8V257H9ZM24 255H26V253H25ZM43 255H44V254H43ZM72 255H74V253H72ZM72 255H71V256H72ZM88 255H90V254H88ZM112 255H113V254H112ZM128 255H130V254H128ZM131 255H132V254H131ZM133 255H134V254H133ZM158 255H159V253H158ZM162 255H163V254H162ZM162 255H161V256H162ZM165 255H166V254H165ZM192 255H193V254H192ZM200 255H199V258H200ZM213 255H214V254H213ZM218 255H219V254H218ZM51 256H52V255H51ZM92 256H93V255H92ZM96 256H97V254H96ZM135 256H136V255H135ZM155 256H156V255H155ZM194 256H197V255L194 254ZM215 256H216V255H215ZM228 256H230V255H228ZM4 257H6V256H4ZM14 257H15V256H14ZM23 257H24V256H23ZM27 257H28V256H27ZM41 257H42V256H41ZM53 257H54V256H53ZM62 257H63V255H62ZM67 257H68V256H67ZM69 257H70V255H69ZM76 257H77V256H76ZM78 257H79V255H78ZM82 257H83V256H82ZM93 257H94V256H93ZM102 257H103V256H102ZM104 257H103V258H104ZM163 257H164V256H163ZM171 257H172V256H171ZM179 257H180V256H179ZM190 257H191V256H190ZM210 257H211V256H210ZM225 257H226V256H225ZM259 257H260V255H259ZM25 258H26V257H25ZM34 258H35V257H34ZM57 258H59V255H58ZM73 258H74V257H73ZM112 258H113V257H112ZM112 258H110V259H112ZM159 258H160V257H159ZM183 258H185V257H183ZM217 258H219V257H217ZM230 258H231V257H230ZM5 259H6V258H5ZM5 259H4V260H5ZM11 259H12V258H11ZM53 259H54V258H53ZM64 259H65V258H64ZM84 259H85V258H84ZM157 259H158V258H157ZM171 259H172V258H171ZM171 259H170V260H171ZM195 259H196V258L193 257V259H191V261H192V262H195V261H196ZM207 259H209V258H207ZM211 259H212V258H211ZM213 259H214V258H213ZM222 259H224V258H222ZM1 260H2V259H1ZM16 260H18V259H16ZM26 260H28V259H26ZM51 260H52V257H51ZM57 260H58V259H57ZM59 260H62V259L59 258ZM85 260H86V259H85ZM101 260H102V259H101ZM144 260H145V259H144ZM151 260H152V259H151ZM162 260H163V259H162ZM175 260H176V259H175ZM193 260H195V261H193ZM200 260H201V259H200ZM214 260H215V259H214ZM6 261H9V259L5 260L4 264L6 263ZM14 261H15V259H14ZM54 261H55V260H54ZM67 261H68V260H67ZM82 261H83V260H82ZM82 261H81V262H82ZM105 261H106V260H105ZM133 261H134V260H133ZM171 261H172V260H171ZM177 261H178V260H177ZM186 261H187V260H186ZM210 261H212V260H210ZM219 261H220V260H219ZM221 261H222V260H221ZM246 261H247V260H246ZM246 261H245L244 263H246ZM12 262H13V261H12ZM15 262H16V261H15ZM19 262H20V263H18V264H21V261H20V260H19ZM45 262H46V261H45ZM58 262H59V261H58ZM61 262H62V261H61ZM65 262H66V261H65ZM65 262H63V263L65 264ZM85 262H87V260H86ZM91 262H92V260H91ZM142 262H143V261H142ZM155 262H156V261H155ZM162 262H163V261H162ZM183 262H184V261H183ZM197 262H198V261H197ZM230 262H231V261H230ZM262 262H263V261H262ZM16 263H17V262H16ZM28 263H29V262H28ZM31 263H32V262H31ZM181 263H182V262H181ZM200 263H201V262H200ZM214 263H215V262H214ZM217 263H218V262H217ZM222 263H224V262H222ZM225 263H227V262H225ZM247 263H248V262H247ZM247 263H246V264H247ZM253 263H254V262H253ZM7 264H9V263H7ZM46 264H48V263H46ZM55 264H57V263H55ZM60 264H61V263H60ZM67 264H69V263H67ZM73 264H74V263H73ZM79 264H80V263H79ZM89 264H90V263H89ZM91 264H92V263H91ZM93 264H94V263H93ZM161 264H162V263H161ZM167 264H168V262H167ZM177 264H178V263H177ZM179 264H180V263H179ZM186 264H187V263H186ZM189 264H190V263H189ZM193 264H194V263H193ZM219 264H220V262H219ZM242 264H243V263H242ZM256 264H257V262H256ZM261 264H262V263H261Z\"/></svg>",
  "mask_w": 264,
  "mask_h": 264
}]
</instances>
